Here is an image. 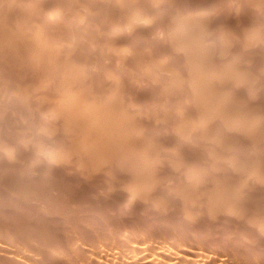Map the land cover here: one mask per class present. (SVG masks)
<instances>
[{"label":"rangeland","instance_id":"1","mask_svg":"<svg viewBox=\"0 0 264 264\" xmlns=\"http://www.w3.org/2000/svg\"><path fill=\"white\" fill-rule=\"evenodd\" d=\"M13 2H11V0H9V2H8V0H0V12H2L1 14H2V16H1V14H0V18H2L1 20H0V24H1V26H0V28H1V32H0V37H2V38H0V39H2L0 42H2V41H6V42H2V43H0V45L2 44V45H6L5 47H7V49L5 48L4 49V46H0V77H3V78H0V80L2 81V82H4L5 83V81H6V83L7 84H9V85H7V84H5V85H3V84H1L2 82L0 81V88L2 89V92H1V89H0V101H1V104L2 103H4V106H3V104L2 105H0L1 107H0V112H2L3 111V113H5L6 114V112H7V114L5 115H3V114H0V118H2V119H0V124L2 123L4 126H2V124H1V126H0V130H2V131H0V133H1V135H0V148H3L2 146L3 145H5L4 146V150L2 149V151H1V149H0V159H2L3 161H5V163L2 161V160H0V161H2V165H0V168H3V169H0L1 171H0V175H2V176H0V186H1V184L3 183V182H5L4 183V185L2 184V186H4L3 188H1L0 187V200H2V201H0V209H2L0 212V216H2L3 218H5V219H3V218H1L0 217V233H2V234H4V235H0V241L2 242H0V248H2V249H0V264H6V263H9V264H44V263H46V264H64V263H68V264H78V262L80 263V264H88V263H90V264H108V263H110L109 261H111V263L110 264H131V262L133 263V264H139V262H140V264H163L162 262H164L165 264H170V263H172V264H175L176 262V264H194V262L197 264V263H199V264H209L210 262V264H213V262H214V264H225V263H228V264H239L240 262H241V264H259L258 262H260V264H264L263 262V260H264V204L262 205V203H264V175H262V173L264 174V139H263V137H264V135L263 134H259V132H261V133H264V125L262 126V124H264V95H263V93L262 92H264V74H263V72H264V47H263V45H264V8L263 9H260L261 8V6H260V4H259V6H260V8H259V10H258V7H255V5L256 4H258L259 2L258 1H256L257 3H255V1H252V2H250L251 0H231V3H230V0H227V3H226V0H224V1H221V0H218V2H214V1H216V0H210V2H209V0H198L199 1V3H196L195 1L196 0H160V1H158L157 0V2H156V0H151L152 2H153V4L155 5V4H158V2L160 3V4H158V5H153V4H151V2L149 3L148 2V0H142L143 2H146V3H143L141 0H129V1H126L125 0V2H124V0H121L122 1V5L121 4H119V0H114V6L116 7V8H120L121 7V9H116L111 3H113V0H109V1H106V0H101L102 2L100 3V0H94V2H96V3H94L93 2V4L91 3V1L90 0H86L87 2H85V0H83V2H85V3H87V4H84L85 6H83L82 7V5L81 4H83L82 2L79 4V3H77L78 1H80V0H41L40 2H39V0H38V2H37V0H21V2L19 1V0H16L17 2L19 1V3H18V5L17 4H15L16 3V1H14V0H12ZM30 1V2H29ZM35 1V2H34ZM44 1V2H43ZM56 1H58V3L56 2ZM104 1V2H103ZM136 1H138V2H136ZM168 1V2H167ZM172 3V4H170V2ZM173 1V2H172ZM174 1L176 2V4L174 3ZM194 1V3H192ZM197 1V2H198ZM200 1H202V2H200ZM240 2V3H238V2ZM263 1V0H262ZM261 1V2H262ZM39 4L40 3V5H38L37 3ZM56 2V3H55ZM64 4H63V3ZM65 2H69L68 4L67 3H65ZM72 2H74V4H75V2H76V4H79V6H81V9H88L87 11H86V9L85 10H78V7H76V4L74 5ZM88 2H90V3H88ZM109 2V3H108ZM117 2H118V4H117ZM131 2V3H130ZM155 2V3H154ZM179 2V3H178ZM185 2V3H184ZM204 2H206V3H204ZM214 2V3H213ZM224 2V3H223ZM233 2H235L234 4H233ZM246 2V3H245ZM6 3V4H5ZM11 3H13L12 5H10ZM21 3L23 4V5H21ZM25 3H27L26 5H25ZM29 3V4H28ZM35 3H36V5H35ZM47 3H48V6H47ZM72 3V4H71ZM104 3V4H103ZM121 3V2H120ZM123 3H124V7H123ZM127 3V4H126ZM130 3V4H129ZM134 3V4H133ZM143 3V4H142ZM161 3H163V4H166V5H163L162 6V4ZM167 3H169V6H167ZM178 3V4H177ZM185 5H184V4ZM186 3H188V4H186ZM214 4V5H212V4ZM216 3V4H215ZM221 3V4H220ZM238 3V4H237ZM241 3H243L242 5H241ZM247 3H248V5H247ZM252 5H251V4ZM4 4V5H3ZM10 6H9V5ZM30 4H31V6H30ZM42 4V5H41ZM52 4V5H51ZM54 4V5H53ZM58 4H60V5H58ZM63 4V5H62ZM90 4V5H89ZM92 4V5H91ZM101 4V5H100ZM106 4H107V7H106ZM111 5V6H113L114 7V9L115 10H113V7L111 8V6H109V8H108V5ZM132 4V5H131ZM136 4V5H135ZM147 4L149 5V4H151L152 6H154V8L152 7V6H147ZM182 5V6H180V5ZM197 4V5H196ZM199 4V5H198ZM201 4V5H200ZM221 6H220V5ZM225 4H227L226 6H229V8L228 7H226L225 6ZM233 4V5H232ZM236 4V5H235ZM252 6H250V5ZM3 5V6H2ZM27 5H28V8L26 9L25 7H27ZM38 5V6H37ZM65 5H67V6H65ZM70 5H72V7L70 6ZM87 5H89V6H87ZM94 5V6H93ZM98 5V6H97ZM121 5V6H120ZM138 5V6H137ZM140 5V6H139ZM174 6V8H175V10H173L174 8H173V6ZM177 5V6H176ZM184 5V6H183ZM195 7H197V8H195ZM206 5H208V7L206 6ZM224 7H223V6ZM234 5H235V7H234ZM238 5L240 6V7H238ZM243 5H244V7H243ZM247 5V6H246ZM17 6H19L20 8H23V9H20L19 7H17ZM23 6V7H22ZM37 6V7H36ZM39 6H41V7H39ZM51 6V7H50ZM56 6V7H55ZM60 6V7H59ZM68 6H70V7H68ZM100 6H102V7H100ZM103 6H104V8H103ZM129 6H131V8L129 7ZM145 6H146V8H145ZM159 6V7H158ZM160 6H161V8H160ZM167 6V7H166ZM172 6V7H171ZM180 6V7H179ZM190 6V7H189ZM193 6V7H192ZM201 8H200V7ZM203 6H204V8H203ZM214 8H213V7ZM220 6V7H219ZM232 6V7H231ZM254 6V7H253ZM256 6H258V5H256ZM3 7V8H2ZM11 7V8H10ZM15 7H16V9H15ZM29 7H31L30 9H29ZM35 7V8H34ZM48 7H49V10H47L48 9ZM53 7V8H52ZM59 7V9H57ZM66 7V8H65ZM98 7V8H97ZM106 7V8H105ZM133 7H135V8H133ZM152 8V10H151V8ZM157 9H156V8ZM178 7V8H177ZM185 7V8H184ZM186 7H189V8H186ZM200 9H199V8ZM205 7H207V9H209V10H207ZM212 7V8H211ZM216 7V8H215ZM238 7V8H237ZM249 7H251V8H249ZM8 8H10V9H8ZM40 8V9H39ZM46 8V9H45ZM61 8H63V9H61ZM72 8H73V10H72ZM75 8H77V9H75ZM92 8V9H91ZM95 8V9H94ZM101 10H100V9ZM125 8V9H124ZM138 8L140 9L141 8V11L143 10V12H147V13H143V12H141V11H139L138 10ZM148 8V9H147ZM159 8V9H158ZM172 8V9H171ZM191 8V10H188V9H190ZM193 8H194V10H193ZM226 9V13L225 12H223V9ZM227 8H228V13H227ZM230 8H234V9H230ZM236 8V9H235ZM240 8V9H239ZM257 8V9H256ZM2 9H4V10H2ZM15 9V10H14ZM18 9H20V11L22 10V12H20ZM29 9V10H28ZM34 9H36V10H34ZM51 9V10H50ZM66 9H68V10H66ZM75 9V10H74ZM79 9H80V7H79ZM97 9H99V10H97ZM108 9V10H107ZM144 9H146V11L144 10ZM153 9H155V10H153ZM169 11H168V10ZM205 9V10H204ZM214 9V10H213ZM217 9V10H216ZM239 9V10H238ZM241 9H243V10H241ZM245 9V10H244ZM254 9V10H253ZM9 12H8V11ZM24 10H26V11H24ZM34 10V11H33ZM37 10H39V11H37ZM41 10V11H40ZM62 10V11H61ZM63 10L65 11V12H63ZM72 10V11H71ZM94 10H97V12L96 11H94ZM105 10V11H104ZM107 10V11H106ZM127 10V11H126ZM132 12H131V11ZM164 10V11H163ZM171 10V11H170ZM179 10V12L177 13V11ZM185 12H184V11ZM200 10V11H199ZM205 12H204V11ZM212 10H213V12H212ZM216 10V11H215ZM233 10H235V12L233 11ZM241 10V11H240ZM253 10V11H252ZM258 10V11H257ZM13 11V12H12ZM16 11V12H15ZM19 11V12H18ZM32 11H33V13H32ZM53 11V12H52ZM80 11H81V13H80ZM84 11H86V12H84ZM89 11H90V13H89ZM98 11L100 12L101 11V13H100V16L98 15L99 13H98ZM113 11H117L116 13L115 12H113ZM121 11V12H120ZM123 11V12H122ZM135 11V12H134ZM149 11V12H148ZM151 11H152V13H151ZM155 11V12H154ZM159 11V12H158ZM168 11V12H167ZM172 11L174 12V13H172ZM186 11L188 12V13H186ZM197 11V12H196ZM209 11L211 14H213V15H208L209 14V12L207 13V12ZM221 11V12H220ZM243 11H244V13H243ZM249 11H250V13H251V15H250V13H249ZM257 11V12H256ZM8 12V14L10 15V16H5V15H7V14H4V13H7ZM18 12V13H17ZM31 12V13H30ZM34 12H36V13H42V17H41V15L38 13V14H36V13H34ZM43 12H45V14L43 13ZM46 12H47V14H46ZM55 12H57V13H55ZM70 12V14H71V16H70V14H68V16H67V13H69ZM73 12H74V14H73ZM86 14H84V13ZM107 12V13H106ZM109 12V13H108ZM134 12V13H133ZM136 12L138 13V14H136ZM156 12H158V13H156ZM164 12H166V13H169V14H166V13H164ZM190 12V13H189ZM216 12H219V13H216ZM231 14H230V13ZM237 12V13H236ZM240 12V13H239ZM258 12H260V13H258ZM51 13H52V15L55 13V15H53L52 16V18H48L49 16L51 17ZM61 13H63L62 15H64L63 17H61L62 15H61ZM65 13V14H64ZM75 13H76V15L77 16H75ZM77 13H79L80 15V18L78 17V14ZM94 15H93V14ZM111 13V14H110ZM123 13V16L121 15ZM124 13H126L125 14V16H124ZM133 13V14H132ZM163 15H162V14ZM176 13V14H175ZM180 13V14H179ZM186 13V14H185ZM198 13H200L199 15H195V14H198ZM203 13V14H202ZM217 14V15H215V14ZM223 15V16H221V14ZM233 13V14H232ZM242 13V14H241ZM255 13V14H254ZM11 14H12V16H11ZM22 14H23V16L24 15H26V16H24V18L22 17ZM33 14V15H32ZM59 14V15H58ZM82 14V15H81ZM87 14H89V15H87ZM107 14H109L107 17L109 18V19H111V21L112 22H110V20L106 17V15ZM120 14V16L119 17H117V15H119ZM129 14H130V16H132V17H130L129 16ZM138 15V16H136V21H134V19H135V16L134 15ZM144 14L146 15V17H141V16H144ZM153 14V15H152ZM157 14V15H156ZM159 14V15H158ZM160 14H161V16H160ZM174 16H173V15ZM182 14V15H181ZM202 14V16H200ZM225 14H227V15H225ZM246 14V15H245ZM257 14H258V16H257ZM30 15H31V17H30ZM37 15V16H36ZM46 16V18H44L45 16ZM48 15V16H47ZM96 15V16H95ZM103 15H104V17H103ZM128 15V16H127ZM150 15V16H149ZM180 15V16H179ZM187 15H191V17L190 16H188L187 18H185V16H187ZM220 15V16H219ZM240 15V16H239ZM243 17H242V16ZM15 16V17H14ZM17 16V17H16ZM27 16H29V19H28V17ZM35 16H36V18H35ZM82 16V17H81ZM87 16H89L91 19V23H89L90 21H89V17H87ZM94 16V17H93ZM97 16H99V20H98V17ZM122 16V17H121ZM152 16V17H151ZM156 16V17H155ZM160 16V17H159ZM170 16H171V18H172V20H171V18H170ZM200 17V19L197 17ZM204 16V17H203ZM213 17L212 19L211 18H209V17ZM230 16H231V18H230ZM239 16V17H238ZM246 16V17H245ZM257 16V17H256ZM262 16V17H261ZM6 17H7V19H6ZM19 17V18H18ZM57 17V18H56ZM65 17V18H64ZM69 17V18H68ZM71 17V18H70ZM74 17V18H73ZM102 17V18H101ZM114 17H115V19H114ZM140 17H141V19H140ZM168 17V18H167ZM193 17H194V19H193ZM208 17V18H207ZM215 17V18H214ZM218 17H219V19H218ZM226 17V18H225ZM235 17V18H234ZM237 17V18H236ZM249 17V18H248ZM261 17V18H260ZM4 18L6 19V22H5V20H4ZM9 18V19H8ZM13 20H12V19ZM17 20H15V19ZM18 18V19H17ZM21 18H22V20H21ZM26 18V19H25ZM31 18H33L34 19V21H33V19H31ZM43 18V19H42ZM47 18H48V20H47ZM60 18V19H59ZM66 18H67V20H66ZM83 18V19H82ZM94 18V19H93ZM123 18L125 19L124 21H122L123 20ZM137 18H139V19H137ZM147 18V19H146ZM155 20V22H154V20ZM156 18V19H155ZM158 18V19H157ZM165 18H167L166 20H167V22H166V20H165ZM177 18H179V19H177ZM186 19L185 21H187V19H189L187 22L188 23H190V21H191V24L192 25H194V26H192L191 24H189V25H191V26H188L189 27V29H187V25H188V23L187 22H185L184 20H181V19ZM196 18V19H195ZM206 18V19H205ZM224 20H223V19ZM240 20H239V19ZM243 18H246L247 19V21H246V19H244L243 20ZM40 19V20H39ZM42 19V20H41ZM57 19V20H56ZM85 19V21H83ZM88 19V20H87ZM96 19V20H95ZM106 19V20H105ZM108 19V20H107ZM120 19V20H119ZM145 19V20H144ZM149 19V20H148ZM150 19H152V20H150ZM192 19V20H191ZM208 19V20H207ZM209 19H211V20H209ZM214 19V20H213ZM260 19H262V20H260ZM27 21V23L25 24V22ZM32 20V21H31ZM51 20H53V22H55L54 20H56V23L57 22H59V23H57V25L55 24V23H53L52 22V24L50 23L51 22ZM61 20V21H60ZM77 20V21H76ZM78 20H79V22H78ZM88 22H87V21ZM92 20H94L93 22H94V24H93V22H92ZM103 22H102V21ZM115 22H114V21ZM118 20L120 21V22H118ZM127 20H128V22H132V24L131 23H127ZM130 20V21H129ZM142 21V23L144 22V21H147V23L146 22H144L143 23V27L141 26L142 25V23L141 24H139L141 21ZM163 22H162V21ZM169 20V21H168ZM198 20V21H197ZM201 20V21H200ZM202 20H204V21H206L207 23L208 22H211V23H209V24H206V22H204V21H202ZM216 20H218L217 22H216ZM222 20V21H221ZM229 20H231V21H229ZM238 22V23H236V21ZM2 21H4V22H2ZM10 21H12L13 22V27H12V22H10ZM39 21V22H38ZM43 21H45V22H43ZM46 21H48V22H46ZM62 21H64V22H62ZM68 21V22H67ZM72 21V22H71ZM73 21H75V23L73 24ZM80 21H82V23L80 22ZM96 21H99L98 23L96 22ZM139 21V22H138ZM148 21H152V22H154V23H151L150 25H149V23L150 22H148ZM172 21H174L175 23H176V21H177V25H179L180 23L182 24V26L180 27V26H177L175 23H171ZM185 23H184V22ZM194 21V22H193ZM195 21H197V23H199V22H201V23H199L197 26H199V28H197V26H196V22ZM234 21V22H233ZM241 21H242V23H241ZM249 21H251V22H249ZM21 22V23H20ZM29 22H34L33 23V25H32V23H30L29 24ZM44 24H43V23ZM86 23V24H84V23ZM96 22V23H95ZM118 22V25L116 24ZM137 23V26H136V23ZM157 22H161V23H159V25H158V23ZM169 22V23H168ZM180 22V23H179ZM213 22H214V24H213ZM222 22V23H221ZM228 22H230V23H228ZM244 22V23H243ZM245 22L247 23V24H245ZM10 23V24H9ZM14 23H18V25H16V24H14ZM24 24L25 26H23V25H20V24ZM78 24V25H75V24ZM81 23V24H80ZM88 23V24H87ZM109 25H112L113 23V25L115 26H108V24ZM112 23V24H111ZM123 23V24H122ZM124 23H126V24H124ZM147 25H146V24ZM206 25H205V24ZM216 23H218V24H216ZM238 24L239 25V27L238 26H236V24ZM258 23V24H257ZM261 23V24H260ZM5 24V27L4 26H2V25H4ZM27 24H29L30 25V27L27 25ZM39 24H40V27L41 28H43V29H41L40 27H39ZM43 24V26H41ZM54 24V26H51V25H53ZM69 24V25H68ZM70 24L72 25V26H70ZM80 24V25H79ZM84 24V26H82ZM89 24H90V26H89ZM97 24H98V26H97ZM105 24V25H104ZM156 24V25H155ZM165 24H166V26H165ZM170 24H172L173 26H175L174 28H176L177 29V31H176V29H174L173 28V26H171ZM212 24H213V26H212ZM228 24V25H227ZM231 24H233V25H231ZM235 24V25H234ZM241 24V25H240ZM248 24H250V25H248ZM254 24H256V25H254ZM10 26V27H8L7 28V26ZM61 25V26H60ZM64 25H66V26H64ZM91 25H92V27H91ZM120 25H121V27H124V28H121L120 27ZM126 25V26H125ZM130 27V30H128L129 29V27ZM146 25V26H145ZM153 25V26H152ZM160 25H161V27H160ZM169 25V26H168ZM184 25V26H183ZM186 25V26H185ZM202 25V26H201ZM225 25V26H224ZM247 25V26H246ZM254 26V27H252V26ZM259 25L260 26H262L261 28L259 27ZM19 26V27H18ZM23 26V27H22ZM28 26V27H27ZM47 26V27H46ZM49 26V27H48ZM57 26H60V27H57ZM69 26V27H68ZM79 26H81V28L79 27ZM89 26V27H88ZM94 26V27H93ZM97 26V27H96ZM131 26H132V28H134L133 30H136V31H132V28H131ZM138 26H141V27H138ZM152 26V27H151ZM155 26H157L156 27V29H155ZM163 26H165V27H163ZM167 26H168V28H167ZM177 26V27H176ZM206 27V29H205V27ZM210 26V27H209ZM216 26V27H215ZM217 26L219 27V29H218V31H217ZM222 28H221V27ZM233 26H236V27H233ZM249 26V27H248ZM258 26V27H257ZM3 27V28H2ZM15 27V28H14ZM35 28V29H33V28ZM44 27H46V29L44 28ZM52 27V28H51ZM63 27L65 28V29H63ZM67 27V28H66ZM73 27V28H72ZM75 27H77L76 28V30H75ZM79 27V28H78ZM82 27H84V29L82 28ZM85 27H88L87 29L85 28ZM108 27V29H106ZM126 27H128V28H126ZM170 27V28H169ZM172 27V28H171ZM184 27V28H183ZM185 27H186V29L188 30V31H186V34H183L184 32H185ZM195 27V28H194ZM203 27V28H202ZM207 27H209L208 29H207ZM224 27V28H223ZM226 27V28H225ZM244 27H246V28H244ZM251 27V28H250ZM255 27H257L256 29H254ZM10 28V29H9ZM12 28V29H11ZM20 28H22V31H21V29ZM26 28H27V30H26ZM29 28V29H28ZM31 28V29H30ZM38 30H37V29ZM39 28L41 29V30H39ZM58 28V29H57ZM59 28H60V30H59ZM90 28H91V30L92 31H90ZM97 28V29H96ZM100 28H101V30H100ZM109 28H110V30H109ZM112 28H114L113 29V31H115V30H117V32L116 33H113V31H111V29ZM118 28H121L122 30H125V31H123L124 32V34H123V32H121L122 30L121 29H119L118 30ZM127 30H126V29ZM137 28H138V30L140 29L141 30V32H140V30L138 31L137 30ZM142 28V29H141ZM144 28V29H143ZM157 28H159V29H157ZM163 28V29H162ZM165 28V29H164ZM167 28V29H166ZM193 28V29H192ZM196 28L198 29V31L199 30H202L203 29V32L202 31H197L196 30ZM235 28V29H234ZM16 29L17 30V32H16V30L14 31V30ZM24 29V30H23ZM52 29H54V30H56L57 32H55L54 30H52ZM67 29V30H66ZM93 29H94V31H93ZM102 29H104V30H102ZM150 31H148V30ZM153 29V30H152ZM161 29V30H160ZM169 29H171V31H169ZM172 29H173V31H172ZM182 29V30H181ZM191 29V30H190ZM205 29V30H204ZM213 29V30H212ZM215 29H216V33H213L212 34V32L214 31L215 32ZM225 30V31H223V34L224 35H226V36H228V37H224L223 36V34H221L222 33V31L221 30ZM228 29V30H227ZM236 29H238L237 31H236ZM240 29V30H239ZM247 30L249 33H250V31H252V33H253V35H254V33H256L255 34V36H253L251 33H250V35H249V33L247 34L246 33V31H243V30ZM249 29H250V31H249ZM258 30L257 32L256 31H253V30ZM261 29H263L262 30V33H261ZM3 30H5L4 32H2ZM12 30V31H11ZM28 30H30L31 32H29ZM35 30V31H34ZM43 30V31H42ZM52 30V31H51ZM65 30V31H64ZM72 30V31H71ZM74 30V31H73ZM77 30H78V32H77ZM83 30V31H82ZM158 30H159V32H158ZM166 30H168V32H170V33H166L165 31ZM184 30V32L183 33H181L182 31ZM193 30V31H192ZM195 30V31H194ZM231 31V33H230V31ZM9 33H8V32ZM19 31V32H18ZM25 31V32H24ZM27 31H28V33L29 34H27ZM35 32L34 34L32 33V32ZM38 31V32H37ZM51 33H50V32ZM61 31V32H60ZM82 31V32H81ZM92 32V33H85V35H84V32ZM110 33V36H109V34L107 33ZM118 31H119V34H118ZM127 31V32H126ZM129 31V32H128ZM131 31H132V33H131ZM143 31V32H142ZM144 31H145V33L146 34H148V35H145V33H144ZM155 31L159 34H157V35H154L153 33H155ZM189 31H192V33L190 32V38L188 37V34H187V32H189ZM198 33H197V32ZM227 31V32H226ZM40 32H41V34H40ZM46 32V33H45ZM53 32H55L56 33V35H54V33ZM65 33V34H63V33ZM68 32H69V34H70V36H69V34H68ZM72 32V33H71ZM80 32V33H79ZM97 32V33H96ZM102 32V33H101ZM125 32H126V34H125ZM133 32H137L136 34L137 35H139V34H141L140 35V38H139V36H136V34L135 33H133ZM140 32V33H139ZM173 32V33H172ZM175 32H177V34L175 33ZM201 32V33H200ZM208 32H210V33H208ZM218 32V33H217ZM228 33V34H225V33ZM232 32H236V33H232ZM239 32V33H238ZM242 32V33H241ZM243 32H245V33H243ZM5 33V34H4ZM12 33H14V34H12ZM16 33L18 34V35H16ZM21 33V34H20ZM25 35H24V34ZM36 33H38V34H36ZM74 33V34H73ZM76 33V34H75ZM93 33H95V34H93ZM98 33L99 34H101V37H100V35H98ZM121 33V34H120ZM129 33V34H128ZM139 33V34H138ZM163 33H165L166 35H164ZM196 33V34H195ZM205 33V34H204ZM206 33H208V34H210V35H208V34H206ZM261 33V34H260ZM2 34V35H1ZM23 34V35H22ZM31 34V35H30ZM34 36H33V35ZM53 36H52V35ZM58 34V35H57ZM61 34V35H60ZM78 34H80V36L78 35ZM81 34H82V37H81ZM92 34V35H91ZM106 34H107V36H109V37H106ZM143 34H144V36H143ZM150 34H153V35H151L152 36V38H151V36H150ZM162 34V35H161ZM172 34V36L174 37H172V36H170ZM192 34V35H191ZM197 37H195L194 35ZM216 34V35H215ZM218 34V35H217ZM240 34H242V36L240 35ZM246 34V35H245ZM7 35V36H6ZM9 35H11V36H9ZM20 35H21V37H20ZM27 35H29L28 37H26ZM60 35V36H59ZM74 35V36H73ZM88 35V36H87ZM94 35H96V36H94ZM102 35L104 36L103 38H102ZM113 35H115V36H113ZM118 35V36H117ZM120 35H123L122 36V38L120 37ZM129 35H130V37H129ZM163 36V37H161V36ZM170 36V37H168V36ZM177 35H179V36H177ZM180 35H181V38H180ZM187 35V36H186ZM198 35V36H197ZM200 35V36H199ZM205 38V42H203V44H202V40H204L203 39V37ZM215 36V39L212 37V36ZM222 35V36H221ZM236 35V37H234ZM245 35V37H243ZM247 35H249V39L248 40H250V41H248V42H246V39L248 38V36ZM50 36V39H48V37ZM52 36V37H51ZM55 36V37H54ZM57 36V37H56ZM64 36H67V38L66 37H64ZM91 36H93V37H91ZM125 36V37H124ZM132 36H133V38H135L134 40H133V38H132ZM142 36H143V38H142ZM146 36V37H145ZM149 36V37H148ZM156 36V37H155ZM167 38H166V37ZM176 36H177V38L179 39H175L176 38ZM187 38H186V37ZM206 36H208V37H206ZM209 36H211V37H209ZM229 36H232V37H230L229 38ZM238 36H240V38L238 37ZM251 36H253L254 38H252ZM4 37H5V39H4ZM12 37V38H11ZM28 39L29 37H32L33 39H31V38H29L28 40L30 41L29 43H26V42H28V40L26 39V38ZM41 37H42V39H41ZM45 37H47V38H45ZM54 37V38H53ZM59 37H61V38H59ZM71 38V39H69V38ZM75 37H76V39H75ZM78 37H79V40H78ZM84 37H85V40H84ZM87 37V38H86ZM88 37H90V38H92L93 40L91 41V39L90 38H88ZM98 37H99V39H98ZM158 37V38H157ZM182 37H183V40H184V37H185V40H184V42L183 41H181L182 40ZM195 37V38H194ZM199 37V38H198ZM219 37H220V39H219ZM222 37H224L225 38V40L228 42L227 43V45H226V42H223V40H224V38H222ZM263 38V40H262V38L261 39H258V38ZM7 38H10V39H7ZM16 38V39H15ZM17 38H19V40H17ZM39 38V39H38ZM76 40V42H75V40ZM82 38V40H80ZM96 40H95V39ZM106 38H109V39H106ZM116 38H118V39H116ZM121 38V39H120ZM126 38V39H125ZM146 38V39H145ZM157 38V39H156ZM165 38L167 39V40H165ZM170 38H173V41H174V43H173V41H172V39H169ZM188 38H189V42H188ZM207 38V39H206ZM227 38V39H226ZM235 38V39H234ZM251 38H252V43H250L251 42ZM4 39V40H3ZM26 39V40H25ZM36 39L38 40V41H36ZM41 39V40H40ZM44 39H46L45 41H44ZM57 39V40H56ZM63 39V40H62ZM68 41H67V40ZM97 39H98V41H97ZM103 39V40H102ZM114 39V40H113ZM116 39V40H115ZM137 39H139L138 40V42H137ZM141 39H142V41L144 40V42H141ZM153 39V40H152ZM159 39V40H158ZM163 39V40H162ZM176 41H175V40ZM187 39V40H186ZM194 40V41H191V40ZM200 39H201V41H200ZM211 39H214L213 41L211 40ZM228 39H231L230 41L228 40ZM255 39V41L257 42L258 40H260L259 42H257L256 44H254V42H253V40ZM8 40V41H7ZM11 40L13 41V43L11 44ZM14 40H17L18 41V44H17V41H14ZM21 40L22 41H24V42H21ZM36 42H35V41ZM43 40V41H42ZM49 40V41H48ZM54 42H52V41ZM55 40V41H54ZM78 40V41H77ZM107 40V42H108V44H107V42H105ZM111 40H113L112 42L113 43H109V42H111ZM126 40H131V41H127L126 42ZM134 41V43H133V41ZM146 40V41H145ZM151 40V43L153 44H151L149 41ZM157 40V42H155ZM168 40H169V42H168ZM199 40V41H198ZM208 40L210 41H212V42H210L211 44H209V42H208ZM224 40V41H225ZM238 40H239V42H238ZM262 40V41H261ZM20 41V42H19ZM31 41H33V42H31ZM43 43H42V42ZM47 41V42H46ZM51 41V42H50ZM59 41L61 42V43H59ZM64 41H66V42H64ZM82 41V42H81ZM102 41V42H101ZM139 41L141 42V44L139 43ZM148 41V42H147ZM164 41H167V43L166 42H164ZM171 41V42H170ZM179 41V42H178ZM207 41V42H206ZM216 41H218L220 44H218ZM8 42V43H7ZM10 42V43H9ZM35 42V43H34ZM42 44H41V43ZM45 42V43H44ZM50 42V43H49ZM69 44H68V43ZM78 44L77 46H76V44ZM81 42V44H79V43ZM86 42V43H85ZM93 44H92V43ZM115 42V43H114ZM124 42H126V43H124ZM129 42V43H128ZM136 42V43H135ZM158 42H160V43H158ZM176 42L177 43H180L181 42V44L179 45V44H176ZM186 42V43H185ZM190 43L191 45L194 43H196V45L197 46H205L204 47V49H203V47H202V50H201V48L200 47H197V46H194V44H193V46H191L190 44H188V43ZM191 42H193V43H191ZM197 42H199L198 44H197ZM201 42V43H200ZM234 42V43H233ZM241 42H242V44H241ZM4 43H7V44H10L9 46L7 45V44H4ZM15 43V44H14ZM20 43V44H19ZM21 43H23V44H21ZM30 43H32V45L30 44ZM47 43V44H46ZM52 43V44H51ZM55 43H56V45H58V44H60V45H58L57 47H56V45H55ZM73 43V44H72ZM83 43V44H82ZM89 43L90 44H92V45H89ZM102 43V44H101ZM119 43V44H118ZM128 43V44H127ZM149 43V44H148ZM167 44V46H169V47H167V46H165L166 44ZM170 43L172 44V46L174 45V48H177L176 49V52H175V50L173 51L172 49H174L171 45H170ZM215 43V44H214ZM218 45H220V46H218ZM222 43H223V45H222ZM248 45V47L245 45ZM262 43H263V45H262ZM17 44V45H16ZM27 44V46H25ZM29 44H30V46H29ZM34 44H36L35 46L37 47V50H38V53L40 54V51L42 52L40 55H43V56H38V53H37V51H35V49H36V47L34 46ZM40 44V45H39ZM48 44H50V45H52L51 47H50V45H48ZM65 45V48L63 47L64 45ZM107 44V45H106ZM110 44H112V45H110ZM121 44V45H120ZM134 45V47L135 46H137V47H132L133 45ZM155 44V45H154ZM187 44V46L188 45H190V47H191V49H192V47H193V50H188L189 48L187 47H185V45ZM202 44V45H201ZM210 48H206V45ZM212 44H214V45H212ZM229 44H233V45H229ZM254 44V45H253ZM14 45V46H13ZM38 45V46H37ZM41 45H47L48 46V48H45V47H47V46H45V47H43V46H41ZM62 45V46H61ZM71 45V46H70ZM94 45V46H93ZM98 45V46H97ZM104 45V48L103 47H101V46H103ZM110 45V46H109ZM114 45V46H113ZM115 45H118V46H116L115 47ZM124 45V46H123ZM152 45V46H151ZM226 47H225V46ZM16 47V46H18V47H16V48H18L19 49V47L21 46L22 47V49L23 48H25L24 49V52H26L25 54H27L25 57H24V52H23V54H22V51H20L21 50V48L19 49V51H18V49H13L12 50V48L13 47ZM23 46H25V47H23ZM29 46V47H28ZM33 46H34V48H33ZM39 46H41L42 47V49L39 47ZM61 48H60V47ZM67 46H68V48H67ZM82 46V47H81ZM85 46V47H84ZM99 46H100V48H99ZM112 46V47H111ZM127 47L126 49H129L128 50V52H127V50H125L123 47ZM128 46H129V48H128ZM132 48H131V47ZM141 46V47H140ZM158 46V47H157ZM163 46H165V48L163 47ZM182 46V47H181ZM184 46V47H183ZM211 46V47H210ZM218 46V47H217ZM221 46H222V50H221ZM227 46H231V47H229V48H227ZM234 46H235V48H234ZM240 46H243V48L242 47H240ZM253 46H254V48H253ZM259 46V47H258ZM3 47V48H2ZM9 47V48H8ZM57 49H56V48ZM59 47V48H58ZM90 48V50H89V48ZM95 49H94V48ZM97 47V48H96ZM105 47H107L108 49H106ZM110 47V48H109ZM121 47V48H120ZM153 48V50H154V52H152L153 50H152V48ZM157 47V48H156ZM225 47V48H224ZM246 47V48H245ZM258 47V48H257ZM27 48V49H26ZM33 48V49H32ZM44 48V49H43ZM55 48V49H54ZM70 48H73V49H70ZM75 48V49H74ZM99 48V49H98ZM112 48V49H111ZM141 48H143V53L141 52ZM146 48V49H145ZM157 50H156V49ZM180 48V49H179ZM194 48H199L200 50H201V54L200 53H198L199 54V56H198V58L200 59H198L196 56L198 55H193V54H196L197 53V51L194 49ZM217 48V49H216ZM228 50H227V49ZM231 48V49H230ZM240 48H242V49H240ZM11 49V50H10ZM40 49V50H39ZM46 49H48V51L46 50ZM56 50V51H54V50ZM60 49V50H59ZM63 49V50H62ZM66 49H68V50H66ZM80 49V50H79ZM87 49V50H86ZM93 49V52L91 51ZM103 49H106V50H103ZM111 50V52L113 51V54L111 53V52H109L110 50ZM114 49V50H113ZM117 49V50H116ZM133 51V53H132V51ZM140 50V52L138 51H136L135 53H134V51L135 50ZM159 49V50H158ZM162 49V50H161ZM167 49V50H166ZM183 49V51L185 52V51H187V52H194L193 54H191L190 55V53L188 54V56H187V54L186 55H184L185 53H187V52H183V51H181ZM209 49V50H208ZM214 49H215V51L218 53V52H220V50L222 51V53L224 52V54H222L223 56H221L220 55V53H218V55L219 56H217V53L214 51ZM219 49V50H218ZM225 49V50H224ZM233 49V50H232ZM237 49V50H236ZM246 49H248V50H246ZM252 51H251V50ZM3 50H8V51H6V52H3ZM15 50H17L18 51V53H16L15 52ZM31 50V51H30ZM33 50V51H32ZM46 50V51H45ZM75 50H77V51H75ZM96 50V51H95ZM100 50V51H99ZM109 50V51H108ZM145 50V51H144ZM170 50V51H169ZM196 52H195V51ZM198 50V49H197ZM205 50H208V51H205ZM224 50V51H223ZM228 51V53H227V51ZM231 50V51H230ZM245 50H246V52H245ZM258 50V51H257ZM262 51V52H260V51ZM52 51V52H51ZM60 51V52H59ZM63 52V55L61 54L62 52ZM72 51H74V52H72ZM81 52V53H79V52ZM87 51H88V53H90V54H88L87 53ZM102 54V56H101V54L99 53V52ZM115 51V52H114ZM124 51H125V53L128 55V58H126L127 56H126V54L124 53ZM149 53H148V52ZM157 51H159V52H157ZM160 51H162V52H160ZM171 51L173 52V54L171 55ZM199 51V50H198ZM202 51H204L203 53H205V54H203L202 53ZM213 51H214V53H213ZM229 51H230V54H229ZM235 51V52H234ZM237 51V52H236ZM239 51V52H238ZM250 51V52H249ZM254 51V52H253ZM10 52V53H9ZM31 52H33L32 54H31ZM50 54H49V53ZM56 52V55H54V54H52V53H55ZM66 52V53H65ZM94 52H98V54L97 53H94ZM106 53V56H104L103 55V53ZM117 52H118V54H117ZM119 52H121V54H123V57H122V55L119 53ZM129 52H130V54H129ZM146 52V53H145ZM166 52H167V55H166ZM174 52H175V54H174ZM178 52H179V54H178ZM181 52H183L184 54H182ZM207 52V53H206ZM209 52V53H208ZM226 52V53H225ZM241 52V53H240ZM11 53L12 54H14V56L13 57H7V54L9 55V56H11ZM37 53V54H36ZM46 53V54H45ZM74 53V54H73ZM78 53V54H77ZM86 53V55H88V56H86V55H84ZM104 53V54H105ZM107 53H108V55H107ZM110 53H111V55H110ZM151 53V54H150ZM161 53H163L162 55H161ZM164 53H165V55H164ZM169 53V54H168ZM177 53V54H176ZM234 53V54H233ZM235 53H237V54H235ZM240 53V54H239ZM243 53H245V55L243 54ZM249 53H251V54H249ZM260 53V54H259ZM18 56H17V55ZM31 54V55H30ZM36 54V55H35ZM52 54V55H51ZM57 54H58V56H57ZM61 54V55H60ZM67 54V55H66ZM71 54V57H73L74 58V60L76 61H74V60H72L73 58H71L69 55ZM116 54V55H115ZM144 54V55H143ZM146 54V55H145ZM149 54V56H147ZM154 54H156L155 56H154ZM159 54H160V56H159ZM210 54V55H209ZM215 54V55H214ZM227 54V55H226ZM233 54V55H232ZM239 54V55H238ZM249 56H248V55ZM256 54H258V56L256 55ZM261 54H262V56H261ZM4 55H5V57H4ZM21 55V56H20ZM35 55V56H34ZM45 55H46V57H45ZM48 55H49V57H48ZM50 55L52 56V59L53 60H55L56 59V63L51 59V57H50ZM55 56V59H54V56ZM97 55H100V57L99 56H97ZM118 55V56H117ZM134 55V56H133ZM137 55H139V56H137ZM152 55V56H151ZM158 55V56H157ZM174 55V56H173ZM178 55V56H177ZM190 55V56H189ZM193 55V57H194V59L193 60H190L191 58H193V57H191ZM202 55V56H201ZM206 55V57H208V58H210V59H203V57ZM207 55H209V56H207ZM214 55V56H213ZM228 55H230V56H228ZM237 55V56H236ZM244 55V56H243ZM251 55V56H250ZM255 55V56H254ZM22 58H20V57ZM77 56V57H76ZM80 56V57H79ZM83 56H85L84 58H83ZM90 56V57H89ZM96 56H97V58H96ZM117 56V57H116ZM136 56V58H138V60L136 59L135 60V58H132V57H135ZM141 56V57H140ZM143 56V57H142ZM147 56V57H146ZM164 58H163V57ZM167 58H166V57ZM171 56V57H170ZM219 57V58H217V57ZM224 56H228V57H224ZM235 56V58H233ZM238 56H240V57H238ZM253 56V57H252ZM17 59H15V58ZM18 57V58H17ZM30 57H37V58H35V59H31ZM39 57V58H38ZM43 57V58H42ZM47 57H48V59H47ZM60 57V58H59ZM67 57V58H66ZM71 59H70V58ZM89 57V58H88ZM110 57H112V58H110ZM120 57V58H119ZM124 57H125V59H124ZM153 57H156V58H153ZM170 57V58H169ZM173 57V58H172ZM180 57H182V58H180ZM187 57V58H186ZM189 57H190V59H189ZM215 57V58H214ZM220 57H222V58H220ZM223 57H224V59L225 58H227L226 60H224L223 59ZM242 57H244L243 59H242ZM249 57H251L250 59H249ZM255 57V58H254ZM257 57V58H256ZM260 57V58H259ZM262 57H263V59H262ZM1 58L3 59V58H6V60L4 61V60H1ZM13 58V59H12ZM24 58H25V60H24ZM61 60H59V59ZM63 58H64V60H63ZM78 58H80V59H78ZM104 58V59H103ZM106 58V59H105ZM114 58V59H113ZM145 58V59H144ZM151 58H153V59H151ZM160 58V59H159ZM166 58V59H165ZM168 58H169V60H168ZM178 58V59H177ZM184 58L186 59V62H185V60H184ZM196 58V59H195ZM232 59V61L230 60V59ZM240 58V59H239ZM246 58H248L249 60H246ZM10 61V60H13V62L12 61H10V62H12L13 64H15V65H13L12 63H10L8 60ZM14 59L17 61H14ZM19 59V60H18ZM26 59H28V60H26ZM29 59H31V61H33V62H31ZM41 59H43L42 61H41ZM46 59V60H45ZM53 61H51V60ZM89 59V60H88ZM99 59V60H98ZM102 59V60H101ZM110 59V60H109ZM113 61H112V60ZM116 59H118L117 61H121V62H123V63H119V62H116ZM120 59V60H119ZM123 61H122V60ZM128 59V60H127ZM151 62V64H150V62L148 61V60ZM156 59H158V60H156ZM161 59H162V61H161ZM164 59V60H163ZM170 59H171V61H172V63L170 64ZM176 60V61H174V60ZM188 59V60H187ZM205 61L206 60V62H204L203 60ZM214 59V60H213ZM254 60V61H251V60ZM259 59V60H258ZM262 59V60H261ZM21 60V61H20ZM46 62H45V61ZM47 60H48V62H47ZM67 60H69L70 62H71V64L69 63V62H67ZM77 60H78V63H82V64H78L77 63ZM106 60V61H105ZM131 60V61H130ZM146 60V62L144 63V61ZM159 60H160V62H159ZM166 60V61H165ZM180 60V61H179ZM197 60V62H195V61ZM199 60V61H198ZM203 62H202V61ZM207 60H209V61H207ZM216 60H218V61H216ZM227 63V61H228V63L226 64L224 61ZM237 60V62H239V63H237V62H233V61H236ZM241 60H242V62H241ZM29 61V62H28ZM40 61L42 62V63H40ZM59 63H58V62ZM64 61H66V62H64ZM81 61V62H80ZM88 61V62H87ZM93 61H95V62H93ZM99 61V62H98ZM136 61H137V63H138V65H137V63H136ZM158 61V62H157ZM174 61V62H173ZM189 61L191 62V64H197L196 66H198V65H200L201 66V64L202 63H207L208 65H209V63H210V65L211 64H213L214 65V67H213V65L212 66H208V67H211L212 69H213V72H212V75H213V73H214V70L215 69H217V70H215V71H218L217 73H218V75H219V73H220V71H221V73H220V75H222V76H220L219 75V77H215L217 74L215 73L213 76L214 77H212L211 75L210 76H205V73H203V72H206L204 69V67H205V65H207V64H205L204 65V67H202L203 66V64H202V66H201V69L203 70H201V71H199L200 69H197L196 68V66H195V68H194V66H192L190 63H189ZM202 63H201V62ZM211 61H212V63H211ZM213 61H214V63H213ZM220 61V62H219ZM262 61H263V63H262ZM6 62V63H5ZM21 62V63H20ZM25 62L27 63V64H25ZM45 62V63H44ZM50 62H52L51 64H50ZM61 62V63H60ZM63 62V63H62ZM75 62V63H74ZM83 62H85V64L83 63ZM90 62V63H89ZM102 62H104V63H108V64H103ZM114 62H115V66H113L114 65ZM128 62V63H127ZM132 64H131V63ZM141 62V63H140ZM161 62H163V63H161ZM167 62V63H166ZM178 62H180V63H178ZM184 62V63H183ZM224 62V63H223ZM229 62H232L233 63V65L234 64H239L240 65V67H241V65H243L242 66V68L243 67H245V69H246V71H248V73H245L246 71H245V69L243 68H240V70L242 71V74L241 73H238L239 74V76H238V74H235V75H237L238 77L237 78H232L233 77V75H234V72H233V66L232 65H230L229 64ZM247 62V63H246ZM261 62V63H260ZM30 63H31V66H30ZM35 63H36V66H35ZM42 64V65H40V64ZM67 63V64H66ZM88 63H89V65H88ZM93 63V64H92ZM95 63V64H94ZM99 63V64H98ZM117 63H119V64H117ZM130 63V64H129ZM143 63V64H142ZM154 63H157V65L155 64V65H153ZM161 63V64H160ZM171 65V66H169V64ZM177 63V64H176ZM190 64L191 65V67L192 68H190L189 69V67H190V65L188 66L187 64ZM200 63V64H199ZM219 63V64H218ZM256 63V64H255ZM25 64V65H24ZM33 64H34V66H35V68L33 67ZM38 64V65H37ZM47 64H50V65H47ZM58 64V65H57ZM61 64V65H60ZM63 64H65L64 65V68H63ZM69 64H70V66H69ZM73 64H76V65H73ZM85 65V67H84V65ZM92 64V65H91ZM117 64V65H116ZM122 64H124V65H122ZM126 64L129 66V67H131V68H129L128 66H126ZM140 64V65H139ZM146 64H148V65H146ZM159 64V65H158ZM179 64V65H178ZM185 64V65H184ZM221 64V65H220ZM222 64H223V66H224V64L226 65L225 67L226 68H224L223 66H222ZM228 64H229V67H228ZM248 64V65H247ZM250 64V65H249ZM258 64V65H257ZM18 65L19 66H21L22 67V65L24 66V67H22V69H21V67H18ZM27 65H29V66H27ZM46 65H47V67H46ZM53 65V66H52ZM55 65H57L56 67H55ZM60 65V66H59ZM68 67H70V68H68ZM81 65H83L82 67H81ZM94 65H95V67H94ZM97 65V66H96ZM122 65V66H121ZM153 65V66H152ZM182 65H183V67H182ZM244 65H246V66H244ZM255 65V66H254ZM257 65V66H256ZM259 65H260V67H259ZM2 66V67H1ZM6 66V67H5ZM16 66V67H15ZM26 66V67H25ZM42 66V67H41ZM46 68H45V67ZM49 66V67H48ZM74 66H76V67H73ZM77 66H80L79 67V69H78V67ZM87 66V67H86ZM91 66V67H90ZM102 66V67H101ZM107 66V67H106ZM112 66V67H111ZM118 66V67H117ZM125 66L127 67V68H125ZM134 66H136V67H134ZM138 66V67H137ZM139 66L140 67H142V68H139ZM146 68H145V67ZM151 66V67H150ZM156 66V67H155ZM178 66V67H177ZM200 66L198 67V68H200ZM249 66L252 68V69H250L249 68ZM254 66V67H253ZM8 67H10L9 69H8ZM18 67V68H17ZM41 67V68H40ZM53 67V68H52ZM67 67V68H66ZM98 67V68H97ZM103 68V67H105V68H103L104 69V71H103V69L101 70V68ZM122 67V68H121ZM133 67V68H132ZM148 67H150V68H148ZM164 67V68H163ZM176 67V68H175ZM182 67V68H181ZM184 67H185V69H184ZM188 67V68H187ZM221 67V68H220ZM13 68V69H12ZM14 68H15V70H14ZM21 70H23L24 68V72H25V70L27 69V71L23 74V71H21ZM31 68V69H30ZM33 68V69H32ZM44 68V69H43ZM58 68H60L59 70L61 71H59L58 70ZM66 69V71L67 72H65V70L63 71V69ZM81 68V69H80ZM87 68H88V72L86 71L87 70ZM95 68V69H94ZM115 68V69H114ZM125 68V69H124ZM137 68H139V69H137ZM148 68V69H147ZM162 68V69H161ZM172 68V70H170ZM194 68V69H193ZM231 68V69H230ZM255 68V69H254ZM257 68V69H256ZM7 69V70H6ZM34 69H35V72H34ZM39 69V70H38ZM41 69H43V70H45V71H42ZM48 69V70H47ZM73 69V70H72ZM84 69V70H83ZM86 69V70H85ZM91 69V70H90ZM94 69V70H93ZM97 69V70H96ZM111 69V70H110ZM124 69V70H123ZM128 69H130V70H128ZM133 69V70H132ZM137 69V70H136ZM141 69H144V70H142V72H140L141 71ZM147 69V70H146ZM150 69V70H149ZM156 69H158V70H160L159 72H158V70L157 71H155ZM165 69V70H164ZM178 69H179V71H178ZM191 69H193L194 71H196V73L194 74V72L192 73V71L193 70H191ZM225 69V70H224ZM262 69V70H261ZM7 72H6V71ZM29 70V71H28ZM40 70H41V72H40ZM51 70V72L52 71H54V72H50V73H47V72H49ZM72 70V71H71ZM98 70H100V71H98ZM112 70H113V72H112ZM115 70H116V72L118 73H116L115 72ZM122 70V71H121ZM126 70L128 71V72H126ZM134 70L136 71V72H134ZM166 71V70H168L169 72H171L172 71V75L170 74V73H167L166 74V72H168V71H166L164 74L162 73V71ZM181 70H182V73H181ZM186 70V71H185ZM191 70V71H190ZM224 70V71H223ZM251 70V71H250ZM9 71H11V73H9ZM14 71V72H13ZM17 71L19 72L18 73V75H19V77L20 78H22V79H19V77L17 76ZM37 71H39V72H37ZM62 71H63V73L65 72V74L67 73L70 77L69 78H66V77H68L67 75H65V74H63L62 73ZM71 71V72H70ZM73 71H74V73H73ZM97 71V72H96ZM133 71V72H132ZM139 72V74H138V72ZM143 71H145V74H144V72ZM151 71H155V73L153 74ZM174 71V72H173ZM228 71V72H227ZM253 71V72H252ZM260 71V72H259ZM263 71V72H262ZM2 72L4 73V75H2ZM16 72V73H15ZM21 72V73H20ZM30 72V73H29ZM31 72H33V73H31ZM56 72H60V73H57L56 74ZM69 72V73H68ZM80 72H81V74H80ZM87 72V73H86ZM90 72V73H89ZM101 72V73H100ZM109 72V73H108ZM114 72H115V74H114ZM122 73V72H124L123 74H125V75H123V74H120V73ZM146 72H148V73H146ZM151 72V73H150ZM200 72L201 73H203V74H201L200 75ZM223 72H225V73H223ZM227 72V73H226ZM243 72H244V75H243ZM253 74V76H252V74ZM257 72V73H256ZM35 73H36V75H35ZM38 73V74H37ZM44 75H43V74ZM77 73L79 74V77H78V75H77ZM84 73V74H83ZM93 73H95V74H93ZM103 73V74H102ZM114 75H113V74ZM128 73H130V75L128 74ZM156 73H159L160 75L161 74H163V75H158V74H156ZM175 75H174V74ZM179 73H181V76H180V74ZM229 73V74H228ZM233 73V75H231ZM259 73V74H258ZM11 74V75H10ZM28 74V75H27ZM45 74H47V75H45ZM50 74V75H49ZM54 76H53V75ZM60 75V74H62V76L60 75V77L59 76H57V75ZM91 76H90V75ZM96 74H98L97 76H95ZM106 74V75H105ZM127 74H128V76H127ZM135 74H136V76H135ZM142 74V75H141ZM146 74L148 75V76H146ZM150 74V75H149ZM151 74H153L154 75V77H152L151 76ZM185 74V75H184ZM188 74V75H187ZM197 74V75H196ZM223 74H224V76L226 77L227 75L230 77V79H229V77H227V81H226V79H225V77L223 76ZM243 75L242 77H240L241 75ZM257 74V75H256ZM263 75V77H260L261 75ZM10 77H9V76ZM15 76V77H13V76ZM20 75H23V77L22 76H20ZM27 75V76H26ZM43 75V76H42ZM48 75H49V77H48ZM75 75H77L75 78H74V76ZM81 75V76H80ZM88 77H87V76ZM100 75V76H99ZM109 75H111V76H114V78L112 77L111 78V76H109ZM118 75H120V77H118ZM122 75H123V77H122ZM134 75V76H133ZM137 75H138V77H137ZM170 77L169 79L173 82V84H174V86H173V84H172V82L168 79V77ZM180 77H179V76ZM182 75H184V76H182ZM190 75V76H189ZM192 75V76H191ZM194 75H196V76H198V78H196V77H193ZM203 75V76H202ZM234 75V76H235ZM246 75V76H245ZM250 75V76H249ZM260 75V76H259ZM7 76V77H6ZM12 76V77H11ZM17 76V77H16ZM39 76H40V78H39ZM44 76H47L46 78H47V82H46V78L44 77ZM51 76V77H50ZM72 76V77H71ZM84 76V77H83ZM139 76H141L140 78H139ZM145 76V77H144ZM150 76V77H149ZM158 76V77H157ZM165 76V77H164ZM175 76H177V77H175ZM188 76H189V78H188ZM255 76V77H254ZM24 77H27L26 78V81H25V79H24ZM29 77H31L30 78V80H29ZM40 79H38V78ZM43 77L45 78L44 80H43ZM55 77V78H54ZM57 77H58V79H57ZM65 79H64V78ZM79 79H78V78ZM82 77V78H81ZM96 77V78H95ZM104 79H103V78ZM106 77H107V79H106ZM109 77V78H108ZM125 77V78H124ZM133 78L134 77V79H129V78ZM146 77H147V79H146ZM152 77V78H151ZM162 77H163V79H162ZM192 79H191V78ZM202 77L203 78V81H202V78L200 79V78ZM204 77H205V79H204ZM207 77H208V81H206V79H207ZM236 77V76H235ZM240 77V78H239ZM6 78H7V80H6ZM8 78H10L9 80H8ZM14 78H16L17 80H15ZM34 78H35V80H34ZM50 78L52 79V82L51 83H49L51 80H50ZM60 78V79H59ZM62 78V79H61ZM72 78V79H71ZM77 78V79H76ZM84 78H86V79H84ZM117 78H119L118 80H117ZM124 78V79H123ZM127 78V79H126ZM137 78V79H136ZM142 78V79H141ZM144 78V79H143ZM152 80H151V79ZM159 78V79H158ZM166 78V79H165ZM210 78V79H209ZM213 78V79H212ZM219 79V80H216V79ZM241 78H243V79H241ZM247 78H249V81H248V79ZM250 78H252V79H250ZM257 78V79H256ZM12 79L13 80H15V81H13L12 82ZM54 79H56L57 81H55ZM64 79V80H63ZM69 79H70V81H69ZM75 79L77 80V81H75ZM83 79V80H82ZM87 79L90 81V83H89V81L87 82ZM94 79V80H93ZM111 79V80H110ZM115 79V80H114ZM141 79V80H140ZM161 79V80H160ZM173 79V80H172ZM177 79V80H176ZM178 79H179V82H178ZM185 79V80H184ZM189 79V80H188ZM196 79V80H195ZM197 79H198V81H197ZM221 79V80H220ZM239 81H237V80ZM254 79H256V81L254 80ZM261 79V81H257V80H260ZM5 80V81H4ZM20 80H22V81H20ZM24 80V81H23ZM28 80V81H27ZM66 80H68L69 82H70V86L69 85H67L69 82L67 81L66 82ZM71 80H72V82L73 83H71ZM82 80V81H81ZM93 80V81H92ZM97 80V81H96ZM102 80V81H101ZM104 80V81H103ZM106 80H107V82L109 81L110 83H108L107 84V82H106ZM112 80H114V82H112ZM123 80V81H122ZM133 80H135V82L133 81ZM149 82H148V81ZM164 80V81H163ZM176 80V81H175ZM180 80H183V81H180ZM192 80V81H191ZM202 81L201 83H203L204 84V87L206 86V84L208 85L206 88H204L203 87V85L199 82V81ZM223 80V81H222ZM231 80V81H230ZM234 80H236V83H235V81ZM244 80V81H243ZM8 81H9V83H8ZM32 81V82H31ZM59 81V83H58V85L56 84L57 82ZM61 81H63V82H61ZM85 81V82H84ZM99 84H97L96 82ZM100 81V82H99ZM119 82V83H117V82ZM123 83H122V82ZM125 81V82H124ZM143 82V83H141V82ZM153 82V83H151V82ZM158 81H160L159 83L161 84V86H160V84H157V82ZM188 81H191V82H189V83H187ZM194 81H195V83H194ZM206 81V82H205ZM220 81V82H219ZM225 81V82H224ZM247 81V82H246ZM251 81V82H250ZM17 82V83H16ZM24 82V83H23ZM26 82V83H25ZM39 82V83H38ZM44 82H46V83H44ZM53 82H55V83H53ZM78 82V83H77ZM84 85V87H86V88H84L83 87V85H81V83ZM95 82V83H94ZM116 82V83H115ZM130 82H132V83H130ZM138 82V83H137ZM156 82V83H155ZM162 82H165V84L164 83H162ZM170 82V83H169ZM176 82V83H175ZM186 82V83H185ZM197 82H199L200 84H201V86L203 87H199L198 86V83ZM210 84H209V83ZM215 82V83H214ZM218 82V83H217ZM224 82V83H223ZM228 82V83H227ZM242 82V83H241ZM245 82V83H244ZM253 82V83H252ZM255 82V83H254ZM257 82H259V83H261V85L260 84H258ZM38 85H37V84ZM41 83H43V85H40ZM61 83H63L62 85H61ZM64 83H65V85H64ZM74 83H77V84H74ZM102 83H104V84H102ZM129 83V84H128ZM134 83V84H133ZM140 83V84H139ZM191 83V84H190ZM192 83H193V85H192ZM211 83H212V88H214V89H212V88H210V86H211ZM231 83V84H230ZM235 83V84H234ZM244 83V84H243ZM247 83V84H246ZM250 83L252 84V85H250ZM11 84V85H10ZM13 84V85H12ZM16 84H17V86H16ZM33 84H35V85H33ZM45 84H48L47 86L45 85ZM53 84V85H52ZM72 84H74V86L72 85ZM85 84H87V85H85ZM96 84V85H95ZM110 84V85H109ZM113 84V85H112ZM119 86H117V85ZM127 84H128V86H127ZM142 84H143V86L145 87H143L142 86ZM148 84H150V85H148ZM170 84H172V85H169ZM176 84H179V85H176ZM183 84H184V86L187 88H183L184 86H183ZM188 85V86H192V87H187L186 85ZM195 84H197V86H194ZM213 84H216L215 86H213ZM217 84H218V86H217ZM221 84V85H220ZM224 84V85H223ZM226 84V85H225ZM233 84H234V86H233ZM238 84V85H237ZM240 84H241V86H240ZM243 84V85H242ZM255 84V85H254ZM263 84V85H262ZM6 85L9 87H6ZM26 85V86H25ZM29 85H31V86H29ZM34 87H33V86ZM45 85V86H44ZM54 85H56V86H58V87H55ZM67 85V86H66ZM72 85V86H71ZM76 85V86H75ZM92 85V86H91ZM94 85V86H93ZM103 85H105L106 86V88H105V86H103ZM107 85H109L110 87H107ZM125 85V86H124ZM133 85H135V87L133 86ZM177 86V88H175L176 86ZM227 85H229V86H227ZM246 87H245V86ZM247 85H249V86H247ZM260 85V86H259ZM14 88H13V87ZM24 86V87H23ZM32 87V88H30V90L28 89V93H26V97L25 96H23L24 94H25V91L27 92V87ZM36 86H39V90H37L38 89V87H36ZM41 86V87H40ZM54 86V87H53ZM78 86V87H77ZM113 86V87H112ZM133 86V87H132ZM139 86V87H138ZM142 86V87H141ZM150 86H152L153 87V89H152V87H150ZM165 86V87H164ZM181 86V87H180ZM219 86H221V87H219ZM222 86H223V88H222ZM229 87L228 89H227V87ZM231 86V87H230ZM239 86H240V88H239ZM243 86H244V88H243ZM252 86V87H251ZM255 86V87H254ZM6 87V88H5ZM28 87V88H29ZM52 87H53V89H52ZM60 87L62 88V89H60ZM69 87V88H68ZM75 87V88H74ZM99 87H100V89H99ZM116 87V88H115ZM118 87V88H117ZM130 87H131V89H130ZM137 87V88H136ZM163 89L162 91H161V88ZM167 87V88H166ZM170 87H171V90H170ZM194 87V88H193ZM199 88V89H196V88ZM209 87V88H208ZM224 87H226V88H224ZM233 87H236L235 89L233 88ZM8 88V89H7ZM16 88V89H15ZM25 88V89H24ZM42 88H43V91H42ZM46 88L48 89L47 90V92H46ZM56 88L58 89V91L56 90ZM64 88V89H63ZM66 88V89H65ZM72 88V89H71ZM77 88H79V89H77ZM90 88V89H89ZM96 88V89H95ZM120 88V89H119ZM165 88V89H164ZM174 88V89H173ZM179 88V89H178ZM208 88V89H207ZM218 88H220V90L218 89ZM238 88V89H237ZM243 88V89H242ZM247 88V89H246ZM249 88H251L250 89V91L252 92H250L249 91ZM255 88V89H254ZM5 89V90H4ZM12 89H14V91L12 90ZM19 89V90H18ZM41 89V90H40ZM51 89V90H50ZM74 89H75V93H78V94H84L85 95V101H82L83 99L81 98V99H72L71 97H68V93L69 92H72V91H74ZM85 89V90H84ZM99 90V91H95V90ZM118 91H116V90ZM125 90V92L127 91L128 93H130V94H128L127 92L124 94V90ZM128 89H130V90H128ZM135 89V90H134ZM150 89H152V90H150ZM154 89H155V91H154ZM169 89V91H167ZM182 89V90H181ZM184 89V90H183ZM206 89L207 90H209V91H206ZM213 91H212V90ZM221 89H222V91H221ZM227 89V90H226ZM233 90V95H232V90ZM242 89V90H241ZM8 90H11V91H9V93L11 94H8ZM21 90V91H20ZM24 92H23V91ZM32 90H33V93H32ZM50 90V91H49ZM54 90V91H53ZM60 90H62V92L60 91ZM68 90H70V91H68ZM81 90H83V91H81ZM88 90H90V92L88 91ZM109 90H110V92H109ZM115 90V91H114ZM121 90H122V92H121ZM140 90V91H139ZM142 90V91H141ZM144 90V91H143ZM147 90V91H146ZM150 90V91H149ZM164 90H166V92L164 91ZM174 90V91H173ZM175 90L177 91V92H175ZM180 90V91H179ZM185 90H188V91H185ZM190 90H192V91H190ZM194 90H197V91H194ZM200 90V91H199ZM205 90V93H207V96H211V94H212V98H209V97H207V96H205L206 98L205 99H207V101L208 102H206V100L204 101V100H202V98H203V95H206L204 92H201V91H204ZM216 90V91H215ZM226 90V91H225ZM237 90H238V92H237ZM247 90V91H246ZM255 90H257L256 92L253 91ZM259 90V91H258ZM262 90V91H261ZM17 91V92H16ZM36 91V92H35ZM55 91L57 92V94L55 93ZM64 91V92H63ZM68 91V92H67ZM78 91V92H77ZM81 91V92H80ZM85 91V92H84ZM112 91H114V92H112ZM135 93H134V92ZM138 91V92H137ZM160 93H159V92ZM213 92L214 93V91H215V93L216 94H213V93H211V92ZM219 91V92H218ZM221 91V92H220ZM5 92V93H4ZM7 92V93H6ZM14 92V93H13ZM21 92V99H22V104H21V102H19V101H21V99L19 100V98H20V93ZM38 92V93H37ZM44 92V93H43ZM65 92H66V94H65ZM93 92H95V94L93 93ZM102 92H103V95H102ZM106 92V93H105ZM132 92V93H131ZM144 92H148L147 94L145 93L144 94ZM152 92V93H151ZM165 93V94H163V93ZM170 94H169V93ZM172 92V93H171ZM180 92V93H179ZM190 92H193V93H190ZM195 92V93H194ZM198 92H201L203 95H201V93L199 94ZM210 93V95H208L209 93ZM217 92H218V94H217ZM223 92V93H222ZM228 92H229V94H230V92H231V96L228 94ZM240 92V93H239ZM260 92V93H259ZM3 93V94H2ZM16 93V94H15ZM30 93H32V94H30ZM35 93V94H34ZM42 95H41V94ZM47 93V94H46ZM53 93H54V95H53ZM59 93H63L64 94V96H63V94L61 95V94H59ZM98 93V94H97ZM113 93V94H112ZM123 93V94H122ZM166 93H167V95H166ZM173 93H174V96H173ZM200 96H198L197 94ZM236 93V94H235ZM243 93V94H242ZM257 93V94H256ZM10 95V97L8 98V97H6V95ZM13 94V95H12ZM45 94H46V96H45ZM49 94V95H48ZM93 96H92V95ZM100 94V95H99ZM107 94H109V95H106ZM111 94V95H110ZM115 94V95H114ZM137 94V95H136ZM149 94V95H148ZM159 94V95H158ZM164 95V97H163V95ZM169 94V95H168ZM172 94V97L170 96ZM177 94H179V95H177ZM187 94H188V96H187ZM190 94H192L191 96H190ZM196 94V95H195ZM221 94V95H220ZM228 94V95H227ZM237 94H238V97H237ZM240 94V95H239ZM242 94V95H241ZM245 94H247V95H245ZM249 94H252V95H254V94H256V95H254V96H252V95H249ZM28 95H31V98H27V96ZM32 95H33V97H32ZM37 95V96H36ZM41 95V96H40ZM59 95V96H58ZM67 95V96H66ZM102 95V96H101ZM125 96V97H121V96ZM146 95L148 96V97H146ZM151 95H153V96H151ZM156 97H155V96ZM175 95H177V96H175ZM214 95V96H213ZM217 95V96H216ZM261 95V96H260ZM3 96H5L4 98H3ZM13 96H15V97H13ZM39 96V97H38ZM43 96V97H42ZM48 96V97H47ZM66 96V97H65ZM70 96V95H69ZM91 98H90V97ZM98 96H100V97H98ZM112 96V97H111ZM113 96H115V97H113ZM117 96H119V97H117ZM133 96H135V97H133ZM140 96V97H139ZM169 96V97H168ZM181 96H183V97H181ZM190 96V97H189ZM216 96V97H215ZM220 96H223V97H220ZM226 96V97H225ZM235 96V97H234ZM263 96V97H262ZM11 97H13V98H15V99H13V98H11ZM29 97V96H28ZM42 97V98H41ZM53 97V98H52ZM58 99H57V98ZM61 97V98H60ZM86 97H88V98H86ZM95 97V98H94ZM130 97V98H129ZM144 97V98H143ZM166 98V101H165V99H163V98ZM186 97V98H185ZM197 98V100L195 101V104H194V100ZM198 97H199V99L201 100V101H199V99H198ZM215 97V98H214ZM217 97H219V98H217ZM230 97V98H229ZM237 97V98H236ZM241 97H243V98H241ZM259 97V98H258ZM16 98H18L17 99V101L18 102H16L15 103V101H16ZM54 98L56 99V100H54ZM62 98H67V100L69 99V101H67L66 99H62ZM71 98V99H70ZM90 98V99H89ZM94 98V99H93ZM108 98V99H107ZM111 100H110V99ZM114 98V99H113ZM116 98V99H115ZM120 98H123L124 100H122V99H120ZM148 98V99H147ZM151 98H152V100H151ZM154 98H155V100H154ZM217 98V99H216ZM222 98V99H221ZM232 98V99H231ZM233 98H235V101L233 100ZM253 98V99H252ZM255 98V99H254ZM257 98V99H256ZM1 99H3V100H1ZM10 99V100H9ZM12 99V100H11ZM25 99H27V100H25ZM44 99H45V103H44ZM53 99V100H52ZM60 99V100H59ZM89 99V100H88ZM95 99H96V101H95ZM101 99V100H100ZM120 101H119V100ZM126 99V100H125ZM130 99L132 100V99H134V101H130ZM145 99V100H144ZM157 99V100H156ZM167 99H168V101H167ZM170 99H173L172 101L170 100ZM182 99H184V100H182ZM193 101H192V100ZM209 99V100H208ZM212 99V100H211ZM225 99V100H224ZM230 100V102H229V100ZM239 99V100H238ZM62 100V102H60ZM65 100V101H64ZM72 100H74L73 102H71ZM75 100H77V101H75ZM80 102H79V101ZM100 100V101H99ZM114 102H113V101ZM121 100H122V102H121ZM129 100V101H128ZM138 100V101H137ZM144 100V101H143ZM187 100H188V102L189 103H187ZM215 100V101H214ZM216 100L218 101V102H216ZM219 100H221L222 102H220ZM243 100V101H242ZM253 100V101H252ZM254 100H256V101H254ZM259 100V101H258ZM8 101H10V102H8ZM24 101H25V103H24ZM28 101V102H27ZM48 101V102H47ZM52 101V102H51ZM55 101H57V103L54 105V102ZM58 101H59V103H60V107L61 106H63V108L61 107H58V106H56V105H58L59 103H58ZM91 101H92V103H91ZM93 101H95V102H93ZM111 101V102H110ZM142 101V102H141ZM150 103H149V102ZM166 103V105H165V103ZM176 103H174V102ZM202 101H204V102H206L204 105L201 103L200 104V102H202ZM210 101H214L213 102V104L210 102ZM224 101V102H223ZM238 101V102H237ZM242 101V102H241ZM247 101V102H246ZM250 103H249V102ZM260 101H261V103H260ZM13 104H12V103ZM38 102V104H36ZM39 102H40V106H38L39 105ZM44 103V105H43V103ZM64 102V103H63ZM79 104H78V103ZM81 102L83 103V104H81ZM86 102V103H85ZM91 104H90V103ZM129 102V103H128ZM140 102V103H139ZM154 102V103H153ZM159 103V106H158V103ZM170 102V104L168 105L167 103H169ZM192 104H191V103ZM199 102V103H198ZM203 102V103H204ZM210 102V103H209ZM233 102H235V104H234V106H233ZM255 102V103H254ZM10 103H11V105H10ZM20 103V104H19ZM26 103H27V105H26ZM75 103H76V105L78 106H76L75 105ZM88 103V104H87ZM106 103V104H105ZM114 104V105H111V104ZM120 103H122V104H120ZM125 103H127V104H125ZM133 105L134 103H137V104H134L133 106V108L131 107V104ZM153 105H152V104ZM160 103H161V105H160ZM163 103V104H162ZM177 103H178V105H177ZM186 105V107H184L185 105ZM188 105H190V106H188ZM198 103V104H197ZM208 103V104H207ZM221 103V104H220ZM226 103V104H225ZM239 103H243L242 105H240ZM257 103H259L258 105H257ZM8 104V105H7ZM16 104V105H15ZM33 104H34V106H36V107H34L33 106ZM48 104V105H47ZM50 104V105H49ZM66 104V105H65ZM68 104V105H67ZM73 104V105H72ZM87 104V105H86ZM90 104V105H89ZM104 106H103V105ZM107 104H108V106H107ZM119 104V105H118ZM147 105V107H148V109H150V110H152V108H155L154 110V113H151V111L150 110H148L147 109V107L145 108V106ZM155 104V105H154ZM172 104V105H171ZM181 104V105H180ZM183 104V105H182ZM209 104H212V105H209ZM217 104H219V105H221V107L222 108H220V110L221 109H223V110H221V112H222V114L225 112V114H223L222 116H221V112L219 111V108L218 107H220V106H217ZM250 104V105H249ZM254 106H253V105ZM256 104V105H255ZM263 104V105H262ZM19 105V106H18ZM23 105H24V107H23ZM52 105H54V107L52 106ZM76 107H75V106ZM80 105V106H79ZM86 105V106H85ZM96 105V106H95ZM100 105H102V107L100 106ZM116 105V106H115ZM124 105V106H123ZM126 105H129V106H126ZM135 105L137 106V107H135ZM141 105V106H140ZM173 105H177L176 106V108H175V106H173ZM192 105H193V107H192ZM201 105H203V106H201ZM207 107H206V106ZM214 105H215V107H214ZM231 105H232V107H234L233 109H232V107H231ZM236 105V106H235ZM237 105H239V106H237ZM12 106V107H11ZM33 109V108H36V109H33L34 111L35 110H37L38 112H39V116H40V111L42 112L43 110V112L41 113V118L38 116V112H36L35 114H34V111L33 112H31L32 111V109L30 108V107ZM46 106V107H45ZM64 106H65V108L66 109H64ZM66 106H69V108L68 107H66ZM72 106H74L72 109H74L73 111H71L72 109L70 108V107H72ZM84 106V107H83ZM87 106H90V109L89 108H87ZM111 106L113 107V109L111 108ZM120 106H121V108H120ZM153 106H155V107H153ZM164 106H166L165 108H162L161 109V107H164ZM169 106V107H168ZM179 106V107H178ZM180 106L183 108H180ZM199 107V108H197V107ZM205 106V107H204ZM211 106H213L215 109H218L217 111L212 107L211 108ZM227 106V107H226ZM240 106L242 107V108H240ZM244 106H247V109H246V107H244ZM249 106L251 107V108H249ZM262 106V107H261ZM7 107V108H6ZM37 107H39V108H37ZM40 107H41V109H40ZM50 107V108H49ZM80 107H81V109H83V110H80ZM106 107H107V109H106ZM116 107V108H115ZM144 107V108H143ZM151 107V108H150ZM168 107V108H167ZM170 107H171V109H170ZM196 107V108H195ZM203 107V108H202ZM225 107V108H224ZM232 110V113L235 111V110H239L238 112L236 111V114L237 113H239V112H241V113H239V115H241L240 117H243V119H245V117L247 118L249 115L248 114H252V113H254V114H252V116H253V118H252V116L250 117V119L251 120H249V117L247 118L248 119V121L249 122H251V121H253V119L255 120L254 122L255 123H252L251 122V124H254V127L256 128H254L253 127V125L251 126V124L249 123V126H251V129H253V130H251L250 129V127L248 126V121H247V123H245V120H244V122H242L241 123V121L239 122V123H236L237 121L235 120L234 122L236 123H234L232 120H231V115H233L232 113H229V111H228V113L229 114H231V115H229L230 117V119L228 118V116L226 117V111L229 109V108ZM47 108V109H46ZM52 108V109H51ZM57 108H58V110H57ZM70 109L69 111H68V109ZM76 108V109H75ZM77 108L80 110H78L77 111ZM102 108V109H101ZM105 108V109H104ZM119 108H120V110H119ZM123 108V109H122ZM132 108V109H131ZM135 108L137 109V110H135ZM178 108V109H177ZM191 108H193V109H191ZM200 108L204 111V112H202L201 113V110H200ZM208 108V109H207ZM227 108V109H226ZM236 108V109H235ZM252 108H253V110H252ZM257 108V109H256ZM15 109H17V111L15 110ZM18 109H19V112H18ZM27 109H28V111H27ZM31 109V110H30ZM46 109V110H45ZM51 109V110H50ZM53 109H55V110H53ZM61 109H63L64 110V113L66 114L65 116H64V113L62 112L63 110H61ZM84 109H85V111H84ZM92 109V110H91ZM94 109H99V110H94ZM117 109V110H116ZM127 109V110H126ZM130 111H129V110ZM139 109H141V111L139 110ZM144 111H143V110ZM146 109V110H145ZM159 109V111H157ZM166 109V111H164ZM181 110V112H180V110ZM205 109H207L208 111H205ZM209 109H212V110H209ZM243 109H244V111H243ZM250 109V110H249ZM260 109V110H259ZM2 110V111H1ZM12 110H14L13 112H14V114H12L11 113V111ZM20 110L22 111V112H20ZM24 110V111H23ZM40 110V111H39ZM47 110H49V111H47ZM61 110V114L63 113V116H61V114L59 113V111ZM86 110H88V111H86ZM105 110V111H104ZM111 110V111H110ZM112 110H113V112H112ZM121 110H122V112H121ZM132 110H135V111H133V114H132ZM161 110V111H160ZM167 110H168V112H167ZM171 110V111H170ZM184 110H185V113H184ZM194 110V111H193ZM196 110H197V112H196ZM215 110V111H214ZM224 110H226V111H224ZM242 110V111H241ZM255 110V111H254ZM4 111H6V112H4ZM16 111V112H15ZM27 111V112H26ZM68 111V112H67ZM74 111L76 112L77 111V114L75 115V113H74ZM90 111V112H89ZM100 111H103L104 113H106L107 112V114H104L103 112H100ZM115 111V112H114ZM120 111V112H119ZM129 112V113H126V115H125V113L124 112ZM147 111V112H146ZM149 111V112H148ZM158 112L160 115H158V113H155V112ZM174 111L175 112H177V113H174ZM219 111V112H218ZM246 111L248 112V114L246 113ZM258 111H259V113H258ZM26 113V114H24V113ZM49 114H48V113ZM51 112H54V114H56V116L53 114V113H51ZM58 112V113H57ZM71 112V113H70ZM82 112V113H81ZM87 112H88V114H87ZM95 112H97L96 114H94ZM100 112V115L98 114ZM112 112V113H114L113 115H112V117L110 116L111 114L110 113ZM119 114V115H121L122 114V116L121 117H119V115L117 116V113ZM165 113L164 115H162L163 113ZM170 112V113H169ZM190 112H192V113H190ZM194 112V113H193ZM207 112H209V113H207ZM213 112V115L212 114H210V113H212ZM214 112H216L217 113V117H216V115H215V113ZM243 112V113H242ZM261 112V113H260ZM68 113L69 114H71V116H68ZM74 113V115H72ZM78 113H80V114H82V115H80V114H78ZM84 113H86V114H84ZM90 113V114H89ZM108 113H109V115H108ZM121 113V114H120ZM134 113H136V114H138V116L137 115H135V117H132V116H134ZM147 113V114H146ZM181 114V115H179V114ZM195 113H197L196 114V117H198V118H196V117H193V116H195ZM200 113L202 114V115H200ZM203 113H205V114H203ZM219 113H220V115H219ZM227 113V114H228ZM244 113H246V114H244ZM256 113V114H255ZM259 114V116H261V117H259L258 116V114ZM10 114V115H9ZM12 114V115H11ZM28 114V115H27ZM31 115V118H33V119H31L29 116ZM33 114V115H32ZM130 114H132V115H130ZM141 114H143V115H141ZM156 114V115H155ZM171 114V115H170ZM174 114V115H173ZM175 114L177 115V117L175 116ZM206 114H208V115H206ZM234 114H235V112H234ZM13 115H15V116H17V117H15V116H13ZM21 117H20V116ZM23 115H24V117H23ZM26 115V116H25ZM35 115V116H34ZM36 115H37V117H36ZM45 117H44V116ZM47 115V116H46ZM55 117H54V116ZM84 115H86L87 117H85ZM98 115V118H100L101 120H99L98 119V121H97V116ZM105 115V116H104ZM123 115H125V117L123 116ZM145 115V116H144ZM167 115V117H165ZM186 115V116H185ZM204 115H205V117H207L208 116V119H207V122H206V119H204L205 120V122L207 123V124H205V122H203L202 120H203V118L202 117H204ZM209 115H211V116H209ZM245 117H244V116ZM248 115V116H247ZM259 117V118H262V120L261 119H259L257 116ZM263 115V116H262ZM5 116V117H4ZM49 116V117H48ZM60 116V117H59ZM67 116V117H66ZM79 116V117H78ZM80 116H82L81 118H80ZM89 116V117H88ZM91 116H94L93 118H92V120H91ZM101 116H103V119H102V117ZM108 116H110V117H108ZM114 116V117H113ZM131 116V117H130ZM144 116V117H143ZM147 116H149V117H147ZM154 116H156L155 118H154ZM159 116V117H158ZM164 116V117H163ZM175 116V117H174ZM189 116V117H188ZM202 116V117H201ZM223 116L224 117H226V118H224V120H223ZM12 117V118H11ZM20 117V118H19ZM23 117V118H22ZM26 117V118H25ZM48 117V118H47ZM70 117V118H69ZM72 117V118H71ZM78 117V118H77ZM96 117V118H95ZM106 117H108L107 119H106ZM119 117V118H118ZM142 117V118H141ZM159 118V120H158V118ZM182 117H184L183 119L181 118V120H180V118ZM187 117V118H186ZM191 117V118H190ZM195 119L196 118V120H194L193 121V118ZM210 117V118H209ZM212 117H216L217 119H218V117H219V119L217 120L216 118H214V121L217 123V125H216V123L214 122V121H212V124H210L211 123V118ZM233 117V116H232ZM6 120H5V119ZM14 118H15V120H14ZM17 118L19 119V120H17ZM28 118H30V120H28ZM36 118V119H35ZM46 118H47V120H46ZM58 118V119H57ZM60 118V119H59ZM63 118V119H62ZM73 118H74V121H72L73 120ZM82 118H84V119H86L87 118V121H89V123L87 122H85L84 121V119L82 120ZM121 118H123V119H121ZM125 118H127L126 120H124ZM132 118H134L133 120H132V122H134V123H132L131 121H129L130 119H132ZM140 118V119H139ZM144 118V119H143ZM148 118V120H146ZM150 118V119H149ZM152 118V119H151ZM153 118H154V120H153ZM157 118V119H156ZM164 118V119H163ZM173 118H174V120H173ZM179 118V119H178ZM201 118H202V120H201ZM220 118H222V119H220ZM228 118V119H227ZM256 118V119H255ZM5 120V123H4V120ZM8 119H9V121L11 122V121H13L12 123L14 124H12V123H10L9 121H8ZM21 119H23V120H21ZM25 119H27V120H25ZM39 119H40V121H39ZM44 119V122L42 121ZM53 119H55V120H53ZM56 119L57 120H59V121H56ZM62 119V120H61ZM68 121H67V120ZM73 122H70V120ZM78 119V120H77ZM96 119V120H95ZM116 119V120H115ZM122 121H121V120ZM168 119V120H167ZM177 119V120H176ZM188 119L190 120V121H188ZM200 119L201 121H198V120ZM216 119V120H215ZM227 119V121H225ZM2 120V121H1ZM17 120V121H16ZM24 120L27 122H24ZM34 120V123L32 122ZM51 120V121H50ZM66 120V121H65ZM79 121V123H81V124H79L77 121ZM103 120H104V122L106 123V125H105V123L103 122ZM125 121V123H124V121ZM128 120V121H127ZM139 120H142L141 122L139 121ZM165 120H166V122H165ZM170 120H172V121H174L173 122V124H172V121H170ZM210 120V121H209ZM213 120V119H212ZM228 120H230V121H228ZM257 120H258V123H257ZM260 120V121H259ZM39 121V122H38ZM54 121V122H53ZM65 121V122H64ZM103 122V123H101V122ZM113 121V122H112ZM121 121V122H120ZM147 121V122H146ZM152 121V122H151ZM155 121H160V122H155ZM180 121H183V122H180ZM186 121H188V122H186ZM192 121L196 124H194V123H192ZM196 121V122H195ZM220 121H221V123H220ZM232 121V122H231ZM262 121V122H261ZM15 122H17V123H15ZM19 122H23V123H25L24 125H22V126H20L21 125V123H19ZM31 122V123H30ZM48 122V123H47ZM52 123V127L51 126H49L51 123ZM60 122V123H59ZM69 122V123H68ZM93 122H96L95 124L93 123ZM97 122L100 124V126H99V124H98V128H97ZM116 122V123H115ZM130 122V123H129ZM143 122H145V123H143ZM155 122V123H154ZM162 122H165V123H163V124H161ZM201 122L203 123V124H201ZM224 122L226 123V122H228V123H232V125L230 126V125H228L227 123V125L226 124H224ZM261 122V124H259ZM22 123V124H23ZM29 123V124H28ZM39 123H41V125L39 124ZM44 123H45V125H44ZM56 123V124H55ZM66 124V126H65V124ZM70 123H72L73 125H75V126H71L72 124H70ZM77 123V124H76ZM85 123H86V125H85ZM109 123V124H108ZM119 123H121L122 124V127H123V125H125L126 124V126L125 127H120V129H119V126H121V124H119ZM124 123V124H123ZM128 123L130 124V125H128ZM137 123V124H136ZM150 123H152L151 124V128L149 127V125H150ZM178 123H180V124H178ZM182 123H184L185 125L183 126V124ZM214 123V124H213ZM220 123V124H219ZM222 123H223V126H222ZM9 124V125H8ZM31 124V125H30ZM48 124V125H47ZM58 124V125H57ZM60 124H62V128H61V125ZM69 126H68V125ZM83 124H84V126H83ZM89 124H90V126H91V131H92V129H93V132H89V134H88V132L87 131H89L90 130V126H89ZM93 124V125H92ZM154 124V125H153ZM155 124H157V125H155ZM158 124L160 125V126H158ZM186 124L187 125H189V127L188 126H186ZM192 124V125H191ZM198 124H200L199 126H198ZM206 126H205V125ZM208 124L210 125V126H208ZM239 124V125H238ZM247 124V125H246ZM260 125L259 127L257 126V125ZM6 125H7V127H6ZM11 125V126H10ZM16 125V126H15ZM27 125V126H26ZM28 125H29V127H28ZM36 126V125H39L38 127H39V129H38V127H37V129L34 127V126ZM76 125H77V127H76ZM80 125V126H79ZM103 125V126H102ZM108 125V126H107ZM110 125V126H109ZM133 125H136V126H138V127H134ZM139 125L141 126V127H139ZM147 125V126H146ZM176 125V126H175ZM178 125H180L181 127H179ZM211 125H213V127H211ZM226 125V126H225ZM234 125H238L239 126V129H238V126L236 127V126H234ZM242 125V126H241ZM244 125H246L245 127H243ZM24 126V127H23ZM34 127L33 129L34 130H32V127ZM64 126V127H63ZM81 127V131H79V127ZM93 126H95V127H93ZM102 126V127H101ZM113 126V127H112ZM142 126H143V129H145V130H143V129H141L142 128ZM153 126V127H152ZM156 126V127H155ZM162 126V127H161ZM164 126V127H163ZM193 126V127H192ZM200 126H202V127H200ZM208 126V127H207ZM216 128H215V127ZM221 126V127H220ZM15 127H17V128H15ZM20 127V128H19ZM42 127V128H41ZM47 127L49 128V129H47ZM57 127V128H56ZM60 129H59V128ZM82 127H84V128H82ZM105 127V130L103 129ZM108 127V129H106ZM111 127V128H110ZM117 127V128H116ZM126 127H127V130H126ZM133 127V128H132ZM148 127V128H147ZM174 127H176V128H174ZM187 129V131H193L194 129V133L192 132L191 134L188 132L187 133V131H186V133H184L185 132V128ZM223 127H227L225 130H224V128ZM231 127V128H230ZM236 129H235V128ZM258 127V128H257ZM8 128H10V129H8ZM13 128H15V129H13ZM27 128H30V129H27ZM53 128H54V130L56 131V132H54V130H53ZM64 128H65V130L66 131H68V132H66L65 130H64ZM68 128H71V130H72V132H74V133H72L71 132V130H69ZM76 128H77V131H76ZM88 129L89 128V130H86V129ZM102 128V129H101ZM116 128V129H115ZM125 128V129H124ZM137 128H140V129H137ZM150 128V129H149ZM155 128H156V131H153V130H155ZM163 130V131H166V132H163L161 129ZM170 128V129H169ZM181 130H184V131H181ZM184 128V129H183ZM204 128H206L205 130H202V129H204ZM208 128V129H207ZM214 128V130H211V129H213ZM219 128V129H218ZM223 128V129H222ZM242 128V129H241ZM248 129L247 131L246 130H244V129ZM262 130V131H259L260 129ZM19 129H21V130H23V131H21V130H19ZM27 129V130H26ZM48 130V131H45V134L47 135H45L44 134V130ZM60 131V133H59V131ZM68 129V130H67ZM86 130V132H85V130ZM114 129V130H113ZM121 129H124V132L121 130ZM129 129V130H128ZM131 129H134L133 131L131 130ZM157 129L159 130V131H157ZM172 129H174V132H173V130ZM191 129V130H190ZM198 129V130H197ZM230 129V130H229ZM233 129V130H232ZM235 129V130H234ZM239 131H238V130ZM243 131H241V130ZM251 131H250V130ZM15 130V131H14ZM19 130V131H18ZM35 130H37V131H39V134H38V132L36 133V134H34V131ZM41 130H43V131H41ZM52 130V131H51ZM62 130V131H61ZM95 130H96V132H97V134L95 133V134H93L94 132H95ZM100 130V132L102 133H100V132H98V131ZM112 131V132H109V131ZM117 130V131H116ZM119 130V131H118ZM126 130V131H125ZM131 130V131H130ZM136 130H137V132H138V130H139V133H140V136L138 135L139 133H136ZM175 130H177V133L179 132V131H181V132H179L178 134H179V136H177L178 134L176 133V131ZM208 130H210V131H208ZM219 130H220V132H219ZM4 131V132H3ZM8 131L10 132V133H12L13 134V138H12V134H9L8 133ZM26 131H27V133H26ZM31 131V132H30ZM50 131L51 132H53V133H50ZM83 131V132H82ZM103 131V132H102ZM115 131V132H114ZM127 131H130V135H128L127 133H129V132H127ZM142 131V132H141ZM149 131L152 133H149ZM153 131V132H152ZM170 131L172 132L171 134H172V136H171V134H170ZM196 131H197V133H196ZM202 131H205V133L204 132H202ZM206 131L207 132H211V133H213V135H214V137H208V136H206ZM214 131V132H213ZM216 131V132H215ZM224 131H226L227 132V134L224 132ZM228 131H230V132H228ZM234 133H233V132ZM2 132H3V134H2ZM13 132H15V133H13ZM23 132V133H22ZM36 132V131H35ZM69 132H71V133H69ZM80 132V133H79ZM117 132V134H115ZM120 132V133H119ZM121 132H123V135H121L122 133ZM135 132V134H133ZM145 132H147L148 134H149V136L151 137H149L148 136V134L147 133H145ZM162 132L164 133V135L162 134ZM183 132V133H182ZM201 132H202V134H201ZM219 132V133H218ZM246 134H245V133ZM250 132H252V133H250ZM259 134L258 136H257V133ZM6 133V134H5ZM17 133H21L20 134V136L17 134ZM26 133V134H25ZM33 133V134H32ZM40 133H42V134H40ZM76 133V134H75ZM81 133H83V135H79V134H81ZM88 135H86V134ZM93 135H92V134ZM98 133H100V134H98ZM105 133H107L108 134V136H107V134H105ZM131 133L133 134V135H131ZM165 133H167V134H165ZM180 133H181V135H180ZM225 133V134H224ZM229 133H230V135H229ZM234 134L233 136H232V134ZM241 133V134H240ZM243 133V134H242ZM15 134V135H14ZM30 136H32V137H30ZM44 134V135H43ZM54 134V135H53ZM78 134V135H77ZM85 134V135H84ZM104 134V135H103ZM113 135V134H115L114 136H112L113 137V139H112V137L111 136H109V135ZM118 134H119V138H123V139H125V140H123V139H119L118 138ZM126 134L128 135V137H129V139H127V137H126ZM147 134V135H146ZM155 134V135H154ZM158 134V135H157ZM176 134V135H175ZM183 134H186V135H190L189 137H190V139H191V141H190V139H189V137H185ZM203 134H204V136L205 137H203ZM208 134V133H207ZM239 134L241 135L240 137H239ZM252 136H250V135ZM25 135H27V138L28 137H30V138H26V136ZM36 135V136H35ZM39 135V136H38ZM42 135H43V137H42ZM51 135H52V137H51ZM56 135V136H55ZM73 137H72V136ZM95 135V136H94ZM100 135V137H98ZM117 135V136H116ZM134 135H136L135 137H134ZM162 137H161V136ZM183 135V136H182ZM195 135H196V137H195ZM199 135V136H198ZM218 135H219V137H218ZM246 135V136H245ZM248 135V136H247ZM254 135V136H253ZM261 135V138L259 137ZM9 136V137H8ZM10 136H11V138L15 141H13L11 138H10ZM21 137L20 139H19V137ZM41 136V137H40ZM44 136H46V137H44ZM48 136H50V137H48ZM62 136H67L66 138H64V137H62ZM86 136H87V138H86ZM91 136V137H90ZM103 136V137H102ZM123 136V137H122ZM157 136V137H156ZM160 136V137H159ZM222 136H224V137H222ZM232 136V137H231ZM244 136V137H243ZM255 136H257V139H259V140H257V141H255L256 140V137ZM2 137H4V138H2ZM6 137V138H5ZM24 137V138H23ZM39 137V138H38ZM59 137V138H58ZM62 137V138H61ZM79 137V138H78ZM95 137V138H94ZM96 137H98V139H96ZM104 137L105 138H107L108 137V139L106 140V139H104ZM114 137H116V139L114 138ZM133 137V138H132ZM136 137H140V139H138V138H136ZM143 137V138H142ZM145 137V138H144ZM164 137V138H163ZM174 137V138H173ZM177 137V138H176ZM181 137V138H180ZM208 137V138H207ZM221 137H222V139H221ZM228 137V138H227ZM230 137V138H229ZM233 137H235V138H233ZM238 137V138H237ZM243 137V138H242ZM245 137H248V138H245ZM251 137V138H250ZM259 137V138H258ZM8 138V139H7ZM26 138V139H25ZM38 138V139H37ZM45 138H47V139H45ZM57 138V140H55ZM70 138V139H69ZM77 138V139H76ZM82 138H84V142H83V140H81ZM88 138H89V140H88ZM90 138L95 142H91L92 140H90ZM99 138H100V140L102 139V141H99ZM134 138H136L135 140H134ZM158 138V139H157ZM160 138H163L162 140L160 139ZM184 138H186V139H184ZM209 138H211L210 139V141H209ZM225 138V139H224ZM232 138H233V140H232ZM254 138H255V140H254ZM3 139H5L4 141L5 142H10V143H12V144H7V143H5L4 141H2ZM24 139L26 140V141H24ZM49 139H51V140H49ZM60 139V140H59ZM74 139V140H73ZM78 140V141H76V140ZM86 139V140H85ZM110 139H112V140H110ZM119 140V141H116V140ZM132 139V140H131ZM142 139V140H141ZM151 139V140H150ZM156 139V140H155ZM160 139V140H159ZM169 139V140H168ZM178 141H177V140ZM180 139H183V140H180ZM195 139V140H194ZM206 141H205V140ZM215 139H218V140H215ZM234 139H238L237 140V143H236V140H234ZM253 141H252V140ZM28 140V141H27ZM37 142H36V141ZM39 140V141H38ZM42 140H43V142H42ZM63 140V141H62ZM67 140V141H66ZM81 140V141H80ZM109 140V141H108ZM117 142L118 143V145H116V144H114L115 142ZM123 140V141H122ZM129 141V143L127 142V141ZM147 142H146V141ZM155 140V145H156V143H157V145H159V146H155L154 144H152L153 143V141ZM166 142H165V141ZM185 140H187L188 141V144H187V141H185ZM203 140V141H202ZM221 140L222 141H224V140H227V141H224L223 142V144L222 145H224L226 148H224V146L222 147V145H221ZM246 140V141H245ZM248 140V141H247ZM261 140H263V142L261 141ZM14 142V144H13V142ZM18 141H19V143H18ZM32 141H34L33 142V144H32ZM46 141V142H45ZM55 141V142H54ZM62 141V142H61ZM65 141V142H64ZM71 141V142H70ZM80 141V142H79ZM90 143V145H89V143ZM98 141L100 142V143H102V145L100 144V143H98ZM106 141H108V142H106ZM121 141V142H120ZM126 143H125V142ZM136 141V142H135ZM141 143H140V142ZM143 141V142H142ZM145 141V142H144ZM150 143H149V142ZM160 141V142H159ZM171 142V143H169V142ZM191 143H190V142ZM193 141V142H192ZM194 141H195V143H194ZM213 141V142H212ZM215 141V142H214ZM230 141V142H229ZM233 141V142H232ZM243 141V142H242ZM259 141V142H258ZM25 142H26V145H25ZM31 142V143H30ZM40 144H39V143ZM45 142V143H44ZM55 144H54V143ZM58 142V143H57ZM61 142V143H60ZM64 142V143H63ZM83 144H82V143ZM86 142H87V145H85L86 144ZM97 142V143H96ZM112 142V144H110ZM131 142V143H130ZM132 142H133V144H134V142H135V144L133 145L132 144ZM139 144H138V143ZM159 142V143H158ZM162 142V143H161ZM174 142V143H173ZM176 142L178 143V144H176ZM196 142H197V144H196ZM206 142V143H205ZM208 142V143H207ZM210 142V143H209ZM219 142H221L220 143V145H218L217 143ZM235 142V143H234ZM249 142V143H248ZM258 142V143H257ZM262 142V143H261ZM20 144L21 143V145H19L18 146V144ZM30 143V144H29ZM51 143V144H50ZM59 143H60V145H59ZM63 143V144H62ZM73 143V144H72ZM77 143V144H76ZM108 143H109V145H108ZM121 143V144H120ZM145 143V144H144ZM149 143V144H148ZM174 145H173V144ZM185 143L187 144V145H185ZM199 143V144H198ZM204 144V146H203V144ZM217 144V146H216V144ZM238 143H240V148L241 149H239L238 148V150H237V147H239V146H237L238 145ZM246 143V144H245ZM248 143V144H247ZM7 144V145H6ZM25 146H24V145ZM30 146H29V145ZM36 144H37V146L39 147H37L36 146ZM42 144V145H41ZM46 144V146L44 147L43 145H45ZM49 146H48V145ZM53 144V145H52ZM64 144L66 145V146H64ZM68 144H69V147H68ZM91 144H93V146H94V148H93V146L91 145ZM96 144H100V145H97L98 147H96L95 145ZM105 144H106V146H105ZM113 144H114V146H117V147H115V148H117V149H115L114 148V146H113ZM121 146H120V145ZM124 144V146H122ZM129 144V145H128ZM130 144H131V146L133 145V147L135 146V148H134V150H133V147H131L130 146ZM148 144V145H147ZM163 144H164V146H163ZM166 144H168V145H166ZM212 144V145H211ZM214 144V145H213ZM226 144V145H225ZM229 144H231V145H229ZM234 144V145H233ZM237 144V145H236ZM244 144V145H243ZM252 144V145H251ZM256 146H255V145ZM260 144V145H259ZM261 144H263V145H261ZM9 145V146H8ZM12 145H13V148H12ZM33 145V146H32ZM42 146V149H40L41 148V146ZM58 145H59V148H61V149H59L58 148ZM76 145H82V146H80V148H79V146H76ZM85 145V146H84ZM104 145V146H103ZM125 145H127L126 147H125ZM151 145V147H147V146H150ZM154 145V146H153ZM161 145V146H160ZM171 145V146H170ZM173 145V146H172ZM180 145V146H179ZM188 145H190V146H188ZM208 145V146H207ZM244 147H243V146ZM247 145H251V147L250 146H247ZM18 147V148H16V147ZM21 146H24V147H21ZM32 146V147H31ZM94 149V151L92 150V148ZM111 146V147H110ZM118 146H119V149H118ZM128 146H130V147H128ZM141 146V147H140ZM175 146H176V148H175ZM182 146V147H181ZM185 148H184V147ZM197 146H200V147H197ZM211 146V147H210ZM213 146V147H212ZM219 146V147H218ZM232 146V148L231 149H229L230 147ZM234 146V147H233ZM237 146V147H236ZM258 146V147H257ZM7 147H9V148H7ZM35 147V148H34ZM50 147V148H49ZM52 147V148H51ZM71 147V148H70ZM78 147V148H77ZM81 147H83V148H81ZM85 147H86V149H85ZM106 147V148H105ZM125 147V149H123ZM143 147H145V148H143ZM147 147V148H146ZM155 147V149L153 150V148ZM160 147V148H159ZM162 147V148H161ZM166 147V148H165ZM169 147V148H168ZM174 147V148H173ZM188 147V148H187ZM209 147V149H208V152H205V151H207V148ZM221 147H222V150H221ZM229 147V148H228ZM248 149H247V148ZM256 149H255V148ZM12 148V149H11ZM21 148V149H20ZM24 148V149H23ZM43 148H44V150H43ZM64 148V149H63ZM73 148V150H71ZM95 148H97L96 150H97V152H96V150H95ZM100 148V149H99ZM109 148V149H108ZM112 150H111V149ZM128 148V149H127ZM136 148H139V149H136ZM143 148V149H142ZM190 148V149H189ZM191 148H193V149H191ZM202 148V149H201ZM205 148V149H204ZM211 148V149H210ZM215 148V149H214ZM219 148V149H218ZM244 148V149H243ZM16 149V150H15ZM18 149V150H17ZM19 149L22 151V149H23V151H22V153H21V151H19ZM29 149V150H28ZM31 149V150H30ZM35 149H36V154H35ZM46 149V150H45ZM48 149V150H47ZM51 149H52V151H51ZM56 149H59L58 151L56 150ZM80 150V152H79V150ZM88 149H90V150H88ZM101 150V153L99 152V150ZM102 149L104 150V151H102ZM127 149V150H126ZM132 149V150H131ZM142 149V150H141ZM145 149H146V151H151V152H153V153H149V152H146L145 151ZM169 149V150H168ZM185 149V150H184ZM195 149V150H194ZM218 149V150H217ZM228 149H229V152H228ZM236 149V150H235ZM252 149L255 151H252ZM263 149V150H262ZM6 150V151H5ZM7 150H8V152H7ZM15 150V151H14ZM25 150H27V151H25ZM38 150H43V153H42V151H40V152H38ZM64 151V153L62 154L61 152H63ZM68 150V151H67ZM71 150V151H70ZM75 150H76V152H75ZM82 150H84V151H82ZM87 150V151H86ZM108 150V151H107ZM122 150H125L124 152L122 151ZM132 151V152H135L134 153V156H133V153H132V155H131V153L130 152H127V151ZM137 150V151H136ZM144 150V151H143ZM192 150H194V151H192ZM199 150H201V151H199ZM203 150V151H202ZM210 150V151H209ZM219 151L220 153H222L224 150H226V151H224V154L222 153V154H220L219 152H217V151ZM261 150V151H260ZM29 151H30V153H32V154H29ZM46 151V152H45ZM57 153H56V152ZM89 151V152H88ZM106 151H107V154H105L106 153ZM111 151H114V152H111ZM118 151V152H117ZM119 151H120V153H121V151H122V155H120V153H119ZM139 151V152H138ZM157 151H159V152H157ZM161 151V152H160ZM166 151V152H165ZM169 151H171V152H169ZM184 151H186V153H184ZM187 151H188V153H187ZM215 151H216V153H215ZM231 151V152H230ZM233 151V152H232ZM248 151V152H247ZM252 153H250V152ZM13 152H15V153H13ZM16 152H18V153H16ZM20 152V153H19ZM59 152V153H58ZM67 152V153H66ZM74 152V153H73ZM85 152V153H84ZM93 152L95 153L96 152V154H93ZM99 152V153H98ZM106 155H104L103 153ZM111 152V153H110ZM127 152V153H126ZM137 152V153H136ZM143 152H146V153H143ZM155 152V153H154ZM200 152H202V153H200ZM211 152V153H210ZM6 154V156H8V157H6L5 156V154ZM10 153V154H9ZM13 153V154H12ZM25 153V154H24ZM51 155H50V154ZM65 153L66 154H70L71 153V155H65ZM75 153H77V154H75ZM82 153V154H81ZM87 153H89L90 155H91V157H90V155L89 154H87ZM113 153H114V155H113ZM115 153H116V155H115ZM118 153V154H117ZM123 153L124 154H126V155H124V156H126V157H124L123 156ZM128 153H129V155L130 156H133V157H128L129 155H128ZM140 153H142L143 155H141ZM150 154V155H148V154ZM160 153V155H158V157L157 158H155L156 156H157V154H159ZM162 153V154H161ZM168 153V154H167ZM176 153V154H175ZM197 154V156H196V154ZM200 153V154H199ZM206 153H210V154H206ZM218 153V154H217ZM228 153V154H227ZM233 153L235 154V155H233ZM237 153H239V154H237ZM247 153V154H246ZM258 153H259V155H258ZM20 155V157H19V155ZM29 154V155H28ZM34 154V155H33ZM38 154V155H37ZM41 154V155H40ZM45 154V155H44ZM54 154H56L55 155V157H53V155ZM75 155V156H73V155ZM98 154V155H97ZM103 154V155H102ZM111 155V156H109V155ZM139 154H140V156H139ZM147 154L148 156H146V157H144L145 155ZM153 154H155V155H153ZM167 154V155H166ZM179 154V155H178ZM184 154V156H182ZM188 154V155H187ZM211 154L213 155V156H211ZM228 156H227V155ZM257 156H256V155ZM13 155V156H12ZM23 155H24V157H23ZM35 155H36V157H37V159H38V157H39V155H40V157H39V162H38V160L36 159V157H35ZM57 155H60V156H57ZM80 155V156H79ZM84 155H85V159H86V161H85V159H84ZM88 155V156H87ZM97 155V156H96ZM101 155V156H100ZM108 155V156H107ZM128 155V156H127ZM138 155V156H137ZM176 155H177V157H176ZM181 155V156H180ZM187 155V156H186ZM190 155V156H189ZM219 155V156H218ZM226 155V156H225ZM232 155V156H231ZM247 155H249V156H247ZM3 156V157H2ZM10 156H11V158H10ZM30 156V157H29ZM33 158H32V157ZM83 156V157H82ZM102 156H104V157H106V158H104L103 157V159H102ZM112 156H114V157H112ZM119 156V158H117ZM120 156H122V157H120ZM136 156V157H135ZM162 156V157H161ZM217 156V157H216ZM225 156V157H224ZM240 158H239V157ZM254 156V157H253ZM263 156V157H262ZM15 157L18 159H16L15 160ZM19 157V158H18ZM52 159H51V158ZM57 157H60L59 159L57 158ZM63 157V158H62ZM65 157H67V159L69 160H66V159H64ZM72 157H74V159H72ZM81 157V158H80ZM88 157H89V159H88ZM93 157H94V159H93ZM97 157V158H96ZM111 157V158H110ZM124 157V158H123ZM140 159H138V158ZM142 157V158H141ZM146 158V160H147V162H145L146 160H144V158ZM154 157V158H153ZM162 158V159H160V158ZM165 157V158H164ZM167 157V158H166ZM172 157H173V159L175 160H173L172 159ZM179 157V158H178ZM184 159H182V158ZM193 157V158H192ZM200 159H199V158ZM202 157V158H201ZM214 157V158H213ZM220 159H219V158ZM226 158L227 160H225V159H223V158ZM227 157H229L230 159H231V157H234V158H232L231 159V161H230V159L229 158H227ZM238 157V158H237ZM244 157V158H243ZM250 157V158H249ZM262 157V158H261ZM57 160H56V159ZM78 160H77V159ZM80 158V159H79ZM91 158V159H90ZM99 158V159H98ZM110 158V159H109ZM121 158V159H120ZM132 158H134V159H132ZM136 158H137V160H136ZM149 158V159H148ZM153 158V159H152ZM159 158V159H158ZM168 158H170V159H172V160H170V159H168ZM178 160H177V159ZM210 158V159H209ZM216 158H218V162H216ZM248 158V159H247ZM261 158V159H260ZM7 159H9V160H7ZM15 161H14V160ZM20 159H22V160H20ZM32 159V160H31ZM33 159L35 160L34 161V164H33ZM44 159V160H43ZM50 159V160H49ZM76 159V160H75ZM83 159V160H82ZM93 159V160H92ZM96 159H97V161H96ZM116 159V160H115ZM120 159V160H119ZM128 159V160H130L129 162H128V160L126 161V160ZM131 159H132V161H131ZM151 159H152V162H151ZM155 159H157V161L155 160ZM167 159V160H166ZM181 159V160H180ZM195 159H196V161H195ZM206 159V160H205ZM236 160V161H234V160ZM251 161H250V160ZM263 159V160H262ZM25 160V161H24ZM31 160V161H30ZM42 160V161H41ZM45 160H48V161H45ZM51 160H54L53 162L51 161ZM59 160H62L61 162L59 161ZM65 160V162L66 163H68V165L64 162L63 163V161ZM72 162H71V161ZM80 160H81V162H80ZM89 160V161H88ZM102 160H104L105 162V166L101 163L102 162ZM107 160H108V162H110L109 164H108V162H107ZM115 160V163L113 162ZM126 161V163H125V161ZM134 160V161H133ZM141 160H142V162H141ZM150 160V161H149ZM154 160L157 162H154ZM158 160H159V162H158ZM160 160H162V163H161V161ZM188 160V162H186ZM199 160V161H198ZM201 160L203 161V162H201ZM214 160H215V162H214ZM221 160H224V161H226V162H223V161H221ZM233 160V161H232ZM259 160V161H258ZM260 160H261V162H260ZM14 163H13V162ZM20 161V162H19ZM56 161H57V163H56ZM75 161V162H74ZM85 161V162H84ZM95 161V162H94ZM101 161V162H100ZM139 162V164L140 165H138V162ZM144 161V162H143ZM165 161V162H164ZM169 161H170V163H169ZM173 161V162H172ZM185 161V162H184ZM207 161H209V162H207ZM230 161V162H229ZM241 163H240V162ZM242 161H243V163H242ZM256 161V162H255ZM260 163V165H259V163ZM21 162H23V163H21ZM30 162H32V163H30ZM39 164H38V163ZM45 162V163H44ZM49 164H48V163ZM79 162V163H78ZM92 164H91V163ZM96 162H98V163H96ZM118 162H120V163H118ZM124 162V164H122V163ZM133 162V163H132ZM136 162V163H135ZM166 162H168V163H166ZM178 162V163H177ZM182 162V163H181ZM198 164H197V163ZM199 162H200V165H199ZM235 164H234V163ZM263 162V163H262ZM4 163V164H3ZM7 163V164H6ZM18 163V164H17ZM21 165H20V164ZM24 163H26V165L24 164ZM30 163V164H29ZM37 163V164H36ZM47 163V164H46ZM51 163H56L55 164V166H53L54 164H51ZM76 163V164H75ZM91 164V166H90V164ZM98 164V166L97 165H95V164ZM116 163H118V164H116ZM135 163V164H134ZM143 163L145 164V165H143ZM151 163V164H150ZM155 163V164H154ZM179 163H181V165L179 164ZM183 163H187V165L189 164L190 166H192L191 168H190V172H188V168H189V165L187 166V165H183ZM202 163H204V164H202ZM213 163L214 164H217V165H213ZM225 163H227V164H225ZM229 163H230V165H231V167L229 166ZM238 163H239V165H238ZM246 163V166L244 165ZM249 163H253L254 165H256V166H260V167H255L254 165H252V164H249ZM1 164V163H0ZM26 166V168L24 167V165ZM44 164H45V166H44ZM63 164H64V167H63ZM79 164V165H78ZM81 164H82V166H81ZM84 164V165H83ZM101 164V165H100ZM115 164V165H114ZM126 164V165H125ZM128 164H130V165H128ZM147 164V165H146ZM160 164V165H159ZM169 164V165H168ZM179 164V165H178ZM195 164V165H194ZM197 164V165H196ZM236 165V167H234V165ZM249 165V167H248V165ZM9 165V166H8ZM30 167V168H28V166ZM30 165H33V166H30ZM35 165V166H34ZM58 165V166H57ZM61 165V166H60ZM66 165V166H65ZM75 165V166H74ZM85 165H86V167H85ZM108 165V166H107ZM129 166V168L127 167H125V166ZM132 165V166H131ZM133 165L137 168V170H136V168L135 167H133ZM148 165H150V167L152 166V168H150L151 169V171H150V169L148 168ZM157 165V166H156ZM167 165V166H166ZM175 165H178V166H175ZM211 165V166H210ZM212 165H213V167H216V168H213L212 167ZM221 167H220V166ZM224 167H226V166H228L227 167V169L226 168H223V166ZM244 165V166H243ZM2 166V167H1ZM9 167V168H7V167ZM11 166H13L14 168H12ZM19 166H20V168H19ZM22 166L24 167V168H22ZM48 166H51V167H49L48 168ZM60 166V167H59ZM94 166V167H93ZM97 166V167H96ZM140 166H142V169H141V167ZM147 168H146V167ZM165 166V167H164ZM174 167V169H175V171L176 172H174V170H173V167ZM195 166V167H194ZM204 166V167H203ZM212 167V168H209V167ZM218 166V167H217ZM240 166V167H239ZM251 166V167H250ZM254 166V167H253ZM41 167V168H40ZM45 167V168H44ZM62 167V168H61ZM67 167V168H66ZM70 167V168H69ZM78 167H81V169L79 170L78 169ZM83 167L84 168H86L85 170L83 169ZM90 167H92L91 169H90ZM101 167V168H100ZM110 167V168H109ZM117 167V168H116ZM121 167V168H120ZM124 167V169H122ZM133 167V169L136 171H134L133 169V172H135L134 174H136L135 176H134V174H133V172H132V177H131V175L129 174V173H131V168ZM143 167H145V168H143ZM159 167V168H158ZM168 167V168H167ZM183 167V168H182ZM194 167V168H193ZM199 167H200V170H199ZM230 167V168H229ZM6 168V169H5ZM11 168V169H10ZM17 168V169H16ZM22 168V169H21ZM39 170H38V169ZM46 168H47V170H46ZM53 168H54V170H53ZM55 168H57V169H55ZM76 168V169H75ZM89 168V169H88ZM93 168H94V170H93ZM103 168V169H102ZM106 168V169H105ZM163 168V169H162ZM185 168V169H184ZM195 168H197V169H195ZM209 168V169H208ZM242 168V169H241ZM247 168L249 169V171L247 170ZM253 168H255V169H259L258 171L257 170H255L254 169V171H253V174H252V170H253ZM9 169V170H8ZM18 170V171H16V170ZM65 170V171H62V170ZM68 169V170H67ZM71 171H70V170ZM88 169V170H87ZM95 169H99V170H95ZM106 171H105V170ZM108 169V170H107ZM112 169V170H111ZM115 171H114V170ZM117 169H119V172L121 173V175H120V173L119 172H117L118 170ZM122 169V170H121ZM130 169V170H129ZM139 169H141V171L139 170ZM143 169L145 170V171H143ZM166 169V170H165ZM171 171H170V170ZM182 169V170H181ZM186 170L187 172H184V170ZM191 169H194V171H192ZM202 169V170H201ZM220 169V170H219ZM224 169H226V170H224ZM231 169V170H230ZM234 169H236V170H234ZM245 169V170H244ZM251 169V170H250ZM260 169H262V170H260ZM3 170V171H2ZM11 170V171H10ZM23 171V173H22V171ZM27 170V171H26ZM32 172H31V171ZM41 170H42V172L44 173H40L41 172ZM49 170V171H48ZM53 170V171H52ZM74 170V171H73ZM91 170V171H90ZM103 170V171H102ZM127 170V171H126ZM163 170L165 171V172H163ZM168 170H169V172H168ZM197 171V173H196V171ZM205 172H208L209 174H210V171H212L211 172V174L209 175L208 173H205ZM210 170V171H209ZM215 170V171H214ZM238 170H239V172H238ZM240 170H242V171H240ZM246 170H247V172H246ZM7 171V172H6ZM12 171H14V172H16V174L14 173V172H12ZM35 171H37L36 173H35ZM61 171V172H60ZM68 171V172H67ZM78 171V172H77ZM81 171V173H79ZM84 171V173H82ZM102 171V172H101ZM108 171V172H107ZM124 171V172H123ZM126 171V172H125ZM129 171V172H128ZM138 171V172H137ZM139 171H140V174L141 175H139ZM143 171V172H142ZM146 171L149 173V174H146ZM157 171V173H155V172ZM166 171H167V173L169 174H167L166 173ZM181 171V172H180ZM184 173H183V172ZM202 171V172H201ZM217 171V172H216ZM225 174V176H224V174L222 173V172ZM227 171V172H226ZM230 171V172H229ZM231 171H233V172H231ZM255 171H257L258 173H259V171H261L260 173H261V175L260 174H258L257 175V172H255ZM9 172V173H8ZM21 172V173H20ZM25 172V173H24ZM52 172V173H51ZM57 172V173H56ZM59 172L61 173V174H59ZM62 172H63V174H62ZM67 172V173H66ZM72 172V173H71ZM75 172V173H74ZM78 173V177H77V173ZM89 172H91V173H89ZM98 172V173H97ZM103 172H105V173H103ZM117 172V173H116ZM123 172V173H122ZM145 172V174L147 175V176H144V173ZM172 172V173H171ZM201 172V173H200ZM204 172V173H203ZM214 172H216V173H214ZM221 172V173H220ZM244 172L246 173V174H244ZM255 172V173H254ZM8 173V174H7ZM11 173V174H10ZM12 173H14V174H12ZM19 173V174H18ZM29 173H32V174H29ZM33 173H34V175H33ZM49 173V174H48ZM87 173V174H86ZM113 173V174H112ZM163 173V174H162ZM166 173V174H165ZM182 173V174H181ZM186 173L187 174H189L188 176L186 175ZM193 173V174H192ZM196 175H195V174ZM199 173L201 174L200 175V177H199ZM240 175H242V176H240ZM241 173H243V174H241ZM249 173H251V174H249ZM5 174H7V175H5ZM10 174V175H9ZM21 174H23V176L21 175ZM28 175V177H27V175ZM51 174V175H50ZM58 174H59V176H58ZM71 174V175H70ZM81 174V175H80ZM86 174V175H85ZM90 176H89V175ZM91 174H93V177H92V175ZM100 174V175H99ZM112 174V175H111ZM114 174H118V175H114ZM124 174V175H123ZM127 174V175H126ZM156 174V176H154ZM174 174V175H173ZM179 174V175H178ZM180 174H181V176H180ZM204 174H205V176H204ZM213 174H216V175H213ZM228 174V175H227ZM230 174V175H229ZM236 174V175H235ZM250 176V178H249V176ZM256 174V176H255V179L257 180V181H255L254 180V175ZM3 175L6 177H3ZM18 175V176H17ZM30 175V176H29ZM37 177H36V176ZM43 175V176H42ZM48 177H47V176ZM55 175H56V177H55ZM61 175V176H60ZM64 175V176H63ZM74 175V176H73ZM98 175V176H97ZM102 175V176H101ZM106 175V176H105ZM139 177H138V176ZM150 175V176H149ZM158 175V176H157ZM167 175V176H166ZM185 177H184V176ZM192 175H193V177H192ZM207 175V176H206ZM208 175H209V178H207L208 177ZM217 175H218V177H217ZM220 175V176H219ZM233 177H232V176ZM240 176V177H237V176ZM10 176H11V178H10ZM13 176V177H12ZM16 176V177H15ZM34 176V177H33ZM39 176H40V178H39ZM42 176V177H41ZM52 176V177H51ZM65 176H66V178H65ZM81 176V177H80ZM110 176V177H109ZM117 176V177H116ZM119 176H120V178H119ZM122 176V177H121ZM130 176V177H129ZM136 177V178H134V177ZM161 176V177H160ZM178 176H179V178H178ZM190 176V177H189ZM198 177V178H195V177ZM231 176V177H230ZM237 177L236 179H235V177ZM246 176V177H245ZM248 176V177H247ZM261 177V176H263V177H261V178H258V177ZM51 177V178H50ZM54 177V178H53ZM70 177V178H69ZM72 177V178H71ZM90 177V178H89ZM92 177V178H91ZM104 177H106L107 179H105ZM112 177H115L114 179L112 178ZM129 177V178H128ZM140 177H142V179H140ZM157 177H160V178H157ZM167 177H169L168 179H167ZM171 177V178H170ZM175 179H174V178ZM183 177V178H182ZM187 177V178H186ZM189 177V178H188ZM214 177H216L217 179H215ZM220 177V178H219ZM227 177V178H226ZM228 177H230V178H228ZM2 178H3V181H2ZM6 179V181H5V179ZM14 178V179H13ZM28 179V181H27V179ZM34 178H37V179H34ZM43 178V179H42ZM44 178H46L45 179V181H44V183L42 184L41 182H43V180H44ZM52 179L51 181L52 182H50V179ZM75 178V179H74ZM83 178H85L84 180H83ZM86 178H88V179H86ZM97 178V179H96ZM102 178V179H101ZM144 178H146V180H144ZM149 178V179H148ZM156 178H157V180H159V181H161L160 183H159V181H157L156 180ZM163 178V179H162ZM186 180H188L189 179V181H186ZM202 178H204V179H202ZM207 178V179H206ZM216 180V182H215V180ZM224 178V179H223ZM232 178H234V179H232ZM244 178V179H243ZM248 178V179H247ZM252 178V179H251ZM16 179V180H15ZM17 179H19V180H17ZM42 179V180H41ZM49 179V180H48ZM54 179V180H53ZM61 179V180H60ZM70 179V180H69ZM77 179V180H76ZM125 179V180H124ZM129 179H131V180H129ZM133 179H135L134 181H133ZM139 179V180H138ZM152 179V180H151ZM172 179H174L173 180V182H171V180ZM180 179H181V181H180ZM201 179V180H200ZM214 181H213V180ZM221 179L223 180V182H224V180H226L224 183L223 182H221ZM230 179V180H229ZM243 181H241V180ZM249 179H251V180H249ZM261 181L262 179V182H260L259 180ZM16 181L15 183H14V181ZM34 180V181H33ZM36 180V181H35ZM41 181L40 183H39V181ZM58 180V181H57ZM70 182H69V181ZM73 180V181H72ZM89 180V181H88ZM97 180V181H96ZM107 180H109L108 182H107ZM117 180V181H116ZM155 180V181H154ZM170 180V181H169ZM190 180H191V182H190ZM196 180V182H194ZM200 180V181H199ZM203 180V181H202ZM210 180V183L209 184H207L208 183V181ZM212 180V181H211ZM233 180H234V182H233ZM245 180H246V183H244L245 182ZM248 180V181H247ZM254 180V181H253ZM25 181V182H24ZM33 181V182H32ZM60 181V182H59ZM86 181V182H85ZM93 181V182H92ZM116 181V182H115ZM119 181V182H118ZM127 181H129V182H127ZM141 181H142V183H141ZM147 181H149L148 183H147ZM152 181H154V182H152ZM157 181V182H156ZM163 181V182H162ZM174 181H176V183H174ZM178 181H180V182H178ZM197 181H198V183H197ZM207 181V182H206ZM218 181V182H217ZM220 181V182H219ZM238 181H239V183H238ZM250 181V182H249ZM2 182V183H1ZM7 182V183H6ZM8 182H10V184L8 183ZM19 182V183H18ZM21 182H22V184H21ZM35 182V183H34ZM48 182H49V184H48ZM64 182V183H63ZM65 182H67V183H65ZM72 182V183H71ZM88 182V183H87ZM90 182H91V185H90ZM97 182H98V184L99 185H96L97 184ZM101 182H102V184H103V182H105L103 185L101 184ZM125 182V183H124ZM134 182H136V184L134 183ZM138 182H140V185H142V186H140L139 185V188L142 190H137V189H139L138 188ZM171 182V183H170ZM185 182H187V184L185 183ZM202 182V184H200ZM205 182H206V185H205ZM227 182H229V183H227ZM237 182V186L236 187H234V188H230V187H233V186H235V183ZM241 182V183H240ZM252 182V183H251ZM256 182H258V183H256ZM13 183V184H12ZM24 183V184H23ZM28 183V184H27ZM61 183V184H60ZM69 183V184H68ZM93 183V184H92ZM109 185H108V184ZM112 183H113V185H112ZM127 183V184H126ZM130 183V185L132 184V186L134 187V186H136V187H134L136 190H137V192L136 191H134L133 192V190H135L132 186H128V184ZM165 183H170V184H165ZM178 183V184H177ZM185 183V184H184ZM191 183V184H190ZM195 183V184H194ZM211 183H214V184H211ZM215 183L217 184V185H219V187H218V189H216L217 187L216 186H214L215 185ZM226 184L225 186H223V185H221V184ZM243 183L245 184L244 186H242L243 185ZM250 183V184H249ZM261 183H263V185H261ZM32 184V185H31ZM36 184V185H35ZM45 184H46V186H45ZM51 184V185H50ZM57 184V185H56ZM68 185V187H67V185ZM78 184V185H77ZM82 184H85V185H82ZM116 184V185H115ZM120 184V188L117 186V185H119ZM134 184V185H133ZM143 184H145V185H147V186H149V187H144V185ZM151 186H150V185ZM158 184V185H157ZM173 184H175V185H173ZM190 184V185H189ZM197 184V185H196ZM211 184V185H210ZM227 184H228V186H227ZM231 186H230V185ZM256 184H257V187H256ZM7 187H6V186ZM8 185L9 186H11V188H9L8 187ZM14 185V186H13ZM26 185V186H25ZM32 186V188H30V186ZM37 185H39V186H37ZM41 185V186H40ZM43 185V186H42ZM55 185V186H54ZM65 185V186H64ZM73 187H72V186ZM102 185V186H101ZM122 185V186H121ZM125 185V186H124ZM152 185H155V186H152ZM178 185V186H177ZM182 185V186H181ZM186 185V186H185ZM187 185L189 186V187H187ZM204 185V186H203ZM241 185V186H240ZM251 185H252V187H251ZM15 186H16V188H15ZM19 186H21V187H19ZM23 186H25L24 187V189H23ZM35 186V187H34ZM38 188H37V187ZM59 186V188H57ZM62 186V187H61ZM71 186V187H70ZM75 186V187H74ZM85 186V187H84ZM91 186V187H90ZM110 186V187H109ZM124 186V187H123ZM127 186V187H126ZM170 186H171V188H170ZM180 186H181V188H180ZM186 188H185V187ZM190 186H192L191 188H190ZM195 186H197V188L195 187ZM208 186V187H207ZM212 186H213V188H212ZM249 186V187H248ZM67 187V188H66ZM79 187H80V190L81 191H79ZM91 188L92 190H91V192H90V189L89 188ZM114 187V188H113ZM127 188V190L129 191H126V188ZM130 187H132V191L130 190ZM145 188V190H146V192H143V191H145L144 190V188ZM155 188V190H153L154 188ZM162 187H164V188H162ZM166 187H167V189L169 188V190L170 191H172V192H170L169 190H167L166 189ZM178 187V188H177ZM182 187H183V189H182ZM193 187H195V188H193ZM204 187H205V189H204ZM221 187V188H220ZM224 187H226V195H224L225 194V190H223V189H225ZM242 187L243 188V190H242V188L240 189V188ZM247 187V188H246ZM261 187H263V188H261ZM26 188H27V192H26ZM33 188H35V189H33ZM41 188V189H40ZM44 188H45V190H44ZM58 190H57V189ZM62 188V189H61ZM69 188V189H68ZM77 188V189H76ZM85 188H86V190L87 191H85ZM101 188V189H100ZM104 188V189H103ZM109 188V189H108ZM150 189L149 191H151V192H148L147 191V189ZM190 190H189V189ZM206 188H207V190H206ZM211 188V189H210ZM217 190H215V189ZM239 188V189H238ZM245 188V189H244ZM254 190H253V189ZM258 188H260V189H258ZM10 189V190H9ZM14 189V190H13ZM16 189H17V191H16ZM37 189V190H36ZM39 189V190H38ZM43 189V190H42ZM68 189V190H67ZM72 189V190H71ZM74 189V190H73ZM108 189V190H107ZM119 189V190H118ZM122 189V190H121ZM158 189V190H157ZM164 189V190H163ZM173 189V190H172ZM185 189H188L186 192L184 191ZM192 189V190H191ZM212 189H214V190H212ZM220 189V190H219ZM236 189L238 190L237 192H236ZM248 189H250V190H248ZM20 190H21V192H20ZM40 190H41V193H40ZM63 191V193L64 194H60V192H62ZM77 190V191H76ZM88 190H89V192H88ZM93 190H94V192H93ZM97 190H98V192H97ZM103 190V191H102ZM107 190V191H106ZM110 190V191H109ZM124 190V191H123ZM162 190V191H161ZM180 190V191H179ZM183 190V192H185V194L187 193V194H189L188 195V197H187V195L185 196V194L183 193V192H181ZM195 190V191H194ZM223 190V192H224V194H223V192L221 193L220 191H222ZM232 190V192L234 193V197H233V193H230V194H232V197L231 196H228V194H229V191H231ZM234 190V191H233ZM242 190V191H241ZM248 190V191H247ZM253 190V191H252ZM258 190V191H260L259 193H258V191L256 192V191ZM13 191V193L11 194V192ZM17 193H16V192ZM25 191V192H24ZM29 191V192H28ZM36 191H38V193L36 192ZM43 191V192H42ZM48 191V192H47ZM54 191V192H53ZM56 191H59L58 193L56 192ZM67 191H68V193H67ZM70 191H71V193H70ZM101 191H102V193H103V195H102V193H101ZM116 191H117V193H116ZM130 191H131V193H130ZM190 191V192H189ZM197 191H198V193H200V194H198L197 193ZM206 191V192H205ZM208 191V192H207ZM218 191L221 193V196H220V194L218 193ZM2 192V193H1ZM5 192V193H4ZM9 192H10V194H9ZM24 192V193H23ZM30 192H33V193H30ZM45 192V193H44ZM51 192V193H50ZM77 192V193H76ZM113 192H114V194H113ZM119 192V193H118ZM125 192V193H124ZM128 192V193H127ZM135 192L138 194L139 193V196H138V198H140V199H138L139 201H141L140 202V205L139 206H137V207H131V206H129L128 204L127 205H124V203H123V199H124V197H128L129 195H131V194H135ZM140 192H141V194H140ZM155 192H156V194H155ZM176 192V193H175ZM178 192V193H177ZM181 192V193H180ZM241 192V193H240ZM247 194V196H246V198L247 199H245V195L243 194ZM250 192V193H249ZM252 192V193H251ZM21 193H23L22 195H25V197L26 198H23L24 196H22L21 195ZM48 193V195H46ZM71 195H70V194ZM73 193V194H72ZM84 193H86V194H84ZM90 193V194H89ZM93 193V194H92ZM96 193V195H94ZM142 193H144L143 195H142ZM149 193V194H148ZM151 193H153V194H151ZM164 194L163 196H162V194ZM171 193V194H170ZM180 193V194H179ZM197 193V194H196ZM204 193H207V194H205L204 195ZM210 193V194H209ZM212 193V194H211ZM214 193V194H213ZM215 193L217 194V197H215L216 195H215ZM239 193L241 194V195H239ZM260 193H261V195H260ZM7 194H9V195H7ZM19 194V195H18ZM27 194V195H26ZM38 194V195H37ZM44 194V195H43ZM56 196H55V195ZM76 194V195H75ZM78 194V195H77ZM79 194H81V195H79ZM89 194V195H88ZM93 196H92V195ZM112 194V195H111ZM122 194H125V196H122ZM136 194V195H137ZM146 194V195H145ZM175 194V195H174ZM184 196H183V195ZM196 194V197L194 196V195ZM209 194V195H208ZM229 194V195H230ZM243 194V195H242ZM256 194V195H255ZM257 194H258V197H256L257 196ZM15 195H17V197L15 196ZM28 195H29V197L30 198H28ZM32 195V196H31ZM43 195V196H42ZM46 195V196H45ZM53 195V196H52ZM66 195H68V196H70V197H68V196H66ZM86 195V196H85ZM111 195V196H110ZM118 195V196H117ZM140 195H142V196H146V198H144V200L142 199L143 197L142 196H140ZM152 195H154V196H152ZM156 195V196H155ZM158 195H159V197H158ZM169 195V196H168ZM200 195H202V196H207L208 195V199L206 198V197H200ZM211 195V196H210ZM213 195V196H212ZM239 195V196H238ZM253 195V196H252ZM11 196V197H10ZM38 196H40V198L38 197ZM60 196V197H59ZM62 196V197H61ZM63 196H66L65 198L63 197ZM76 198H75V197ZM91 196V197H90ZM105 196V197H104ZM108 196V197H107ZM115 196V197H114ZM149 196V197H148ZM153 198H152V197ZM176 196V197H175ZM193 196V197H192ZM198 196H199V198H198ZM209 196H210V198H209ZM244 196V197H243ZM260 196V197H259ZM37 197H38V199H37ZM44 197V198H43ZM49 197V198H48ZM87 197V198H86ZM109 197H110V199H109ZM121 197V198H120ZM157 197V198H156ZM185 197H186V199H185ZM215 198V199H213V201H215L216 202V198H217V202L216 203H214L213 201H211L212 199L211 198ZM219 197H221L220 199H222V200H219ZM223 197V198H222ZM230 198V199H232L231 201L228 199V198ZM241 198V199H239V198ZM9 198H10V201H8L9 200ZM23 198V201L21 200V199ZM47 198V199H46ZM57 200H56V199ZM69 200H68V199ZM71 198V199H70ZM81 198H82V201H81ZM84 198H85V200H84ZM90 198H92V199H90ZM98 200H97V199ZM104 198H106V199H104ZM116 198H117V200H116ZM149 198V199H148ZM162 198V199H161ZM164 198V199H163ZM171 198H172V200H171ZM184 200H186V201H184ZM192 198H193V200H194V198H195V201H194V203H197L196 205L193 203V201H192ZM207 200H206V199ZM234 198V199H233ZM6 199H8V200H6ZM13 199V200H12ZM20 199V200H19ZM28 199V200H27ZM41 199H42V201H41ZM43 199H45L44 200V202H43ZM55 199V200H54ZM66 199V200H65ZM73 199V200H72ZM78 199H80L79 200V202H78ZM87 199H88V201H87ZM103 199V200H102ZM114 199V200H113ZM145 199H147L146 200V202H145ZM199 199V200H198ZM202 199V200H201ZM210 199V200H209ZM227 201H229V202H227V203H225L226 202V200ZM239 199V200H238ZM254 199H256V201H254ZM262 200V202L260 201V200ZM4 200H6V201H4ZM27 200V201H26ZM48 200V201H47ZM59 200V201H58ZM61 200V201H60ZM63 200V201H62ZM76 200V203L74 202ZM90 200H91V202H90ZM103 202H101V201ZM106 200V201H105ZM148 200H149V204H148ZM154 200H155V202H154ZM157 200V201H156ZM165 200H167V201H165ZM171 200V201H170ZM181 200L182 201H184L183 203L181 202ZM196 200H197V202H196ZM223 200H225L224 201V203H223ZM240 200H242V202H240ZM244 200H245V203H243L244 202ZM246 200H248V201H246ZM59 202V204H58V202ZM73 201V202H72ZM111 201V202H110ZM151 201H153V203L151 202ZM161 201V204L160 203H158V202H160ZM178 201V202H177ZM188 201V202H187ZM190 201H192V202H190ZM201 201V202H200ZM203 201L205 202V203H203ZM208 201H209V203H208ZM211 201V202H210ZM219 201V202H218ZM220 201H222L221 202V204H222V206H220ZM234 201V202H233ZM251 201V202H250ZM257 201H259V203L257 202ZM12 202V203H11ZM19 202V203H18ZM23 204H22V203ZM35 202V203H34ZM49 204H48V203ZM51 202V203H50ZM67 202V203H66ZM73 203V205L71 204V203ZM83 202H84V204H83ZM88 202V203H87ZM94 202V203H93ZM98 202V203H97ZM109 202V203H108ZM116 202V203H115ZM143 202H145V203H143ZM151 202V203H150ZM169 203V204H167L166 205V203ZM171 202V203H170ZM175 202V204H173ZM185 202H186V204H185ZM213 202V203H212ZM232 202V203H231ZM237 202H239V203H237ZM260 202H261V204H260ZM26 203V205H25V207H24V204ZM30 203V204H29ZM43 203V204H42ZM45 203V204H44ZM62 203V204H61ZM69 203V204H68ZM79 203V204H78ZM90 203V204H89ZM106 203H107V205H106ZM114 203V204H113ZM157 205H156V204ZM162 203L165 205H162ZM182 203V204H181ZM189 203H191V204H189ZM198 203H199V205H198ZM208 203V204H207ZM219 203V204H218ZM228 203L230 204V208L232 209V211H231V209L229 208V206H228ZM234 203V204H233ZM236 203H237V205H236ZM257 203V204H256ZM18 206V207H20V208H18L16 205ZM28 204V205H27ZM35 205V207H33L34 205ZM37 204V205H36ZM41 204V205H40ZM51 204V205H50ZM54 204V205H53ZM56 204V205H55ZM77 206H76V205ZM86 204V205H85ZM89 204V205H88ZM92 204V205H91ZM96 206H95V205ZM99 204H100V206H99ZM113 206H112V205ZM141 204H143V205H141ZM153 204L155 205V206H153ZM158 204H160V205H158ZM171 204H173V205H171ZM240 204V205H239ZM242 204V205H241ZM243 204H245V205H243ZM15 205V206H14ZM40 205V206H39ZM44 205V206H43ZM58 205V208L56 207ZM59 205H60V207H59ZM62 205H64V206H62ZM66 205V206H65ZM68 205H69V207H68ZM88 205V206H87ZM94 205V206H93ZM103 205V206H102ZM106 205V206H105ZM117 205V206H116ZM121 205H122V207H121ZM124 205V206H123ZM183 205H186V206H183ZM194 205V207H192ZM211 205V206H210ZM219 206V207H221L220 208V212H219V214H218V212H216V211H218L219 210V208L216 206ZM225 205H227V206H225ZM253 205L255 206V208L253 207ZM258 205V206H257ZM11 206V207H10ZM26 206H28V207H26ZM37 206V207H36ZM51 208H50V207ZM54 206V207H53ZM73 206V207H72ZM83 206V207H82ZM97 206H99V208H100V210H98L99 208L97 207ZM105 206V207H104ZM111 206L114 208V210H113V208H111ZM120 206V207H119ZM136 206V205H135ZM145 206V207H144ZM149 206V207H148ZM151 206V207H150ZM160 206V207H159ZM182 206V207H181ZM198 207V209H197V207ZM201 206V207H200ZM207 206V207H206ZM208 206H210L211 207V209H210V207H208ZM233 206L235 207L234 209L235 210H233ZM238 206V207H237ZM246 206H248L247 208H248V211H247V209H246ZM252 206V207H251ZM259 206H263V207H259ZM16 209H15V208ZM33 207V208H32ZM63 207V208H62ZM76 207V208H75ZM78 207L80 208V209H78ZM87 207V208H86ZM116 207V208H115ZM129 207V208H128ZM130 207H131V209H130ZM146 207H147V209L149 210V211H147V209H146ZM155 207V208H154ZM178 207V208H177ZM185 207V208H184ZM193 209H192V208ZM199 207H200V209H199ZM203 207V208H202ZM207 208V210L205 209V208ZM213 207V208H212ZM222 207L224 208L223 209V211H227V210H230V211H227V214H226V212H223L222 213V211H221V209H222ZM239 207H241V208H239ZM242 207H245V208H242ZM251 207V208H250ZM3 208H5V209H3ZM9 208H10V210H9ZM14 208V209H13ZM24 208V209H23ZM28 208V209H27ZM36 208V209H35ZM40 208V209H39ZM42 208H43V210H42ZM59 208H60V211H59ZM68 208V209H67ZM95 208H97V209H95ZM101 208H104V209H101ZM106 208V209H105ZM120 208H121V210H120ZM126 208V209H125ZM137 208H138V210L140 211V210H142L141 212H139L138 210H137ZM141 208V209H140ZM156 208H158V209H156ZM172 208V209H171ZM175 208V209H174ZM180 208V209H179ZM185 209L184 211H183V209ZM191 208V209H190ZM215 208V209H214ZM226 208V209H225ZM228 208V209H227ZM236 208H237V210H236ZM8 209V210H7ZM11 209H13V210H11ZM19 211H18V210ZM39 209V210H38ZM58 209V210H57ZM66 209V210H65ZM75 209H77V210H75ZM123 209V210H122ZM125 209V210H124ZM152 209V210H151ZM167 209V210H166ZM168 209L170 210V211H168ZM177 209H178V211H177ZM188 209L190 210V211H188ZM198 211H197V210ZM202 209V210H201ZM218 209V210H217ZM239 209V210H238ZM241 209V210H240ZM242 209H244V211H242ZM3 210H4V213H3ZM15 210H17V212H18V214H17V212L15 211ZM25 210V211H24ZM31 210H35L34 212L33 211H31ZM41 210V211H40ZM48 210H49V212H48ZM71 210H73V211H71ZM84 210V211H83ZM87 210H88V212H87ZM108 210V211H107ZM111 210V211H110ZM116 210V211H115ZM119 210V211H118ZM136 210V211H135ZM158 210V211H157ZM160 210H161V212H160ZM164 210V211H163ZM173 210V211H172ZM181 210V211H180ZM192 210V211H191ZM201 210V211H200ZM209 210H212V211H209ZM213 210H214V212H213ZM216 210V211H215ZM250 210V211H249ZM11 211H13V212H11ZM23 211V212H22ZM26 211H27V213L28 212H30V213H26ZM39 211H40V213H39ZM53 211V212H52ZM63 213H62V212ZM66 211H68V212H66ZM76 211V213H74ZM79 211V212H78ZM82 211V212H81ZM91 211H93V213L91 212ZM101 211V212H100ZM121 211V212H120ZM127 211V212H126ZM151 211H152V213H151ZM166 211V212H165ZM188 211V212H187ZM195 211V212H194ZM235 211V212H234ZM237 211H238V213H237ZM241 211V212H240ZM259 211V212H258ZM8 212V213H7ZM22 214H20V213ZM25 212V214H23ZM32 212V213H31ZM59 212V213H58ZM63 214V217H62V214ZM78 212V213H77ZM91 212V213H90ZM99 212V213H98ZM134 212V213H133ZM135 212H138V213H140V214H138V213H136L135 214ZM144 212H145V215H143L144 214ZM172 212V213H171ZM179 212V213H178ZM183 212H185V214L183 213ZM186 212H187V214H186ZM200 212V213H199ZM204 212V213H203ZM210 212V213H209ZM211 212H213L214 214H215V216H213V213H212V215H211ZM217 214H216V213ZM234 212V213H233ZM251 212V213H250ZM256 212V213H255ZM262 212V213H261ZM34 213V214H33ZM37 213V214H36ZM43 213V214H42ZM57 213L58 214H60V218H59V215H57ZM65 213V214H64ZM68 213V214H67ZM70 213V214H69ZM81 213H83V214H81ZM95 213V214H94ZM122 213V214H121ZM130 213H133V214H131V216H133V217H130ZM150 213V214H149ZM153 213H154V215H153ZM156 213H158L157 215L158 216H156ZM174 213H175V215H174ZM177 213V214H176ZM183 213V214H182ZM196 213V214H195ZM199 213V214H198ZM207 213H208V215H207ZM231 215H230V214ZM237 213V214H236ZM243 215H241V214ZM255 214V216H252V215H250V214ZM7 216V217H5V215ZM14 214H16V215H14ZM30 214V215H29ZM31 214H32V216H31ZM49 215V217H48V215ZM55 214V215H54ZM73 214V215H72ZM93 216H92V215ZM119 214V215H118ZM124 214V215H123ZM159 214H160V216H159ZM162 214V215H161ZM172 214V215H171ZM180 214H181V216H180ZM192 214V215H191ZM195 214V215H194ZM240 214V215H239ZM19 215V216H18ZM25 215V216H24ZM29 215V216H28ZM35 215V216H34ZM41 215V216H40ZM54 215V218L57 216V218H53L52 216ZM65 215H66V218H65ZM70 215V216H69ZM77 215V216H76ZM90 215V216H89ZM94 215H95V217H94ZM98 215V216H97ZM107 215V216H106ZM109 215V216H108ZM154 217H153V216ZM164 215V216H163ZM170 217H169V216ZM191 215V216H190ZM194 215V216H193ZM200 215V216H199ZM217 215V216H216ZM228 215V216H227ZM259 215V216H258ZM13 218H12V217ZM33 216H34V218H33ZM46 216H47V218H46ZM50 216L53 218H50ZM73 216V217H72ZM84 216V217H83ZM86 216H88V217H86ZM106 216V217H105ZM118 216V217H117ZM120 216V217H119ZM129 216V217H128ZM135 216H136V218H135ZM143 216V217H142ZM153 217V218H151V217ZM183 216V217H182ZM213 218H212V217ZM220 216H221V218H220ZM224 216V217H223ZM227 216V217H226ZM230 216V217H229ZM232 216H234V218H232ZM240 216V218H238ZM245 216V217H244ZM263 217V220H261L259 217ZM15 217H16V219L17 220H15ZM27 217V218H26ZM64 219H62V218ZM90 217H92V218H90ZM97 217V218H96ZM106 219H104V218ZM145 217H147V219L145 218ZM169 217V218H168ZM172 217V218H171ZM179 217H181V218H179ZM190 217V218H189ZM250 217V218H249ZM254 218V219H252V218ZM259 219H258V218ZM261 217V218H262ZM9 218H11V219H9ZM26 218V219H25ZM38 218H39V220H38ZM69 220H71V221H69ZM76 218V219H75ZM87 218H88V221H86L87 220ZM117 218H119V219H117ZM132 220H131V219ZM143 218V219H142ZM156 218V219H155ZM168 218V219H167ZM174 218V219H173ZM178 218V219H177ZM208 218L209 219H211V221L210 220H208ZM220 218V219H219ZM222 218H224V219H222ZM236 218V219H235ZM2 219H3V223L5 222V224H3L2 223ZM14 219V220H13ZM27 221H25V220ZM29 219V220H28ZM33 219V220H32ZM47 219V220H46ZM49 219H50V221H49ZM57 219V220H56ZM74 219V220H73ZM90 219V220H89ZM100 219V220H99ZM108 219V220H107ZM145 219V220H144ZM148 219L150 220L149 222H148ZM172 219V220H171ZM181 219V220H180ZM216 219V220H215ZM230 221H229V220ZM239 219V220H238ZM242 219H244L243 221H242ZM247 221H246V220ZM250 219V220H249ZM8 220H10V222L8 223ZM12 220V221H11ZM19 220V222L20 221H22L21 223H19V222H17ZM38 220V221H37ZM56 220V221H55ZM83 222H82V221ZM92 220H95V222L94 221H92ZM113 220H114V223H113ZM117 220V221H116ZM123 220H125V221H123ZM153 220V221H152ZM158 220H160V221H158ZM162 220V221H161ZM198 220V221H197ZM222 220V221H221ZM224 220H225V222H224ZM227 220V221H226ZM236 220V221H235ZM251 220H255V224L258 222V224H256V225H253L254 223H253V221H251ZM256 220H257V222H256ZM57 221H59V222H57ZM77 221V222H76ZM80 221V222H79ZM86 221V222H85ZM98 221V222H97ZM102 221V222H101ZM105 221V222H104ZM109 221V222H108ZM116 221V222H115ZM120 221V222H119ZM133 221V222H132ZM170 221H171V223H170ZM180 221V222H179ZM216 221V222H215ZM232 221H233V223H232ZM248 221H250V222H248ZM262 223H261V222ZM24 222V224H22ZM29 222V223H28ZM31 222V223H30ZM37 222H39V224L37 223ZM43 222V223H42ZM69 222H70V224H69ZM75 222V223H74ZM89 222V223H88ZM107 222V223H106ZM125 222V223H124ZM127 222V223H126ZM151 222V223H150ZM154 222H155V225H154ZM164 222V223H163ZM167 222H168V224H167ZM175 222V223H174ZM182 222H184V223H182ZM209 222V223H208ZM216 224H215V223ZM220 222V223H219ZM222 222V223H221ZM230 222V223H229ZM235 222V223H234ZM237 222H239V223H237ZM246 222H247V224H246ZM17 223V224H16ZM61 223H63V224H61ZM78 223H80V224H78ZM111 223V224H110ZM120 223V224H119ZM123 223V224H122ZM129 223V224H128ZM130 223H133V224H130ZM143 223V224H142ZM160 223V224H159ZM181 223V224H180ZM207 223H208V225H207ZM249 223H251L250 225H249ZM261 223V224H260ZM8 224V225H7ZM14 224V225H13ZM27 224H29V225H27ZM39 226H38V225ZM46 224V225H45ZM73 224V225H72ZM92 224V225H91ZM95 224L97 225V226H95ZM110 224V225H109ZM139 224V225H138ZM152 226H151V225ZM176 224V225H175ZM178 224V225H177ZM190 224V225H189ZM221 225V228H220V225ZM230 224V227H228V225ZM232 224V225H231ZM241 224V225H240ZM259 224L261 225V226H259ZM262 224H263V226H262ZM6 225V226H5ZM11 225V226H10ZM19 225H21V226H19ZM25 225V226H24ZM32 225V228L30 227L29 228V226H31ZM42 225V226H41ZM65 225V226H64ZM71 225V226H70ZM85 225V226H84ZM88 227H87V226ZM91 225V226H90ZM108 225V226H107ZM115 225V226H114ZM119 226V228H118V226ZM138 225V226H137ZM144 225V226H143ZM147 227H146V226ZM149 225V226H148ZM154 225V226H153ZM156 225H158V226H156ZM161 225V226H160ZM163 225V226H162ZM171 225V226H170ZM175 225V226H174ZM192 225V227L190 228V226ZM198 225V226H197ZM213 225V226H212ZM252 225H253V227H252ZM5 226V227H4ZM17 226V227H16ZM23 226H24V228L25 229H23ZM27 226V227H26ZM48 226V227H47ZM70 226V227H69ZM101 226V227H100ZM104 226V227H103ZM112 226V227H111ZM129 226H131L130 228H129ZM135 226H136V228H135ZM140 226V227H139ZM198 227V228H196V227ZM216 226H218V227H216ZM237 226V227H236ZM242 226H244V227H242ZM247 226H249V228L246 227ZM259 226V227H258ZM7 227V228H6ZM14 228V229H12L11 231H10V229H8V228ZM18 227H20V230L18 231L17 230V228ZM21 227H22V229H21ZM67 229H66V228ZM84 227H85V229H84ZM87 227V228H86ZM91 227H93V228H91ZM99 227V228H98ZM104 229H103V228ZM106 227V228H105ZM118 229H117V228ZM139 229H138V228ZM157 227V228H156ZM164 227H165V229H164ZM171 227V228H170ZM185 228V229H182V228ZM188 227V228H187ZM233 229H232V228ZM252 227V228H251ZM28 230H32L31 232L30 231H28ZM46 228H48V231L46 230ZM68 228H70V229H68ZM71 228H74L73 230L71 229ZM76 228H78V229H76ZM129 228V229H128ZM141 228V229H140ZM143 228V229H142ZM154 228V229H153ZM160 228V229H159ZM167 228V229H166ZM173 228V229H172ZM215 228H217V229H215ZM241 230H239V229ZM241 228H243V229H241ZM256 228H257V230L259 231V233H260V231H261V233L260 234H258V231L256 230ZM262 228V229H261ZM4 231H2V230ZM7 229H8V231H7ZM16 229V230H15ZM35 229V230H34ZM75 229H76V231H75ZM80 229H81V231H80ZM87 229V230H86ZM92 229V230H91ZM100 229V230H99ZM103 229V230H102ZM113 229H115V230H113ZM123 229H125L124 231H123ZM126 229H127V231H126ZM132 231H131V230ZM138 229V230H137ZM162 229V230H161ZM168 229H172L171 231L170 230H168ZM178 229H179V231H178ZM180 229H181V231H180ZM193 231H192V230ZM220 229H224V231H222V230H220ZM228 229H229V231H228ZM231 229V230H230ZM249 229H251V230H256V231H251V230H249ZM261 229V230H260ZM27 230V231H26ZM43 230V231H42ZM46 230V231H45ZM64 230V232H62ZM97 230V231H96ZM107 230V231H106ZM109 230V231H108ZM117 230V231H116ZM122 230V232H120ZM140 230V231H139ZM153 230V231H152ZM155 230V231H154ZM156 230H158V231H156ZM165 232H164V231ZM174 230H176V232L174 231ZM184 230V231H183ZM199 230H200V234L201 235H198L199 234ZM209 230V231H208ZM217 230H219V232L217 231ZM233 230H235V233L234 232H232ZM239 230V231H238ZM17 231V232H16ZM21 231H22V233H21ZM24 231V232H23ZM38 231V232H37ZM59 231V232H58ZM60 231H61V233H60ZM72 231V232H71ZM77 231H79V233H83V234H79ZM103 231V232H102ZM115 231V232H114ZM130 231V232H129ZM145 231V232H144ZM146 231H148V233L146 232ZM168 231H170V233L168 232ZM172 231H174L175 233H173ZM236 231H238V232H236ZM244 231V232H243ZM250 231V232H249ZM5 232H6V234H5ZM23 235H21L20 233ZM35 234H34V233ZM42 232V233H41ZM69 232H70V234H69ZM92 234H91V233ZM100 232V233H99ZM110 233V236H108L109 235V233ZM157 233V235H156V233ZM160 232V233H159ZM164 234H163V233ZM167 232V234L165 235V233ZM190 232V234L189 235H187L188 233ZM210 232H213V233H210ZM222 232H224V233H222ZM225 232H226V234H225ZM241 232V233H240ZM247 232H249V233H247ZM252 232H254L255 233V235H254V233H252ZM9 233H11V234H9ZM68 233V234H67ZM73 233V235H71ZM76 233V234H75ZM99 233V234H98ZM105 233V234H104ZM108 233V234H107ZM118 233H121V234H118ZM142 235H141V234ZM144 233H146L149 237H147V235H145ZM173 233V234H172ZM231 233V234H230ZM234 233V234H233ZM239 233V234H238ZM263 233V234H262ZM18 236H17V235ZM38 234V235H37ZM39 234H41V236L39 235ZM44 234V235H43ZM54 234V235H53ZM67 234V235H66ZM87 234V235H86ZM88 234H89V236H88ZM94 234H95V237H94ZM103 234V235H102ZM125 234V235H124ZM127 234V235H126ZM133 234V235H132ZM140 234L142 237H140L139 238V236L138 235ZM174 234H176V235H174ZM192 234V235H191ZM194 234H195V236H194ZM206 236H205V235ZM217 234H219V235H217ZM234 236H233V235ZM247 234V235H246ZM260 236V237H263V239L261 238V240H260V237L258 238V236ZM20 235V236H19ZM28 235V236H27ZM46 235V236H45ZM65 235H66V237H65ZM75 235V236H74ZM81 235V236H80ZM112 235H114V237L112 236ZM119 235V236H118ZM144 235V236H143ZM161 235V236H160ZM162 235H164V236H162ZM171 235V236H170ZM209 235V236H208ZM213 235V236H212ZM224 235V236H223ZM225 235L227 236V237H225ZM238 235H240V236H238ZM241 235H242V237H241ZM2 236V237H1ZM4 236V237H3ZM13 236V237H12ZM34 236H36V237H34ZM45 236V237H44ZM57 236V237H56ZM72 236V237H71ZM76 236H77V238H76ZM105 236H107V237H105ZM125 236V237H124ZM133 236V237H132ZM137 236V237H136ZM154 236V237H153ZM156 236V237H155ZM160 236V237H159ZM166 236H168V237H166ZM178 236V237H177ZM181 236V237H180ZM201 236H203V238L201 237ZM210 236H212L211 238H210ZM218 236H219V238H218ZM223 236V237H222ZM229 236V237H228ZM237 236V237H236ZM245 236V242H244V237ZM249 236H251V237H249ZM255 236V237H254ZM9 237V238H8ZM16 237V238H15ZM30 238V241L29 242H27L28 240H29V238ZM53 237V238H52ZM62 237L63 238H65L64 240L62 239ZM67 237H68V239H67ZM80 237V238H79ZM99 237V238H98ZM113 237V238H112ZM121 237H124V238H122V244L125 246V248H123L124 246L123 245H121L120 244V239H121ZM147 237V238H146ZM164 237V238H163ZM184 237V238H183ZM186 237V238H185ZM189 237V238H188ZM194 237V238H193ZM199 237H200V239H199ZM211 239H209V238ZM215 237V238H214ZM221 237H222V239H221ZM231 237V238H230ZM237 239L238 238V240H236L235 238ZM239 237L241 238V241L239 240ZM1 238H3V239H1ZM11 238V239H10ZM22 238V239H21ZM24 238V239H23ZM26 238H27V240H26ZM32 238V239H31ZM35 238V239H34ZM49 240H48V239ZM59 238V239H58ZM72 238V240H70ZM109 238V239H108ZM111 238L113 239V241L111 240ZM120 238V239H119ZM136 238V239H135ZM150 238V239H149ZM152 238V239H151ZM156 238V239H155ZM159 238H160V240L161 241H159ZM164 239V241H163V239ZM170 238V239H169ZM177 238V239H176ZM228 238V239H227ZM233 238V239H232ZM256 238V239H255ZM258 238V239H257ZM7 239V240H6ZM14 239V240H13ZM17 239V240H16ZM43 239V240H42ZM46 239V240H45ZM74 239H75V241H77L76 243H75V241H74ZM105 239V240H104ZM115 239V240H114ZM119 239V240H118ZM124 239L126 240V239H128V241H124ZM134 239H135V241L137 242H135L134 241ZM148 239V240H147ZM153 239H155V240H153ZM226 239H227V241H226ZM252 239V240H251ZM10 240V241H9ZM13 240V241H12ZM19 240V241H18ZM42 240V241H41ZM53 240H55V242L53 241ZM57 240V241H56ZM62 240V241H61ZM102 240V241H101ZM103 240H104V242H103ZM107 240H111V241H107ZM132 240V241H131ZM140 240V241H139ZM145 240H146V242H145ZM153 240V241H152ZM158 240V241H157ZM177 240V242H175ZM213 240H215V241H213ZM225 240V243L223 242ZM230 240V241H229ZM235 240H236V242H235ZM253 240H254V242H253ZM263 240V241H262ZM5 241V242H4ZM9 241V242H8ZM26 241V242H25ZM36 241V242H35ZM53 241V242H52ZM68 241V242H67ZM106 241H107V243H106ZM118 241V242H117ZM142 241V242H141ZM157 241V242H156ZM205 241H207V242H205ZM219 241V242H218ZM233 241V242H232ZM246 241L250 244V245H248V243H246ZM252 243H251V242ZM255 241H256V243H255ZM258 241V242H257ZM9 244H7V243ZM12 242V243H11ZM21 242H22V244H21ZM49 242V243H48ZM59 242H63L62 244L61 243H59ZM70 242V243H69ZM128 242V243H127ZM133 242H134V244H133ZM149 242V243H148ZM210 242V243H209ZM227 242H229V243H227ZM232 242V243H231ZM240 242V243H239ZM261 242H263V243H261ZM4 243H6V244H4ZM14 243V244H13ZM19 243V244H18ZM31 243V245H29ZM33 243H35L34 245L36 246H33ZM38 243V244H37ZM57 243H58V245H57ZM69 243V244H68ZM71 243H72V245L74 246V244H75V246L73 247V246H71ZM106 243V244H105ZM109 243V244H108ZM118 243H119V245H120V247L118 246ZM132 243V244H131ZM141 243V244H140ZM152 243H153V245H152ZM158 243V244H157ZM212 243V244H211ZM234 243V244H233ZM244 243V244H243ZM24 244H25V248H24ZM42 244V245H41ZM43 244H45V245H43ZM60 244V245H59ZM65 244H67V245H65ZM78 244H79V249H78ZM112 244H113V246H112ZM114 244L116 245V246H114ZM135 244H137V245H135ZM156 244V245H155ZM173 244V245H172ZM211 244V245H210ZM216 244V245H215ZM219 244H221V245H219ZM222 244H223V246H222ZM230 244V245H229ZM240 244L242 245V246H240ZM247 244V245H246ZM253 244V245H252ZM255 244H258V245H255ZM15 245H17V246H15ZM47 245V246H46ZM53 245V246H52ZM55 245V246H54ZM57 245V246H56ZM81 245V246H80ZM104 245H106V247L104 246ZM130 245V246H129ZM218 245V246H217ZM231 245H233V246H231ZM237 245V246H236ZM22 247V250H21V247ZM28 246H29V248H28ZM30 246H32V247H30ZM38 246H40L41 248L39 249V247ZM60 246V247H59ZM65 246H66V248H67V246H68V248L66 249L65 248ZM71 246V247H70ZM107 246H108V248H107ZM111 248H110V247ZM152 246H154V250H152V248H150L151 250H149V247H152ZM158 248H157V247ZM163 246V247H162ZM226 248H225V247ZM228 246H230V248L228 247ZM235 246H236V248H235ZM240 246V247H239ZM247 246V247H246ZM249 246V247H248ZM253 247V248H251V247ZM257 246V247H256ZM258 246H259V249H258ZM261 246V247H260ZM18 247H20V248H18ZM47 247V248H46ZM50 247V248H49ZM54 247H56L55 249H51V248H54ZM64 249H63V248ZM69 247L72 249H69ZM176 247V248H175ZM194 247V248H193ZM209 247V248H208ZM224 247V249H222ZM248 249H246V248ZM256 247V249H254ZM263 247V248H262ZM36 248H38V249H36ZM43 248V249H42ZM58 248V249H57ZM110 248V249H109ZM118 248V249H117ZM121 250H120V249ZM123 248V249H122ZM128 248V249H127ZM141 248V249H140ZM182 248V249H181ZM202 248H204V249H206V250H208V251H204V249H202ZM228 248V249H227ZM232 248V249H231ZM250 248H251V251H250ZM28 249V250H27ZM47 249H51L50 251H48ZM61 249V250H60ZM81 249V250H80ZM126 249V250H125ZM132 251H131V250ZM135 249V250H134ZM138 249V250H137ZM143 249V250H142ZM149 250V252H147L148 250ZM162 249V250H161ZM168 250V252H167V250ZM172 249V250H171ZM178 249V250H177ZM187 249H190L191 251H189V250H187ZM210 249V250H209ZM230 249V253H228L229 250ZM244 249L246 250V251H244ZM11 252H10V251ZM37 250H39V251H37ZM54 250H55V252H54ZM57 250V251H56ZM65 250H67V251H65ZM75 250H77V251H75ZM123 250V252H121ZM125 250V251H124ZM144 250H145V252H144ZM165 250V251H164ZM177 250V251H176ZM181 250V251H180ZM187 251V254H186V251ZM197 252H196V251ZM201 250V251H200ZM234 250V251H233ZM253 250H255L254 252H253ZM260 252H259V251ZM263 250V251H262ZM38 253H37V252ZM47 251V252H46ZM59 251L61 252V253H59ZM73 251H75L76 252V254H75V252L73 253ZM81 251H84L85 253H80ZM117 251V252H116ZM128 251V252H127ZM151 251V252H150ZM153 251V252H152ZM195 251V252H194ZM198 251H200V252H198ZM203 251V252H202ZM239 251H241L242 253H240ZM257 251V252H256ZM9 252V253H8ZM66 252V253H65ZM70 252V254H68ZM93 254H91V253ZM121 252V253H120ZM125 252V253H124ZM140 252V253H139ZM144 252V253H143ZM155 252V253H154ZM160 252V253H159ZM188 252H193V253H188ZM205 252V253H204ZM207 252V253H206ZM212 252H214V253H212ZM226 252H227V254H226ZM232 252V253H231ZM245 252H246V254H245ZM248 252V253H247ZM249 252H251V253H249ZM259 252V253H258ZM263 252V259H261L259 256H262L261 255V253ZM7 253V254H6ZM13 253V254H12ZM54 253V254H53ZM57 253V254H56ZM65 255V256H63V254ZM123 253V254H122ZM135 253V254H134ZM149 253V254H148ZM158 253V254H157ZM176 253V254H175ZM179 253V254H178ZM194 253H196V255H194ZM220 253V254H219ZM240 255H239V254ZM255 253V255L253 256L252 254H254ZM259 254V255H257V254ZM6 254V255H5ZM46 254V255H45ZM51 254V255H50ZM59 254V255H58ZM61 254V255H60ZM68 254V255H67ZM72 254V255H71ZM75 256H74V255ZM83 254V255H82ZM85 254V255H84ZM88 254V255H87ZM91 254V255H90ZM98 254V255H97ZM104 254V255H103ZM127 254V255H126ZM133 254V255H132ZM150 254H153V255H150ZM155 254H156V256H155ZM162 254H164V255H161ZM170 254V255H169ZM200 254V255H199ZM205 254V255H204ZM236 254V255H235ZM24 255V256H23ZM57 255V256H56ZM90 255V256H89ZM108 255V256H107ZM119 255H122V256H119ZM123 255L125 256V257H123ZM129 255V256H128ZM131 255V256H130ZM140 255H141V257H140ZM148 255V256H147ZM160 255V256H159ZM175 255H177V256H175ZM180 255V256H179ZM185 257H184V256ZM208 255V256H207ZM227 255H229V256H227ZM234 255V256H233ZM47 256H50V257H47ZM71 256V257H70ZM85 256H86V259H85ZM98 256V257H97ZM104 258H103V257ZM138 256V257H137ZM144 256H146V257H144ZM166 256V258H164ZM184 258H183V257ZM194 256H196L195 257V259L197 258L198 260L199 259H201V260H193L194 259ZM204 258H202V257ZM206 256H207V258H206ZM216 256V257H215ZM222 256V257H221ZM241 256V257H240ZM242 256H244L246 259H244V257L242 258ZM249 256V257H248ZM253 256V257H252ZM257 256V257H256ZM27 257V258H26ZM48 259H47V258ZM73 257V259H71ZM82 257H84V258H82ZM88 257V258H87ZM95 257V258H94ZM102 257V258H101ZM121 257V258H120ZM128 257V258H127ZM144 257V258H143ZM151 257H153V258H151ZM157 257V258H156ZM187 257V258H186ZM191 257V258H190ZM211 257H212V259H211ZM215 257V258H214ZM218 257H220V258H218ZM234 257V258H233ZM256 257V258H255ZM11 258V259H10ZM29 258V259H28ZM76 258V259H75ZM79 258H82V259H79ZM93 258V259H92ZM136 258H137V260H136ZM141 258V259H140ZM146 258V260L144 261V259ZM150 258V259H149ZM160 260H159V259ZM168 258V259H167ZM174 260H173V259ZM181 258V259H180ZM193 258V259H192ZM224 258V259H223ZM240 258V259H239ZM242 258V259H241ZM251 258V259H250ZM255 258V259H254ZM8 259H10V260H8ZM31 259H33V261L31 260ZM41 259V260H40ZM53 259V260H52ZM54 259H56V260H54ZM59 259H60V261H59ZM66 261H65V260ZM78 259V260H77ZM95 259V260H94ZM96 259H97V261H96ZM121 259V260H120ZM124 259V260H123ZM127 259V260H126ZM135 259V260H134ZM148 259V260H147ZM152 259V260H151ZM158 260V262H157V260ZM165 259V260H164ZM183 259V260H182ZM186 259V260H185ZM193 260V262H191V261H189V260ZM203 259V260H202ZM214 259V260H213ZM216 259V260H215ZM228 259V260H227ZM234 259V260H233ZM4 260V261H3ZM21 262H20V261ZM39 260H40V262H39ZM53 262H52V261ZM89 260H91V261H89ZM101 260V261H100ZM103 260V261H102ZM123 260V261H122ZM172 260V261H171ZM184 261V262H182V261ZM218 260V261H217ZM223 260V261H222ZM232 260V261H231ZM249 260H251V261H249ZM260 260V261H259ZM15 261V262H14ZM50 261V262H49ZM70 261V262H69ZM72 261H74V262H72ZM77 261V262H76ZM93 261V262H92ZM105 261V262H104ZM115 261V262H114ZM127 261V262H126ZM135 261H137V262H135ZM147 261V262H146ZM170 263H169V262ZM181 261V262H180ZM186 261H188V262H186ZM198 261V262H197ZM203 261V262H202ZM204 261L206 262V263H204ZM235 261V262H234ZM244 261V262H243ZM246 261V262H245ZM248 261H249V263H248ZM257 261V262H256ZM4 262V263H3ZM6 262V263H5ZM12 262V263H11ZM42 262V263H41ZM60 262V263H59ZM113 262V263H112ZM151 262V263H150ZM155 262V263H154ZM161 262V263H160ZM175 262V263H174ZM229 262H231V263H229ZM234 262V263H233Z\"/></svg>","mask_w":264,"mask_h":264},{"label":"bare ground","instance_id":"2","mask_svg":"<svg viewBox=\"0 0 264 264\" xmlns=\"http://www.w3.org/2000/svg\"><path fill=\"white\" fill-rule=\"evenodd\" d=\"M14 1H16V0H14ZM19 1L21 2V0H19ZM19 1H18V2L16 1L15 4L18 5ZM25 1H26V0H25ZM40 1H41V0H39V2H40ZM68 1H69V0H68ZM70 1H71V0H70ZM87 1H88V0H87ZM87 1L85 0V2H87ZM90 1H91V3L93 4L94 0H90ZM106 1H109V0H106ZM110 1H111V0H110ZM126 1H129V0H126ZM134 1H135V0H134ZM141 1H142V0H141ZM149 1L151 2V4H153V2H152L151 0H148V2H149ZM158 1H160V0H158ZM161 1H162V0H161ZM161 1H160V2H161ZM178 1H179V0H178ZM185 1H186V0H185ZM197 1H198V0H196L195 2H196V3H199V1H198V2H197ZM221 1H224V0H221ZM238 1H239V0H238ZM238 1H237V2H238ZM241 1H242V0H241ZM245 1H246V0H245ZM252 1H255V3H257L256 1H258V0H251L250 2H252ZM259 1H260V2H259ZM259 1H258L259 3L256 4V5H258V6L255 5V7H258V10H259L260 6H261L260 9H263V8H264V0H263V1H262V0H259ZM261 1H262V2H261ZM8 2H9V0H8ZM11 2H13V1L11 0ZM29 2H30V1H29ZM34 2H35V1H34ZM37 2H38V0H37ZM37 2H36V3H37ZM43 2H44V1H43ZM56 2L58 3V1H56ZM56 2H55V3H56ZM81 2L83 3V4H81L82 7L85 6L84 4H87V3L83 2V0H80V1H78L77 3L80 4ZM96 2H97V1H96ZM96 2H94V3H96ZM101 2H102V1L100 0V3H101ZM103 2H104V1H103ZM120 2H121V3H120ZM124 2H125V0H124ZM136 2H138V1H136ZM142 2H143V1H142ZM150 2H149V3H150ZM156 2H157V0H156ZM162 2H163V1H162ZM167 2H168V1H167ZM169 2H170V1H169ZM172 2H173V1H172ZM186 2H187V1H186ZM200 2H202V1H200ZM209 2H210V0H209ZM214 2H218V0H216V1H214ZM214 2H213V3H214ZM0 3H1V2H0ZM36 3H35V5H36ZM40 3H41V2H40ZM40 3H39V4L37 3V4L40 5ZM62 3H63V2H62ZM65 3H67V2H65ZM68 3H69V2H68ZM68 3H67V4H68ZM72 3L74 4V2H72ZM72 3H71V4H72ZM88 3H90V2H88ZM108 3H109V2H108ZM130 3H131V2H130ZM130 3H129V4H130ZM143 3H146V2H143ZM143 3H142V4H143ZM154 3H155V2H154ZM163 3H164V2H163ZM163 3H161L162 6H163V5H166V4H163ZM174 3L176 4L175 1H174ZM178 3H179V2H178ZM178 3H177V4H178ZM184 3H185V2H184ZM184 3H183V4H184ZM192 3H194V1H193ZM204 3H206V2H204ZM223 3H224V2H223ZM226 3H227V0H226ZM230 3H231V0H230ZM234 3H235V2H233V4H234ZM238 3H240V2H238ZM238 3H237V4H238ZM245 3H246V2H245ZM5 4H6V3H5ZM12 4H13V3H11L10 5H12ZM26 4H27V3H25V5H26ZM28 4H29V3H28ZM63 4H64V3H63ZM63 4H62V5H63ZM75 4H76V2H75ZM75 4H74V5H75ZM79 4H76V7H78ZM92 4H91V5H92ZM103 4H104V3H103ZM111 4L114 6V4H115V3H114V0H113V3H111ZM117 4H118V2H117ZM119 4L122 5V1H121V0H119ZM126 4H127V3H126ZM133 4H134V3H133ZM151 4H149V5L147 4V6H152ZM158 4H160V3L158 2ZM158 4H155V5H158ZM170 4H172V3L170 2ZM186 4H188V3H186ZM211 4H212V3H211ZM215 4H216V3H215ZM220 4H221V3H220ZM220 4H219V5H220ZM227 4H228V3H227ZM227 4H225V6H226ZM233 4H232V5H233ZM242 4H243V3H241V5H242ZM250 4H251V3H250ZM250 4H249V5H250ZM252 4H253V3H252ZM252 4H251V5H252ZM259 4H260V6H259ZM3 5H4V4H3ZM3 5H2V6H3ZM8 5H9V4H8ZM10 5H9V6H10ZM21 5H23V4L21 3ZM38 5H37V6H38ZM41 5H42V4H41ZM51 5H52V4H51ZM53 5H54V4H53ZM58 5H60V4H58ZM89 5H90V4H89ZM89 5H87V6H89ZM100 5H101V4H100ZM121 5H120V6H121ZM131 5H132V4H131ZM135 5H136V4H135ZM153 5H154V4H153ZM155 5H154V6H155ZM179 5H180V4H179ZM184 5H185V4H184ZM184 5H183V6H184ZM196 5H197V4H196ZM198 5H199V4H198ZM200 5H201V4H200ZM212 5H214V4H212ZM235 5H236V4H235ZM235 5H234V7H235ZM247 5H248V3H247ZM247 5H246V6H247ZM251 5H250V6H251ZM12 6H13V5H12ZM30 6H31V4H30ZM37 6H36V7H37ZM47 6H48V3H47ZM60 6H61V5H60ZM60 6H59V7H60ZM65 6H67V5H65ZM70 6L72 7V5H70ZM70 6H68V7H70ZM93 6H94V5H93ZM97 6H98V5H97ZM109 6H111V5L109 4V5H108V8H109ZM113 6H111V8H112ZM115 6H116V5H115ZM115 6H114V7H115ZM137 6H138V5H137ZM139 6H140V5H139ZM154 6H152V7L154 8ZM167 6H169V3H167ZM167 6H166V7H167ZM172 6H173V5H172ZM172 6H171V7H172ZM176 6H177V5H176ZM180 6H182V5H180ZM180 6H179V7H180ZM193 6H194V5H193ZM193 6H192V7H193ZM206 6L208 7V5H206ZM214 6H215V5H214ZM220 6H221V5H220ZM220 6H219V7H220ZM222 6H223V5H222ZM229 6H230V5H229ZM229 6H226V7L229 8ZM17 7H19V6H17ZM22 7H23V6H22ZM39 7H41V6H39ZM50 7H51V6H50ZM55 7H56V6H55ZM59 7H58L57 9H59ZM79 7H80V9H79ZM79 7H78V10H85V9H86V8H85V9H84V8L81 9V6H79ZM100 7H102V6H100ZM106 7H107V4H106ZM106 7H105V8H106ZM114 7H113V10H115ZM123 7H124V3H123ZM129 7L131 8V6H129ZM158 7H159V6H158ZM189 7H190V6H189ZM189 7H186V8H189ZM194 7H195V6H194ZM199 7H200V6H199ZM199 7H198V8H199ZM207 7H205V8L207 9ZM212 7H213V6H212ZM212 7H211V8H212ZM223 7H224V6H223ZM231 7H232V6H231ZM238 7H240V6L238 5ZM238 7H237V8H238ZM243 7H244V5H243ZM251 7H252V6H251ZM251 7H249V8H251ZM253 7H254V6H253ZM262 7H263V8H262ZM0 8H1V7H0ZM2 8H3V7H2ZM10 8H11V7H10ZM10 8H8V9H10ZM19 8H20V7H19ZM25 8L27 9V8H28V5H27V7H25ZM30 8H31V7H29V9H30ZM34 8H35V7H34ZM52 8H53V7H52ZM65 8H66V7H65ZM97 8H98V7H97ZM103 8H104V6H103ZM115 8H116V7H115ZM133 8H135V7H133ZM145 8H146V6H145ZM150 8H151V7H150ZM155 8H156V7H155ZM160 8H161V6H160ZM173 8H174V6H173ZM177 8H178V7H177ZM184 8H185V7H184ZM195 8H197V7H195ZM200 8H201V7H200ZM200 8H199V9H200ZM203 8H204V6H203ZM213 8H214V7H213ZM215 8H216V7H215ZM228 8H227V13H228ZM15 9H16V7H15ZM15 9H14V10H15ZM20 9H23V8H20ZM20 9H18V10L20 11ZM29 9H28V10H29ZM39 9H40V8H39ZM45 9H46V8H45ZM61 9H63V8H61ZM75 9H77V8H75ZM75 9H74V10H75ZM91 9H92V8H91ZM94 9H95V8H94ZM99 9H100V8H99ZM99 9H97V10H99ZM101 9H102V8H101ZM101 9H100V10H101ZM116 9H121V7H120V8H116ZM124 9H125V8H124ZM147 9H148V8H147ZM156 9H157V8H156ZM158 9H159V8H158ZM171 9H172V8H171ZM230 9L232 10V9H234V8H230ZM235 9H236V8H235ZM239 9H240V8H239ZM239 9H238V10H239ZM256 9H257V8H256ZM2 10H4V9H2ZM34 10H36V9H34ZM34 10H33V11H34ZM47 10H49V7H48ZM50 10H51V9H50ZM66 10H68V9H66ZM66 10H65V11H66ZM72 10H73V8H72ZM72 10H71V11H72ZM87 10H88V9H86V11H87ZM97 10H94V11L97 12ZM107 10H108V9H107ZM107 10H106V11H107ZM138 10L141 11V8H140V9L138 8ZM144 10L146 11V9H144ZM151 10H152V8H151ZM153 10H155V9H153ZM167 10H168V9H167ZM173 10H175V8H174ZM176 10H177V9H176ZM176 10H175V11H176ZM188 10H191V8L188 9ZM193 10H194V8H193ZM204 10H205V9H204ZM204 10H203V11H204ZM207 10H209V9H207ZM213 10H214V9H213ZM213 10H212V12H213ZM216 10H217V9H216ZM216 10H215V11H216ZM224 10L226 11L225 8L223 9V12H225ZM241 10H243V9H241ZM241 10H240V11H241ZM244 10H245V9H244ZM253 10H254V9H253ZM253 10H252V11H253ZM258 10H257V11H258ZM0 11H1V10H0ZM4 11H5V10H4ZM7 11H8V10H7ZM19 11H18V12H19ZM24 11H26V10H24ZM33 11H32V13H33ZM37 11H39V10H37ZM40 11H41V10H40ZM61 11H62V10H61ZM65 11L63 10V12H65ZM86 11H84V12H86ZM104 11H105V10H104ZM126 11H127V10H126ZM130 11H131V10H130ZM163 11H164V10H163ZM168 11H169V10H168ZM168 11H167V12H168ZM170 11H171V10H170ZM183 11H184V10H183ZM191 11H192V10H191ZM199 11H200V10H199ZM209 11H210V10H209ZM209 11H208V12H209ZM233 11L235 12V10H233ZM257 11H256V12H257ZM8 12H9V11H8ZM8 12H7V13H4V14H7V15H5V16H10V15L8 14ZM12 12H13V11H12ZM15 12H16V11H15ZM18 12H17V13H18ZM20 12H22V10H21ZM52 12H53V11H52ZM84 12H83V13H84ZM113 12L116 13L117 11H113ZM120 12H121V11H120ZM122 12H123V11H122ZM131 12H132V11H131ZM134 12H135V11H134ZM134 12H133V13H134ZM141 12H143V10H142ZM148 12H149V11H148ZM154 12H155V11H154ZM158 12H159V11H158ZM158 12H156V13H158ZM178 12H179V10L177 11V13H178ZM184 12H185V11H184ZM196 12H197V11H196ZM204 12H205V11H204ZM206 12H207V11H206ZM208 12H207V13H208ZM220 12H221V11H220ZM1 13H2V12H0V14H1ZM22 13H23V12H22ZM30 13H31V12H30ZM34 13H36V12H34ZM38 13H39V12H38ZM38 13H36V14H38ZM43 13L45 14V12H43ZM55 13H57V12H55ZM55 13H54L53 15H55ZM80 13H81V11H80ZM86 13H87V12H86ZM89 13H90V11H89ZM98 13H99L98 15L100 16L101 11H100V12L98 11ZM106 13H107V12H106ZM108 13H109V12H108ZM133 13H132V14H133ZM143 13H147V12H143ZM151 13H152V11H151ZM164 13H166V12H164ZM169 13H170V12H169ZM169 13H166V14H169ZM172 13H174V12L172 11ZM186 13H188V12L186 11ZM186 13H185V14H186ZM189 13H190V12H189ZM216 13H219V12H216ZM225 13H226V12H225ZM229 13H230V12H229ZM236 13H237V12H236ZM239 13H240V12H239ZM243 13H244V11H243ZM249 13H250V11H249ZM258 13H260V12H258ZM263 13H264V12H263ZM39 14H40V13H39ZM46 14H47V12H46ZM62 14H63V13H61V15H62ZM64 14H65V13H64ZM68 14H70V12L67 13V16H68ZM71 14H72V13H71ZM71 14H70V16H71ZM73 14H74V12H73ZM77 14H78V17L80 18V16H79L80 14H79V13H77ZM84 14H85V13H84ZM92 14H93V13H92ZM110 14H111V13H110ZM125 14H126V13H124V16H125ZM136 14H138V13L136 12ZM136 14L134 15V16H135L134 21H136V16H138V15H136ZM161 14H162V13H161ZM161 14H160V16H161ZM175 14H176V13H175ZM175 14H174V15H175ZM179 14H180V13H179ZM199 14H200V13L195 14V15H199ZM202 14H203V13H202ZM202 14H201L200 16H202ZM210 14H211V13L209 12L208 15H210ZM214 14H215V13H214ZM220 14H221V13H220ZM222 14H223V13H222ZM222 14H221V16H223ZM230 14H231V13H230ZM232 14H233V13H232ZM241 14H242V13H241ZM254 14H255V13H254ZM32 15H33V14H32ZM40 15H41V17H42V13H41ZM53 15H52V13H51V17L49 16L48 18H52ZM58 15H59V14H58ZM81 15H82V14H81ZM85 15H86V14H85ZM87 15H89V14H87ZM93 15H94V14H93ZM108 15H109V14H107L106 17H107ZM121 15L123 16V13H122ZM152 15H153V14H152ZM156 15H157V14H156ZM158 15H159V14H158ZM162 15H163V14H162ZM172 15H173V14H172ZM174 15H173V16H174ZM181 15H182V14H181ZM211 15H213V14H211ZM215 15H217V14H215ZM225 15H227V14H225ZM245 15H246V14H245ZM250 15H251V13H250ZM1 16H2V14H1ZM11 16H12V14H11ZM24 16H26V15H24ZM24 16H23V14H22V17H23V18H24ZM36 16H37V15H36ZM36 16H35V18H36ZM44 16H45V15H44ZM47 16H48V15H47ZM63 16H64V15H62L61 17H63ZM75 16H77L76 13H75ZM89 16H90V15H89ZM89 16H87V17H89ZM95 16H96V15H95ZM99 16H97V17H98V20H99ZM119 16H120V14L117 15V17H119ZM122 16H121V17H122ZM127 16H128V15H127ZM129 16H130V14H129ZM149 16H150V15H149ZM160 16H159V17H160ZM179 16H180V15H179ZM188 16L191 17V15H187V16H185V18H187ZM217 16H218V15H217ZM219 16H220V15H219ZM239 16H240V15H239ZM239 16H238V17H239ZM241 16H242V15H241ZM257 16H258V14H257ZM257 16H256V17H257ZM2 17H3V16H2ZM14 17H15V16H14ZM16 17H17V16H16ZM27 17H28V19H29V16H27ZM30 17H31V15H30ZM81 17H82V16H81ZM93 17H94V16H93ZM103 17H104V15H103ZM130 17H132V16H130ZM141 17H142V18H143V17H146V15L144 14V16H141ZM141 17H140V19H141ZM151 17H152V16H151ZM155 17H156V16H155ZM161 17H162V16H161ZM195 17H196V16H195ZM197 17H198V16H197ZM197 17H196V18H197ZM203 17H204V16H203ZM208 17H209V16H208ZM208 17H207V18H208ZM242 17H243V16H242ZM245 17H246V16H245ZM261 17H262V16H261ZM261 17H260V18H261ZM18 18H19V17H18ZM18 18H17V19H18ZM44 18H46V16H45ZM48 18H47V20H48ZM56 18H57V17H56ZM64 18H65V17H64ZM68 18H69V17H68ZM70 18H71V17H70ZM73 18H74V17H73ZM101 18H102V17H101ZM107 18H108V17H107ZM167 18H168V17H167ZM167 18H165V20H166ZM170 18H171V16H170ZM188 18H189V17H188ZM196 18H195V19H196ZM198 18L200 19V17H198ZM209 18L212 19L213 17H209ZM214 18H215V17H214ZM225 18H226V17H225ZM225 18H224V19H225ZM230 18H231V16H230ZM234 18H235V17H234ZM236 18H237V17H236ZM248 18H249V17H248ZM1 19H2V18H0V20H1ZM6 19H7V17H6ZM6 19L4 18L5 22H6ZM8 19H9V18H8ZM11 19H12V18H11ZM14 19H15V18H14ZM25 19H26V18H25ZM31 19H33V18H31ZM42 19H43V18H42ZM42 19H41V20H42ZM59 19H60V18H59ZM80 19H81V18H80ZM82 19H83V18H82ZM90 19H91V18L89 17V21H90L89 23H91V20H90ZM93 19H94V18H93ZM108 19H109V18H108ZM108 19H107V20H108ZM114 19H115V17H114ZM137 19H139V18H137ZM146 19H147V18H146ZM152 19H153V18H152ZM152 19H150V20H152ZM155 19H156V18H155ZM157 19H158V18H157ZM177 19H179V18H177ZM180 19H181V18H180ZM193 19H194V17H193ZM205 19H206V18H205ZM211 19H209V20H211ZM218 19H219V17H218ZM222 19H223V18H222ZM224 19H223V20H224ZM231 19H232V18H231ZM238 19H239V18H238ZM244 19H246V18H243V20H244ZM12 20H13V19H12ZM15 20H16V19H15ZM21 20H22V18H21ZM29 20H30V19H29ZM39 20H40V19H39ZM56 20H57V19H56ZM56 20H54L55 22H53V20H51L50 23L52 24V22H53V23H55V24L57 25V23H59V22L56 23ZM66 20H67V18H66ZM87 20H88V19H87ZM87 20H86V21H87ZM95 20H96V19H95ZM105 20H106V19H105ZM109 20H110V22H112L111 19H109ZM119 20H120V19H119ZM119 20H118V22H120ZM124 20H125V19L123 18L122 21H124ZM144 20H145V19H144ZM148 20H149V19H148ZM153 20H154V19H153ZM153 20H152V21H153ZM171 20H172V18H171ZM181 20H184V21H185L186 19H181ZM188 20H189V19H187V21H188ZM191 20H192V19H191ZM207 20H208V19H207ZM213 20H214V19H213ZM225 20H226V19H225ZM239 20H240V19H239ZM260 20H262V19H260ZM263 20H264V19H263ZM16 21H17V20H16ZM23 21H24V20H23ZM31 21H32V20H31ZM33 21H34V19H33ZM60 21H61V20H60ZM76 21H77V20H76ZM83 21H85V19H84ZM93 21H94V20H92V22H93ZM99 21H100V20H99ZM99 21H96V22L98 23ZM101 21H102V20H101ZM103 21H104V20H103ZM103 21H102V22H103ZM113 21H114V20H113ZM129 21H130V20H129ZM140 21H141V20H140ZM152 21H151V22L148 21V22H150L149 25H150L151 23H154V22H155V20H154V22H152ZM161 21H162V20H161ZM163 21H164V20H163ZM163 21H162V22H163ZM168 21H169V20H168ZM184 21H183V22H184ZM187 21H185V22H187ZM197 21H198V20H197ZM197 21H195V22L197 23ZM200 21H201V20H200ZM202 21H204V20H202ZM217 21H218V20H216V22H217ZM221 21H222V20H221ZM226 21H227V20H226ZM229 21H231V20H229ZM235 21H236V20H235ZM246 21H247V19H246ZM2 22H4V21H2ZM10 22H12V21H10ZM24 22H25V21H24ZM38 22H39V21H38ZM43 22H45V21H43ZM43 22H42V23H43ZM46 22H48V21H46ZM62 22H64V21H62ZM67 22H68V21H67ZM71 22H72V21H71ZM78 22H79V20H78ZM80 22L82 23V21H80ZM87 22H88V21H87ZM96 22H95V23H96ZM104 22H105V21H104ZM114 22H115V21H114ZM118 22L116 23L117 25H118ZM132 22H133V21H132ZM132 22H131V21L128 22V20H127V23H131V24H132ZM138 22H139V21H138ZM144 22L147 23V21H144ZM144 22H143V23H144ZM166 22H167V20H166ZM170 22H171V21H170ZM172 22L175 23L174 21H172ZM172 22H171V23H172ZM185 22H184V23H185ZM193 22H194V21H193ZM204 22H206V21H204ZM231 22H232V21H231ZM233 22H234V21H233ZM238 22H239V21H238ZM238 22L236 21V23H238ZM249 22H251V21H249ZM20 23H21V22H20ZM20 23H19V24H20ZM26 23H27V21L25 22V24H26ZM30 23H32V22H29V24H30ZM33 23H34V22H33ZM33 23H32V25H33ZM74 23H75V21H73V24H74ZM81 23H80V24H81ZM83 23H84V22H83ZM105 23H106V22H105ZM135 23H136V22H135ZM141 23H142V21H141L139 24H141ZM143 23H142V25H141L142 27H143ZM146 23H145V24H146ZM155 23H156V22H155ZM157 23H158V25H159V23H161V22H157ZM168 23H169V22H168ZM176 23H177V21H176ZM176 23H175V24H176ZM179 23H180V22H179ZM187 23H188V22H187ZM199 23H201V22H199ZM199 23H197L196 26H197ZM209 23H211V22H208V23L206 22V24H209ZM221 23H222V22H221ZM228 23H230V22H228ZM236 23H235V24H236ZM239 23H240V22H239ZM241 23H242V21H241ZM243 23H244V22H243ZM247 23H248V22H247ZM247 23L245 22V24H247ZM1 24H2V23H1ZM1 24H0V26H1ZM9 24H10V23H9ZM14 24L18 25V23H14ZM29 24H27V25L30 27ZM43 24H44V23H43ZM43 24H42L41 26H43ZM59 24H60V23H59ZM80 24H79V25H80ZM84 24H86V23H84ZM84 24H83L82 26H84ZM87 24H88V23H87ZM93 24H94V22H93ZM98 24H99V23H98ZM98 24H97V26H98ZM107 24H108V23H107ZM111 24H112V23H111ZM113 24H114V23H113ZM113 24H112V25H109V24H108V26H112V27H113V26H114ZM122 24H123V23H122ZM124 24H126V23H124ZM189 24H191V21H190V23H188V25H187V29H189L188 26H191V25H192V24H191V25H189ZM204 24H205V23H204ZM206 24H205V25H206ZM213 24H214V22H213ZM213 24H212V26H213ZM216 24H218V23H216ZM235 24H234V25H235ZM257 24H258V23H257ZM260 24H261V23H260ZM20 25L25 26L24 24H20ZM68 25H69V24H68ZM75 25H78V24L76 23ZM104 25H105V24H104ZM132 25H133V24H132ZM146 25H147V24H146ZM146 25H145V26H146ZM155 25H156V24H155ZM170 25L173 26L172 24H170ZM176 25H177V24H176ZM180 25L182 26L181 23H180L179 25H177V26H180ZM194 25H195V24H194ZM194 25H192V26H194ZM218 25H219V24H218ZM227 25H228V24H227ZM231 25H233V24H231ZM240 25H241V24H240ZM248 25H250V24H248ZM254 25H256V24H254ZM2 26L5 27V24L2 25ZM6 26H7V25H6ZM23 26H22V27H23ZM28 26H27V27H28ZM51 26H54V24L51 25ZM60 26H61V25H60ZM60 26H57V27H60ZM64 26H66V25H64ZM70 26H72V25L70 24ZM89 26H90V24H89ZM89 26H88V27H89ZM97 26H96V27H97ZM125 26H126V25H125ZM127 26H128V25H127ZM136 26H137V23H136ZM141 26H138V27H141ZM152 26H153V25H152ZM152 26H151V27H152ZM165 26H166V24H165ZM165 26H163V27H165ZM168 26H169V25H168ZM168 26H167V28H168ZM177 26H176V27H177ZM181 26H180V27H181ZM183 26H184V25H183ZM185 26H186V25H185ZM201 26H202V25H201ZM224 26H225V25H224ZM236 26L239 27L238 24H236ZM236 26H233V27H236ZM246 26H247V25H246ZM251 26H252V25H251ZM8 27H10V26H7V28H8ZM12 27H13V22H12ZM18 27H19V26H18ZM39 27H40V24H39ZM46 27H47V26H46ZM46 27H44V28L46 29ZM48 27H49V26H48ZM54 27H55V26H54ZM68 27H69V26H68ZM79 27L81 28V26H79ZM79 27H78V28H79ZM88 27H85V28L87 29ZM91 27H92V25H91ZM93 27H94V26H93ZM114 27H115V26H114ZM120 27H121V25H120ZM128 27H129V26H128ZM128 27H126V28H128ZM156 27H157V26H155V29H156ZM160 27H161V25H160ZM174 27H175V26H173V28H174ZM204 27H205V26H204ZM209 27H210V26H209ZM209 27H207V29H208ZM213 27H214V26H213ZM215 27H216V26H215ZM220 27H221V26H220ZM248 27H249V26H248ZM252 27H254V26H252ZM257 27H258V26H257ZM257 27H255L254 29H256ZM259 27L261 28L262 26L259 25ZM263 27H264V26H263ZM263 27H262V28H263ZM2 28H3V27H2ZM14 28H15V27H14ZM32 28H33V27H32ZM40 28H41V27H40ZM40 28H39V30L43 29V28H41V29H40ZM51 28H52V27H51ZM60 28H61V27H60ZM60 28H59V30H60ZM66 28H67V27H66ZM72 28H73V27H72ZM76 28H77V27H75V30H76ZM82 28L84 29V27H82ZM121 28H124V27H121ZM121 28H118V30L121 29ZM126 28H125V29H126ZM131 28H132V26H131ZM167 28H166V29H167ZM169 28H170V27H169ZM171 28H172V27H171ZM183 28H184V27H183ZM194 28H195V27H194ZM197 28H199V26H197ZM197 28H196V30L198 31ZM202 28H203V27H202ZM221 28H222V27H221ZM223 28H224V27H223ZM225 28H226V27H225ZM244 28H246V27H244ZM250 28H251V27H250ZM9 29H10V28H9ZM11 29H12V28H11ZM20 29H21V31H22V28H20ZM28 29H29V28H28ZM30 29H31V28H30ZM33 29H35V28H33ZM36 29H37V28H36ZM57 29H58V28H57ZM61 29H62V28H61ZM63 29H65V28L63 27ZM88 29H89V28H88ZM96 29H97V28H96ZM106 29H108V27H107ZM113 29H114V28H112L111 31H113ZM133 29H134V28H132V31H136V30H133ZM141 29H142V28H141ZM143 29H144V28H143ZM157 29H159V28H157ZM162 29H163V28H162ZM164 29H165V28H164ZM174 29H176V28H174ZM185 29H186V27H185ZM187 29L185 30V32H184V30H183L181 33L184 32L183 34H186V31H188ZM192 29H193V28H192ZM199 29H200V28H199ZM205 29H206V27H205ZM205 29H204V30H205ZM216 29H217V31H218L219 27L217 26ZM216 29H215V32H214V31L212 32V34H213V33H216ZM234 29H235V28H234ZM257 29H258V28H257ZM13 30H14V29H13ZM15 30H16V29H15ZM15 30H14V31H15ZM23 30H24V29H23ZM26 30H27V28H26ZM37 30H38V29H37ZM43 30H44V29H43ZM43 30H42V31H43ZM52 30H54V29H52ZM52 30H51V31H52ZM66 30H67V29H66ZM100 30H101V28H100ZM102 30H104V29H102ZM109 30H110V28H109ZM121 30H122V29H121ZM126 30H127V29H126ZM128 30H130V27H129ZM137 30H138V28H137ZM139 30H140V29H139ZM139 30H138V31H139ZM147 30H148V29H147ZM149 30H150V29H149ZM149 30H148V31H149ZM152 30H153V29H152ZM160 30H161V29H160ZM181 30H182V29H181ZM190 30H191V29H190ZM212 30H213V29H212ZM220 30H221V29H220ZM227 30H228V29H227ZM237 30H238V29H236V31H237ZM239 30H240V29H239ZM252 30H253V29H252ZM258 30H259V29H258ZM258 30H257V31H258ZM262 30H263V29H261V33H262ZM4 31H5V30H3L2 32H4ZM11 31H12V30H11ZM28 31L31 32L30 30H28ZM28 31H27V34H29ZM34 31H35V30H34ZM34 31L32 32L33 34L35 33ZM54 31L57 32L56 30H54ZM64 31H65V30H64ZM71 31H72V30H71ZM73 31H74V30H73ZM82 31H83V30H82ZM82 31H81V32H82ZM90 31H92L91 28H90ZM93 31H94V29H93ZM123 31H125V30H122L121 32H123ZM132 31H131V33H132ZM150 31H151V30H150ZM150 31H149V32H150ZM169 31H171V29H169ZM172 31H173V29H172ZM176 31H177V29H176ZM192 31H193V30H192ZM192 31L187 32V34H188V33L190 34V32L192 33ZM194 31H195V30H194ZM197 31H196V32H197ZM199 31H202V32H203V29H202V30H199ZM199 31H198V32H199ZM221 31H222L221 34H223V31H225V30H221ZM229 31H230V30H229ZM243 31H246L247 34L249 33V32H248L247 30H245V29H244ZM249 31H250V29H249ZM253 31H256V30H253ZM257 31H256V32H257ZM0 32H1V28H0ZM5 32H6V31H5ZM7 32H8V31H7ZM16 32H17V30H16ZM18 32H19V31H18ZM24 32H25V31H24ZM37 32H38V31H37ZM49 32H50V31H49ZM55 32H53L54 35H56ZM60 32H61V31H60ZM77 32H78V30H77ZM106 32H107V31H106ZM116 32H117V30L113 31V33H116ZM126 32H127V31H126ZM126 32H125V34H126ZM128 32H129V31H128ZM140 32H141V30H140ZM140 32H139V33H140ZM142 32H143V31H142ZM158 32H159V30H158ZM165 32L167 33L168 30H166ZM177 32H178V31H177ZM177 32H175V33L177 34ZM198 32H197V33H198ZM226 32H227V31H226ZM8 33H9V32H8ZM45 33H46V32H45ZM50 33H51V32H50ZM62 33H63V32H62ZM71 33H72V32H71ZM79 33H80V32H79ZM85 33H89V34H90V33H92V32H88V31L86 32V31H85V32H84V35H85ZM96 33H97V32H96ZM101 33H102V32H101ZM107 33H108V32H107ZM110 33H111V32H110ZM110 33H108L109 36H110ZM133 33H135V32H133ZM136 33H137V32H136ZM136 33H135V34H136ZM139 33H138V34H139ZM144 33H145V31H144ZM156 33H157V32L155 31V33H153V34H154V35H157L158 33H157V34H156ZM168 33H170V32H168ZM172 33H173V32H172ZM200 33H201V32H200ZM208 33H210V32H208ZM208 33H206V34H208ZM217 33H218V32H217ZM224 33H225V32H224ZM230 33H231V31H230ZM232 33H236V32H232ZM238 33H239V32H238ZM241 33H242V32H241ZM243 33H245V32H243ZM250 33L253 35L252 31H250ZM250 33H249V35H250ZM261 33H260V34H261ZM4 34H5V33H4ZM12 34H14V33H12ZM20 34H21V33H20ZM23 34H24V33H23ZM23 34H22V35H23ZM33 34H32V35H33ZM36 34H38V33H36ZM40 34H41V32H40ZM63 34H65V33H63ZM68 34H69V32H68ZM73 34H74V33H73ZM75 34H76V33H75ZM93 34H95V33H93ZM118 34H119V31H118ZM120 34H121V33H120ZM123 34H124V32H123ZM128 34H129V33H128ZM153 34H150V36L153 35ZM163 34L166 35L165 33H163ZM189 34H188V37L190 36ZM195 34H196V33H195ZM204 34H205V33H204ZM225 34H228V33H225ZM255 34H256V33H254L253 36H255ZM262 34H263V33H262ZM1 35H2V34H1ZM16 35H18V34L16 33ZM24 35H25V34H24ZM30 35H31V34H30ZM51 35H52V34H51ZM57 35H58V34H57ZM60 35H61V34H60ZM60 35H59V36H60ZM78 35L80 36V34H78ZM91 35H92V34H91ZM98 35H100V37H101V34L98 33ZM140 35H141V34H139V35L136 34V36H139V38H140ZM145 35H148V34L145 33ZM154 35H153V36H154ZM158 35H159V34H158ZM161 35H162V34H161ZM161 35H160V36H161ZM164 35H163V36H164ZM191 35H192V34H191ZM193 35H194V34H193ZM208 35H210V34H208ZM215 35H216V34H215ZM217 35H218V34H217ZM228 35H229V34H228ZM240 35L242 36V34H240ZM245 35H246V34H245ZM245 35H244L243 37H245ZM249 35H247L248 38L246 39V42L250 41V40H248V39H249ZM6 36H7V35H6ZM9 36H11V35H9ZM28 36H29V35H27L26 37H28ZM33 36H34V35H33ZM52 36H53V35H52ZM52 36H51V37H52ZM69 36H70V34H69ZM73 36H74V35H73ZM87 36H88V35H87ZM94 36H96V35H94ZM104 36H105V35H104ZM104 36L102 35V38H103ZM109 36H107V34H106V37H109ZM113 36H115V35H113ZM117 36H118V35H117ZM122 36H123V35H120L121 38H122ZM143 36H144V34H143ZM143 36H142V38H143ZM163 36H161V37H163ZM167 36H168V35H167ZM170 36H172V34H171ZM170 36H168V37H170ZM173 36H174V35H173ZM173 36H172V37H173ZM177 36H179V35H177ZM177 36H176L175 39H178V38H179V37L177 38ZM186 36H187V35H186ZM186 36H185V37H186ZM194 36H195V35H194ZM197 36H198V35H197ZM199 36H200V35H199ZM201 36H202V35H201ZM203 36H204V35H203ZM203 36H202V37H203ZM211 36H212V35H211ZM211 36H209V37H211ZM221 36H222V35H221ZM223 36H224V37H228V36H226V35H224V34H223ZM253 36H251V37L254 38ZM20 37H21V35H20ZM26 37H25V38H26ZM54 37H55V36H54ZM54 37H53V38H54ZM56 37H57V36H56ZM64 37L67 38V36H64ZM81 37H82V34H81ZM91 37H93V36H91ZM124 37H125V36H124ZM129 37H130V35H129ZM145 37H146V36H145ZM148 37H149V36H148ZM155 37H156V36H155ZM165 37H166V36H165ZM174 37H175V36H174ZM174 37H173V38H174ZM185 37H184V40H185ZM195 37H196V36H195ZM195 37H194V38H195ZM206 37H208V36H206ZM212 37L215 39V36H212ZM224 37H222V38H224ZM230 37H232V36H229V38H230ZM234 37H236V35H235ZM238 37L240 38V36H238ZM255 37H256V36H255ZM0 38H2V37H0ZM11 38H12V37H11ZM21 38H22V37H21ZM29 38L33 39L32 37H29ZM29 38H28V39H29ZM45 38H47V37H45ZM59 38H61V37H59ZM68 38H69V37H68ZM82 38H83V37H82ZM82 38H81L80 40H82ZM86 38H87V37H86ZM88 38H90V37H88ZM121 38H120V39H121ZM130 38H131V37H130ZM132 38H133V36H132ZM135 38H136V37H135ZM135 38H133V40H134ZM151 38H152V36H151ZM157 38H158V37H157ZM157 38H156V39H157ZM166 38H167V37H166ZM166 38H165V40H167ZM173 38H170V39H172V41H173ZM180 38H181V35H180ZM180 38H179V39H180ZM186 38H187V37H186ZM189 38H190V37H189ZM189 38H188V42H189ZM196 38H197V37H196ZM198 38H199V37H198ZM252 38H251V42H250V43H252ZM261 38H262V37H261ZM261 38L259 37L258 39H261ZM263 38H264V37H263ZM263 38H262V40H263ZM4 39H5V37H4ZM4 39H3V40H4ZM7 39H10V38H7ZM15 39H16V38H15ZM26 39H27V38H26ZM26 39H25V40H26ZM28 39H27V40H28ZM38 39H39V38H38ZM41 39H42V37H41ZM41 39H40V40H41ZM48 39H50V36L48 37ZM69 39H71V38H69ZM73 39H74V38H73ZM75 39H76V37H75ZM75 39H74V40H75ZM90 39H91V41L93 40L92 38H90ZM94 39H95V38H94ZM98 39H99V37H98ZM98 39H97V41H98ZM100 39H101V38H100ZM100 39H99V40H100ZM106 39H109V38H106ZM116 39H118V38H116ZM116 39H115V40H116ZM125 39H126V38H125ZM145 39H146V38H145ZM168 39H169V38H168ZM170 39H169V40H170ZM175 39H174V40H175ZM179 39H178V40H179ZM203 39H204V40H202V44H203V42H205V38H204V37H203ZM206 39H207V38H206ZM214 39H211V40L213 41ZM219 39H220V37H219ZM226 39H227V38H226ZM234 39H235V38H234ZM240 39H241V38H240ZM1 40H2V39H0V41H1ZM17 40H19V38H17ZM17 40H14V41H17ZM25 40H24V41H25ZM45 40H46V39H44V41H45ZM56 40H57V39H56ZM62 40H63V39H62ZM66 40H67V39H66ZM78 40H79V37H78ZM78 40H77V41H78ZM84 40H85V37H84ZM95 40H96V39H95ZM102 40H103V39H102ZM113 40H114V39H113ZM113 40H111V42H109V43H113V42H112ZM133 40H132V41H133ZM135 40H136V39H135ZM138 40H139V39H137V42H138ZM152 40H153V39H152ZM158 40H159V39H158ZM162 40H163V39H162ZM169 40H168V42H169ZM184 40H183V37H182V40H181V41L184 42ZM186 40H187V39H186ZM194 40H195V39H194ZM194 40L192 39L191 41H194ZM211 40H210V41L208 40L209 44H211V43H210V42H212ZM215 40H216V39H215ZM224 40H225V38H224ZM224 40H223V42H226V45H227L228 42H227L226 40H225V41H224ZM228 40L230 41L231 39H228ZM262 40H261V41H262ZM7 41H8V40H7ZM24 41L21 40V42H24ZM34 41H35V40H34ZM36 41H38V40L36 39ZM36 41H35V42H36ZM42 41H43V40H42ZM42 41H41V42H42ZM48 41H49V40H48ZM51 41H52V40H51ZM51 41H50V42H51ZM54 41H55V40H54ZM67 41H68V40H67ZM85 41H86V40H85ZM127 41H131V40H126V42H127ZM145 41H146V40H145ZM175 41H176V40H175ZM198 41H199V40H198ZM200 41H201V39H200ZM231 41H232V40H231ZM254 41H255V39L253 40V42H254ZM259 41H260V40H258L257 42H259ZM2 42H6V41H2ZM2 42H0V43H2ZM19 42H20V41H19ZM29 42H30V41L28 40V42H26V43H29ZM31 42H33V41H31ZM35 42H34V43H35ZM41 42H40V43H41ZM46 42H47V41H46ZM50 42H49V43H50ZM52 42H53V41H52ZM64 42H66V41H64ZM75 42H76V40H75ZM75 42H74V43H75ZM81 42H82V41H81ZM81 42H80V43L78 42V43L81 44ZM98 42H99V41H98ZM101 42H102V41H101ZM105 42H107V40H106ZM126 42H124V43H126ZM141 42H144V40L142 41V39H141ZM141 42L139 41L140 44H141ZM147 42H148V41H147ZM149 42L151 43V40H150ZM155 42H157V40H156ZM164 42L167 43V41H164ZM170 42H171V41H170ZM178 42H179V41H178ZM188 42H187V43H188ZM206 42H207V41H206ZM216 42H217L218 44L221 43V42L219 43L218 41H216ZM238 42H239V40H238ZM257 42L255 41L254 44H256ZM7 43H8V42H7ZM7 43H4V44H7ZM9 43H10V42H9ZM12 43H13V41L11 40V44H12ZM24 43H25V42H24ZM42 43H43V42H42ZM42 43H41V44H42ZM44 43H45V42H44ZM53 43H54V42H53ZM59 43H61V42L59 41ZM67 43H68V42H67ZM85 43H86V42H85ZM91 43H92V42H91ZM114 43H115V42H114ZM128 43H129V42H128ZM128 43H127V44H128ZM133 43H134V41H133ZM135 43H136V42H135ZM158 43H160V42H158ZM166 43H165V44H166ZM173 43H174V41H173ZM185 43H186V42H185ZM191 43H193V42H191ZM198 43H199V42H197V44H198ZM200 43H201V42H200ZM217 43H216V44H217ZM233 43H234V42H233ZM239 43H240V42H239ZM14 44H15V43H14ZM17 44H18V41H17ZM17 44H16V45H17ZM19 44H20V43H19ZM21 44H23V43H21ZM30 44L32 45V43H30ZM30 44H29V46H30ZM46 44H47V43H46ZM51 44H52V43H51ZM68 44H69V43H68ZM72 44H73V43H72ZM75 44H76V43H75ZM82 44H83V43H82ZM92 44H93V43H92ZM92 44L89 43V45H92ZM101 44H102V43H101ZM107 44H108V42H107ZM107 44H106V45H107ZM118 44H119V43H118ZM148 44H149V43H148ZM151 44H152V43H151ZM176 44H179V45H180L181 42H180V43H177V42H176ZM188 44H190V43H188ZM193 44H194V43H193ZM193 44H192V45L190 44V45L193 46ZM202 44H201V45H202ZM214 44H215V43H214ZM214 44H212V45H214ZM218 44H217V45H218ZM241 44H242V42H241ZM244 44H245V43H244ZM254 44H253V45H254ZM1 45H2V44H1ZM1 45H0V46H1ZM7 45L9 46L10 44H7ZM35 45H36V44H34V46H35ZM39 45H40V44H39ZM48 45H50V44H48ZM55 45H56V43H55ZM58 45H60V44H58ZM58 45H56V47H57ZM63 45H64V44H63ZM77 45H78V44H76V46H77ZM110 45H112V44H110ZM110 45H109V46H110ZM120 45H121V44H120ZM132 45H133V44H132ZM152 45H153V44H152ZM152 45H151V46H152ZM154 45H155V44H154ZM170 45L172 46L171 43H170ZM184 45H185V44H184ZM190 45L187 46V44H186L185 47L187 46V47L189 48ZM198 45H199V44H198ZM205 45H206V44H205ZM222 45H223V43H222ZM229 45H233V44H229ZM245 45H246V44H245ZM248 45H249V44H248ZM248 45H246V46L248 47ZM262 45H263V43H262ZM2 46H4V45H2ZM5 46H6V45H5ZM5 46H4V49H5V48L7 49V47H5ZM13 46H14V45H13ZM13 46H12V47H13ZM25 46H27V44H26ZM25 46H23V47H25ZM29 46H28V47H29ZM34 46H33V48H34ZM37 46H38V45H37ZM41 46H43V45H41ZM41 46H39V47L42 49ZM45 46H47V45H44L43 47H45ZM51 46H52V45H50V47H51ZM61 46H62V45H61ZM70 46H71V45H70ZM78 46H79V45H78ZM93 46H94V45H93ZM97 46H98V45H97ZM113 46H114V45H113ZM116 46H118V45H115V47H116ZM123 46H124V45H123ZM123 46H122V47H123ZM137 46H138V45H137ZM137 46H135V47H137ZM165 46H167V44H166ZM165 46H163V47L165 48ZM194 46H197L196 43L194 44ZM208 46H209V45H208ZM208 46L206 45V48H207ZM218 46H220V45H218ZM218 46H217V47H218ZM224 46H225V45H224ZM16 47H18V46H16ZM16 47H13L12 50L15 49ZM30 47H31V46H30ZM35 47H36V46H35ZM52 47H53V46H52ZM56 47H55V48H56ZM59 47H60V46H59ZM59 47H58V48H59ZM63 47L65 48V45H64ZM81 47H82V46H81ZM84 47H85V46H84ZM101 47L104 48V45L101 46ZM111 47H112V46H111ZM130 47H131V46H130ZM132 47H134V45H133ZM132 47H131V48H132ZM135 47H134V48H135ZM140 47H141V46H140ZM157 47H158V46H157ZM157 47H156V48H157ZM167 47H169V46H167ZM172 47L174 48V45H173ZM181 47H182V46H181ZM183 47H184V46H183ZM187 47H186V48H187ZM197 47H200L201 50H202V47H203V49H204L205 46L203 45L202 47H201V46H197ZM210 47H211V46H210ZM225 47H226V46H225ZM225 47H224V48H225ZM229 47H231V46H227V48H229ZM240 47L243 48V46H240ZM258 47H259V46H258ZM258 47H257V48H258ZM263 47H264V45H263ZM2 48H3V47H2ZM8 48H9V47H8ZM20 48H21L20 51H22V54H23L25 48L22 49L21 46L19 47V49H20ZM33 48H32V49H33ZM45 48H48V46L45 47ZM55 48H54V49H55ZM60 48H61V47H60ZM67 48H68V46H67ZM88 48H89V47H88ZM90 48H91V47H90ZM90 48H89V50H90ZM93 48H94V47H93ZM96 48H97V47H96ZM99 48H100V46H99ZM99 48H98V49H99ZM105 48L108 49L107 47H105ZM109 48H110V47H109ZM120 48H121V47H120ZM123 48H124L125 50H127V52H128L129 49H126L127 47H123ZM128 48H129V46H128ZM151 48H152V47H151ZM156 48H155V49H156ZM208 48H209V47H208ZM227 48H226V49H227ZM234 48H235V46H234ZM242 48H240V49H242ZM245 48H246V47H245ZM253 48H254V46H253ZM0 49H1V48H0ZM16 49H18V48H16ZM19 49H18V51H19ZM26 49H27V48H26ZM43 49H44V48H43ZM54 49H53V50H54ZM56 49H57V48H56ZM70 49H73V48H70ZM74 49H75V48H74ZM94 49H95V48H94ZM106 49H103V50H106ZM111 49H112V48H111ZM141 49H142V50H141V52H142V51H143V48H141ZM145 49H146V48H145ZM176 49H177V48H174V49H172V50H173V51L175 50V52H176ZM179 49H180V48H179ZM194 49L197 51L196 54H193L194 52H193V53H192V52H191V53H190V52H187L188 50H189V51H190V50H193V47H192V49H191V47H190L187 51H185V52H187V53H185V52L183 51V49H182L181 51H183L185 54H184L183 52H181V53L184 54V55L187 54V56H188L189 53H190V55H191V54H193V55H197L198 53L201 54V50H200L199 48H194ZM197 49H198L199 51H198ZM209 49H210V48H209ZM209 49H208V50H209ZM216 49H217V48H216ZM230 49H231V48H230ZM10 50H11V49H10ZM39 50H40V49H39ZM46 50L48 51V49H46ZM46 50H45V51H46ZM59 50H60V49H59ZM62 50H63V49H62ZM66 50H68V49H66ZM79 50H80V49H79ZM86 50H87V49H86ZM109 50H110V49H109ZM109 50H108V51H109ZM113 50H114V49H113ZM116 50H117V49H116ZM130 50H131V49H130ZM152 50H153V48H152ZM156 50H157V49H156ZM158 50H159V49H158ZM161 50H162V49H161ZM166 50H167V49H166ZM195 50H194V51H195ZM208 50H205V51H208ZM218 50H219V49H218ZM221 50H222V46H221ZM221 50H220L221 53H220V52H218V53H220V55L223 56L222 54H224V52L222 53ZM224 50H225V49H224ZM224 50H223V51H224ZM227 50H228V49H227ZM227 50H226V51H227ZM232 50H233V49H232ZM236 50H237V49H236ZM246 50H248V49H246ZM246 50H245V52H246ZM250 50H251V49H250ZM263 50H264V49H263ZM6 51H8V50H6ZM6 51L3 50V52H6ZM16 51H17V50H15V52H16ZM18 51H17L16 53H18ZM30 51H31V50H30ZM32 51H33V50H32ZM35 51H37V53H38L37 47H36ZM54 51H56V50H54ZM75 51H77V50H75ZM91 51L93 52V49H92ZM95 51H96V50H95ZM99 51H100V50H99ZM99 51H98V52H99ZM106 51H107V50H106ZM131 51H132V50H131ZM136 51H137V52H138V51L140 52V50L138 49V50H135L134 53H135ZM144 51H145V50H144ZM169 51H170V50H169ZM196 51H195V52H196ZM214 51H215V49H214ZM214 51H213V53H214ZM230 51H231V50H230ZM230 51H229V54H230ZM251 51H252V50H251ZM257 51H258V50H257ZM259 51H260V50H259ZM51 52H52V51H51ZM59 52H60V51H59ZM61 52H62V51H61ZM72 52H74V51H72ZM78 52H79V51H78ZM98 52H94V53H97V54H98ZM109 52H111V50H110ZM114 52H115V51H114ZM127 52H126V53H127ZM137 52H136V53H137ZM147 52H148V51H147ZM152 52H154V50H153ZM157 52H159V51H157ZM160 52H162V51H160ZM175 52H174V54H175ZM203 52H204V51H202V53H203ZM215 52H216V51H215ZM234 52H235V51H234ZM236 52H237V51H236ZM238 52H239V51H238ZM249 52H250V51H249ZM253 52H254V51H253ZM260 52H262V51H260ZM263 52H264V51H263ZM9 53H10V52H9ZM25 53H26V52H24V54H25ZM32 53H33V52H31V54H32ZM37 53H36V54H37ZM41 53H42V52L40 51V54H41ZM48 53H49V52H48ZM65 53H66V52H65ZM79 53H81V52H79ZM87 53H88V51H87ZM90 53H91V52H90ZM90 53H88V54H90ZM99 53H100V52H99ZM104 53H105V52H104ZM104 53H103V55L106 56V53H105V54H104ZM111 53L113 54V51H112ZM111 53H110V55H111ZM119 53L121 54V52H119ZM124 53H125V51H124ZM126 53H125V54H126ZM132 53H133V51H132ZM142 53H143V52H142ZM145 53H146V52H145ZM148 53H149V52H148ZM206 53H207V52H206ZM208 53H209V52H208ZM216 53H217V52H216ZM218 53H217V56H219ZM225 53H226V52H225ZM227 53H228V51H227ZM240 53H241V52H240ZM240 53H239V54H240ZM31 54H30V55H31ZM36 54H35V55H36ZM40 54L38 53V56H39ZM45 54H46V53H45ZM49 54H50V53H49ZM52 54L56 55V52H55V53H52ZM52 54H51V55H52ZM61 54L63 55V52H62ZM61 54H60V55H61ZM73 54H74V53H73ZM77 54H78V53H77ZM81 54H82V53H81ZM100 54H101V53H100ZM117 54H118V52H117ZM129 54H130V52H129ZM137 54H138V53H137ZM150 54H151V53H150ZM162 54H163V53H161V55H162ZM168 54H169V53H168ZM172 54H173V52L171 51V55H172ZM176 54H177V53H176ZM178 54H179V52H178ZM203 54H205V53H203ZM233 54H234V53H233ZM233 54H232V55H233ZM235 54H237V53H235ZM239 54H238V55H239ZM243 54L245 55V53H243ZM249 54H251V53H249ZM259 54H260V53H259ZM0 55H1V54H0ZM12 55L14 56V54H12V53H11V56H9V55L7 54V57H9V58H10V57H13ZM16 55H17V54H16ZM18 55H19V54H18ZM18 55H17V56H18ZM26 55H27V54H25L24 57H25ZM35 55H34V56H35ZM51 55H50V57H51V59H52V56H51ZM54 55H53V56H54ZM66 55H67V54H66ZM82 55H83V54H82ZM84 55H86V53H85ZM107 55H108V53H107ZM115 55H116V54H115ZM121 55H122V57H123V54H121ZM143 55H144V54H143ZM145 55H146V54H145ZM155 55H156V54H154V56H155ZM164 55H165V53H164ZM166 55H167V52H166ZM190 55H189V56H190ZM193 55H192L191 57H193ZM209 55H210V54H209ZM209 55H207V56H209ZM214 55H215V54H214ZM214 55H213V56H214ZM226 55H227V54H226ZM230 55H231V54H230ZM230 55H228V56H230ZM244 55H243V56H244ZM247 55H248V54H247ZM256 55L258 56V54H256ZM20 56H21V55H20ZM20 56H19V57H20ZM40 56H43V55H40ZM57 56H58V54H57ZM69 56L71 57V54H70ZM86 56H88V55H86ZM97 56L100 57V55H97ZM97 56H96V58H97ZM101 56H102V54H101ZM117 56H118V55H117ZM117 56H116V57H117ZM126 56H127L126 58H128V55H127V54H126ZM133 56H134V55H133ZM137 56H139V55H137ZM147 56H149V54H148ZM147 56H146V57H147ZM151 56H152V55H151ZM157 56H158V55H157ZM159 56H160V54H159ZM173 56H174V55H173ZM177 56H178V55H177ZM198 56H199V54H198L196 57L198 58ZM201 56H202V55H201ZM217 56H216V57H217ZM228 56H224V57H228ZM236 56H237V55H236ZM248 56H249V55H248ZM250 56H251V55H250ZM254 56H255V55H254ZM261 56H262V54H261ZM4 57H5V55H4ZM26 57H27V56H26ZM45 57H46V55H45ZM48 57H49V55H48ZM48 57H47V59H48ZM70 57H69V58H70ZM76 57H77V56H76ZM79 57H80V56H79ZM84 57H85V56H83V58H84ZM89 57H90V56H89ZM89 57H88V58H89ZM140 57H141V56H140ZM142 57H143V56H142ZM149 57H150V56H149ZM162 57H163V56H162ZM165 57H166V56H165ZM170 57H171V56H170ZM170 57H169V58H170ZM205 57H206V55L203 57V59H204ZM224 57H223V59H224ZM238 57H240V56H238ZM252 57H253V56H252ZM14 58H15V57H14ZM17 58H18V57H17ZM20 58H21V57H20ZM30 58H31V59H35V58H37V57H35V58H34V57H33V58L30 57ZM38 58H39V57H38ZM42 58H43V57H42ZM59 58H60V57H59ZM59 58H58V59H59ZM66 58H67V57H66ZM71 58H73V57H71ZM71 58H70V59H71ZM110 58H112V57H110ZM119 58H120V57H119ZM132 58H135V60H136V59L138 60L139 57L136 58V56H135V57H132ZM153 58H156V57H153ZM153 58H151V59H153ZM163 58H164V57H163ZM166 58H167V57H166ZM166 58H165V59H166ZM169 58H168V60H169ZM172 58H173V57H172ZM180 58H182V57H180ZM186 58H187V57H186ZM199 58H200V57H199ZM199 58H198V59H199ZM214 58H215V57H214ZM217 58H219V57H217ZM220 58H222V57H220ZM233 58H235V56H234ZM243 58H244V57H242V59H243ZM250 58H251V57H249V59H250ZM254 58H255V57H254ZM256 58H257V57H256ZM259 58H260V57H259ZM4 59L6 60V58H3V59L1 58V60H4ZM12 59H13V58H12ZM15 59H16V58H15ZM15 59H14V61L17 60V59L15 60ZM21 59H22V58H21ZM31 59H29V60L31 61ZM51 59H50V60H51ZM54 59H55V56H54ZM78 59H80V58H78ZM103 59H104V58H103ZM105 59H106V58H105ZM113 59H114V58H113ZM124 59H125V57H124ZM128 59H129V58H128ZM128 59H127V60H128ZM144 59H145V58H144ZM159 59H160V58H159ZM177 59H178V58H177ZM189 59H190V57H189ZM193 59H194V57L191 58L190 60H193ZM195 59H196V58H195ZM203 59H202V60H203ZM205 59H210V58L206 57ZM226 59H227V58H225L224 60H226ZM229 59H230V58H229ZM239 59H240V58H239ZM249 59L246 58V60H249ZM262 59H263V57H262ZM262 59H261V60H262ZM5 60H4V61H5ZM7 60H8V59H7ZM18 60H19V59H18ZM24 60H25V58H24ZM26 60H28V59H26ZM35 60H36V59H35ZM42 60H43V59H41V61H42ZM45 60H46V59H45ZM45 60H44V61H45ZM52 60H53V59H52ZM52 60H51V61H52ZM59 60H60V59H59ZM63 60H64V58H63ZM72 60H74V58H73ZM88 60H89V59H88ZM98 60H99V59H98ZM101 60H102V59H101ZM109 60H110V59H109ZM111 60H112V59H111ZM117 60H118V59H116V62H119V61H117ZM119 60H120V59H119ZM121 60H122V59H121ZM125 60H126V59H125ZM147 60H148V59H147ZM156 60H158V59H156ZM163 60H164V59H163ZM173 60H174V59H173ZM184 60H185V62H186V59H185V58H184ZM187 60H188V59H187ZM199 60H200V59H199ZM199 60H198V61H199ZM202 60H201V61H202ZM210 60H211V59H210ZM213 60H214V59H213ZM224 60H223V61H224ZM230 60L232 61V59H230ZM258 60H259V59H258ZM8 61H9V60H8ZM10 61L13 62V60H10ZM10 61H9V62H10ZM20 61H21V60H20ZM36 61H37V60H36ZM41 61H40V63L43 62V61H42V62H41ZM53 61L56 63V59L53 60ZM53 61H52V62H53ZM60 61H61V60H60ZM74 61H75V60H74ZM105 61H106V60H105ZM112 61H113V60H112ZM122 61H123V60H122ZM130 61H131V60H130ZM148 61H149V60H148ZM161 61H162V59H161ZM165 61H166V60H165ZM174 61H176V60H174ZM174 61H173V62H174ZM179 61H180V60H179ZM194 61H195V60H194ZM201 61H200V62H201ZM203 61H204V60H203ZM203 61H202V62H203ZM207 61H209V60H207ZM216 61H218V60H216ZM251 61H254V60L252 59ZM0 62H1V61H0ZM12 62H10V63H12ZM16 62H17V61H16ZM28 62H29V61H28ZM31 62H33V61H31ZM45 62H46V61H45ZM45 62H44V63H45ZM47 62H48V60H47ZM52 62H50V64H51ZM57 62H58V61H57ZM64 62H66V61H64ZM67 62H69V63L71 64V62H70L69 60H67ZM75 62H76V61H75ZM75 62H74V63H75ZM80 62H81V61H80ZM87 62H88V61H87ZM93 62H95V61H93ZM98 62H99V61H98ZM123 62H124V61H123ZM123 62L120 61L119 63H123ZM145 62H146V60L144 61V63H145ZM149 62H150V61H149ZM157 62H158V61H157ZM159 62H160V60H159ZM169 62H170V64L172 63L171 59H170ZM191 62H192V61H191ZM191 62L189 61L190 64H191ZM195 62H197V60H196ZM202 62H201V63H202ZM204 62H206V60H205ZM219 62H220V61H219ZM224 62H225V61H224ZM224 62H223V63H224ZM233 62H237V60H236V61H233ZM239 62H240V61H239ZM239 62H237V63H239ZM241 62H242V60H241ZM243 62H244V61H243ZM243 62H242V63H243ZM5 63H6V62H5ZM20 63H21V62H20ZM40 63H39V64H40ZM58 63H59V62H58ZM60 63H61V62H60ZM62 63H63V62H62ZM77 63H78V60H77ZM83 63L85 64V62H83ZM89 63H90V62H89ZM89 63H88V65H89ZM102 63H103L104 65H105V64H108V63H104V62H102ZM119 63H117V64H119ZM127 63H128V62H127ZM130 63H131V62H130ZM130 63H129V64H130ZM136 63H137V61H136ZM140 63H141V62H140ZM161 63H163V62H161ZM161 63H160V64H161ZM166 63H167V62H166ZM178 63H180V62H178ZM183 63H184V62H183ZM189 63L187 64L188 66L190 65ZM192 63H193V62H192ZM197 63H198V62H197ZM211 63H212V61H211ZM213 63H214V61H213ZM225 63H226V62H225ZM227 63H228V61H227ZM227 63H226V64H227ZM246 63H247V62H246ZM260 63H261V62H260ZM262 63H263V61H262ZM12 64H13V63H12ZM25 64H27V63L25 62ZM25 64H24V65H25ZM50 64H47V65H50ZM66 64H67V63H66ZM70 64H69V66H70ZM78 64H82V63H78ZM84 64H83V65H84ZM92 64H93V63H92ZM92 64H91V65H92ZM94 64H95V63H94ZM98 64H99V63H98ZM117 64H116V65H117ZM129 64H128V65H129ZM131 64H132V63H131ZM142 64H143V63H142ZM150 64H151V62H150ZM155 64L157 65V63H154L153 65H155ZM168 64H169V63H168ZM170 64H169V66H171ZM176 64H177V63H176ZM199 64H200V63H199ZM202 64H203V66H202ZM202 64H201V66L204 67V65L207 64V63H202ZM218 64H219V63H218ZM229 64L233 66V72H234V75H235V74H238V73H241V74H242V71L240 70V68H242L243 65H241V67H240L239 64H234V65H233L232 62H229ZM229 64H228V67H229ZM255 64H256V63H255ZM13 65H15V64H13ZM37 65H38V64H37ZM40 65H42V64H40ZM47 65H46V67H47ZM57 65H58V64H57ZM57 65H55V67H56ZM60 65H61V64H60ZM60 65H59V66H60ZM64 65H65V64L62 65L63 68H64ZM73 65H76V64H73ZM83 65H81V67H82ZM122 65H124V64H122ZM122 65H121V66H122ZM128 65L126 64V66H128ZM137 65H138V63H137ZM139 65H140V64H139ZM146 65H148V64H146ZM153 65H152V66H153ZM158 65H159V64H158ZM178 65H179V64H178ZM184 65H185V64H184ZM191 65H192V66H194V65L196 66L197 64L195 63L194 65H193V64H191ZM191 65H190L189 69L192 68ZM209 65H210V63H209ZM209 65L207 64V65H205V67H204V68H205L204 70H205L206 72H203V73H205V76H206V75H207V76H210V75H211L212 77H214V76H215L214 74L216 73L217 75H216L215 77H219L221 71H220V73H219V75H218L217 72H218L219 70H218V71H215V70H217V69H215V70H214V73H213L214 76H213V75H212L213 69H212L211 67H208ZM212 65H213V64H211L210 66H212ZM220 65H221V64H220ZM247 65H248V64H247ZM249 65H250V64H249ZM257 65H258V64H257ZM257 65H256V66H257ZM27 66H29V65H27ZM30 66H31V63H30ZM35 66H36V63H35ZM35 66H34V64H33V67H34V68H35ZM50 66H51V65H50ZM52 66H53V65H52ZM66 66H67V65H66ZM96 66H97V65H96ZM113 66H115V62H114V65H113ZM126 66H125V68H127ZM195 66H194V68H195ZM199 66H200V65L196 66V68H197V69H200L199 71H201V70H202V69H201V66H200V68H198ZM222 66H223V64H222ZM225 66H226V65L224 64L223 67L226 68ZM244 66H246V65H244ZM254 66H255V65H254ZM254 66H253V67H254ZM1 67H2V66H1ZM5 67H6V66H5ZM15 67H16V66H15ZM18 67H21V66L18 65ZM18 67H17V68H18ZM22 67H24V66L22 65ZM22 67H21V69H22ZM25 67H26V66H25ZM41 67H42V66H41ZM41 67H40V68H41ZM44 67H45V66H44ZM46 67H45V68H46ZM48 67H49V66H48ZM67 67H68V66H67ZM67 67H66V68H67ZM72 67H73V66H72ZM74 67H76V66H74ZM74 67H73V68H74ZM77 67H78V69H79L80 66H77ZM84 67H85V65H84ZM86 67H87V66H86ZM90 67H91V66H90ZM94 67H95V65H94ZM101 67H102V66H101ZM101 67H100V68H101ZM106 67H107V66H106ZM111 67H112V66H111ZM117 67H118V66H117ZM128 67H129V66H128ZM134 67H136V66H134ZM137 67H138V66H137ZM142 67H143V66H142ZM142 67L139 66V68H142ZM144 67H145V66H144ZM146 67H147V66H146ZM146 67H145V68H146ZM150 67H151V66H150ZM150 67H148V68H150ZM155 67H156V66H155ZM177 67H178V66H177ZM182 67H183V65H182ZM182 67H181V68H182ZM213 67H214V65H213ZM259 67H260V65H259ZM9 68H10V67H8V69H9ZM52 68H53V67H52ZM63 68H62V69H63ZM68 68H70V67H68ZM97 68H98V67H97ZM103 68H105V67H103ZM103 68H101V70H102ZM121 68H122V67H121ZM125 68H124V69H125ZM129 68H131V67H129ZM132 68H133V67H132ZM139 68H137V69H139ZM148 68H147V69H148ZM163 68H164V67H163ZM175 68H176V67H175ZM187 68H188V67H187ZM194 68H193V69H194ZM196 68H195V69H196ZM220 68H221V67H220ZM243 68L245 69V67H243ZM243 68H242V69H243ZM249 68L252 69L250 66H249ZM10 69H11V68H10ZM12 69H13V68H12ZM19 69H20V68H19ZM21 69H20V70H21ZM24 69H25V68H24ZM24 69H23V70H24ZM30 69H31V68H30ZM32 69H33V68H32ZM43 69H44V68H43ZM43 69H41V70H42V71H45V70H43ZM59 69H60V68H58V70H59ZM74 69H75V68H74ZM80 69H81V68H80ZM94 69H95V68H94ZM94 69H93V70H94ZM114 69H115V68H114ZM124 69H123V70H124ZM137 69H136V70H137ZM147 69H146V70H147ZM161 69H162V68H161ZM184 69H185V67H184ZM193 69H191V70H193ZM230 69H231V68H230ZM246 69H247V68H246ZM246 69H245V71H246ZM254 69H255V68H254ZM256 69H257V68H256ZM6 70H7V69H6ZM6 70H5V71H6ZM14 70H15V68H14ZM23 70H21V71H23ZM38 70H39V69H38ZM41 70H40V72H41ZM47 70H48V69H47ZM64 70H65V72H67L66 69H63V71H64ZM72 70H73V69H72ZM72 70H71V71H72ZM83 70H84V69H83ZM85 70H86V69H85ZM90 70H91V69H90ZM96 70H97V69H96ZM110 70H111V69H110ZM128 70H130V69H128ZM132 70H133V69H132ZM142 70H144V69H141L140 72H142ZM149 70H150V69H149ZM157 70H158V69H156L155 71H157ZM164 70H165V69H164ZM170 70H172V68H171ZM191 70H190V71H191ZM224 70H225V69H224ZM224 70H223V71H224ZM247 70H248V69H247ZM261 70H262V69H261ZM26 71H27V69L25 70V72H26ZM28 71H29V70H28ZM59 71H60V70H59ZM63 71H62V73H63ZM71 71H70V72H71ZM86 71L88 72V68H87ZM98 71H100V70H98ZM103 71H104V69H103ZM121 71H122V70H121ZM130 71H131V70H130ZM155 71H154V72L151 71V72L154 74ZM159 71H160V70H158V72H159ZM161 71H162V70H161ZM166 71H168V70H166ZM166 71H165V72H166ZM178 71H179V69H178ZM185 71H186V70H185ZM196 71H197V70H196ZM196 71L193 70L192 73L194 72V74H195ZM202 71H203V70H202ZM250 71H251V70H250ZM6 72H7V71H6ZM13 72H14V71H13ZM25 72L23 71V74H24ZM34 72H35V69H34ZM37 72H39V71H37ZM45 72H46V71H45ZM50 72H51V70H50L49 72H47V73H50ZM52 72H54V71H52ZM52 72H51V73H52ZM60 72H61V71H60ZM60 72H56V74H57V73H60ZM65 72H64L63 74H65ZM87 72H86V73H87ZM96 72H97V71H96ZM112 72H113V70H112ZM115 72H116V70H115ZM115 72H114V74H115ZM126 72H128V71L126 70ZM132 72H133V71H132ZM134 72H136V71L134 70ZM137 72H138V71H137ZM143 72H144V74H145V71H143ZM151 72H150V73H151ZM163 72H164V71H162V73H163ZM165 72H164V73H165ZM173 72H174V71H173ZM227 72H228V71H227ZM227 72H226V73H227ZM252 72H253V71H252ZM259 72H260V71H259ZM262 72H263V71H262ZM4 73H5V72H4ZM4 73L2 72V75H4ZM9 73H11V71H9ZM15 73H16V72H15ZM18 73H19V72L17 71L16 74H17V76L19 77ZM20 73H21V72H20ZM29 73H30V72H29ZM31 73H33V72H31ZM68 73H69V72H68ZM73 73H74V71H73ZM89 73H90V72H89ZM100 73H101V72H100ZM108 73H109V72H108ZM116 73H117V72H116ZM119 73H120V72H119ZM123 73H124V72H122V73H120V74H123ZM146 73H148V72H146ZM164 73H163V74H164ZM167 73H170V74L172 75V71H171V72L168 71V72H166V74H167ZM181 73H182V70H181ZM181 73H179L180 76H181ZM203 73L200 72V75L203 74ZM223 73H225V72H223ZM245 73H248V71H246ZM250 73H251V72H250ZM256 73H257V72H256ZM37 74H38V73H37ZM42 74H43V73H42ZM80 74H81V72H80ZM83 74H84V73H83ZM93 74H95V73H93ZM102 74H103V73H102ZM112 74H113V73H112ZM114 74H113V75H114ZM117 74H118V73H117ZM128 74L130 75V73H128ZM128 74H127V76H128ZM138 74H139V72H138ZM153 74H151V76H152ZM156 74L160 75L159 73H156ZM163 74H161V75H163ZM173 74H174V73H173ZM228 74H229V73H228ZM241 74H240V75H241ZM251 74H252V73H251ZM258 74H259V73H258ZM263 74H264V72H263ZM10 75H11V74H10ZM27 75H28V74H27ZM27 75H26V76H27ZM35 75H36V73H35ZM43 75H44V74H43ZM43 75H42V76H43ZM45 75H47V74H45ZM49 75H50V74H49ZM49 75H48V77H49ZM52 75H53V74H52ZM60 75L62 76V74H60ZM60 75L58 74L57 76L60 77ZM65 75L68 76V77H66V78H69V77H70L67 73H66ZM77 75H78V77H79V74H78V73H77ZM77 75H75L74 78H75ZM89 75H90V74H89ZM97 75H98V74H96L95 76H97ZM105 75H106V74H105ZM123 75H125V74H123ZM123 75H122V77H123ZM141 75H142V74H141ZM149 75H150V74H149ZM161 75H160V76H161ZM167 75H168V74H167ZM167 75H166V76H167ZM174 75H175V74H174ZM184 75H185V74H184ZM184 75H182V76H184ZM187 75H188V74H187ZM196 75H197V74H196ZM196 75H194L193 77L198 78L199 75H198V76H196ZM203 75H204V74H203ZM203 75H202V76H203ZM231 75H233V73H232ZM234 75H233L232 78H237V77L239 76V74H238V76L235 75L236 77H235ZM243 75H244V72H243ZM243 75H241L240 77H242ZM256 75H257V74H256ZM260 75H261V74H260ZM260 75H259V76H260ZM8 76H9V75H8ZM12 76H13V75H12ZM12 76H11V77H12ZM17 76H16V77H17ZM20 76L23 77V75H20ZM53 76H54V75H53ZM80 76H81V75H80ZM86 76H87V75H86ZM90 76H91V75H90ZM99 76H100V75H99ZM109 76H111V75H109ZM133 76H134V75H133ZM135 76H136V74H135ZM146 76H148V75L146 74ZM168 76H169V75H168ZM168 76H167V77H168ZM178 76H179V75H178ZM180 76H179V77H180ZM189 76H190V75H189ZM189 76H188V78H189ZM191 76H192V75H191ZM220 76H222V75H220ZM223 76H224V74H223ZM245 76H246V75H245ZM249 76H250V75H249ZM252 76H253V74H252ZM6 77H7V76H6ZM9 77H10V76H9ZM13 77H15V76H13ZM44 77L46 78L47 76H44ZM44 77H43V80L45 79ZM50 77H51V76H50ZM71 77H72V76H71ZM78 77H77V78H78ZM83 77H84V76H83ZM87 77H88V76H87ZM112 77L114 78V76H111V78H112ZM118 77H120V75H118ZM137 77H138V75H137ZM140 77H141V76H139V78H140ZM144 77H145V76H144ZM149 77H150V76H149ZM152 77H154V75H153ZM152 77H151V78H152ZM157 77H158V76H157ZM164 77H165V76H164ZM175 77H177V76H175ZM193 77H192V78H193ZM224 77H225V76H224ZM227 77H229V76L227 75V76L225 77L226 81H227ZM240 77H239V78H240ZM243 77H244V76H243ZM254 77H255V76H254ZM260 77H263V75H261ZM0 78H3V77H0ZM26 78H27V77H24L25 81H26ZM30 78H31V77H29V80H30ZM37 78H38V77H37ZM39 78H40V76H39ZM39 78H38V79H39ZM54 78H55V77H54ZM63 78H64V77H63ZM77 78H76V79H77ZM79 78H80V77H79ZM79 78H78V79H79ZM81 78H82V77H81ZM95 78H96V77H95ZM102 78H103V77H102ZM108 78H109V77H108ZM124 78H125V77H124ZM124 78H123V79H124ZM151 78H150V79H151ZM169 78H170V77H168V79H169ZM190 78H191V77H190ZM192 78H191V79H192ZM199 78H200V77H199ZM201 78H202V77H201ZM201 78H200V79H201ZM219 78H220V77H219ZM9 79H10V78H8V80H9ZM14 79L17 80L16 78H14ZM19 79H22V78L19 77ZM57 79H58V77H57ZM59 79H60V78H59ZM61 79H62V78H61ZM64 79H65V78H64ZM64 79H63V80H64ZM71 79H72V78H71ZM76 79H75V81H77ZM84 79H86V78H84ZM103 79H104V78H103ZM106 79H107V77H106ZM118 79H119V78H117V80H118ZM126 79H127V78H126ZM129 79L132 80V79H134V77H133V78L130 77ZM136 79H137V78H136ZM141 79H142V78H141ZM141 79H140V80H141ZM143 79H144V78H143ZM146 79H147V77H146ZM158 79H159V78H158ZM162 79H163V77H162ZM165 79H166V78H165ZM170 79H171V78H170ZM170 79H169V80H170ZM193 79H194V78H193ZM204 79H205V77H204ZM209 79H210V78H209ZM212 79H213V78H212ZM215 79H216V78H215ZM229 79H230V77H229ZM241 79H243V78H241ZM247 79H248V81H249V78H247ZM250 79H252V78H250ZM256 79H257V78H256ZM256 79H254V80L256 81ZM1 80H2V79H1ZM1 80H0V81H1ZM6 80H7V78H6ZM15 80L12 79V82L15 81ZM34 80H35V78H34ZM39 80H40V79H39ZM45 80H46V82H47V78H46ZM50 80H51V81H50L49 83L52 82V79H51V78H50ZM54 80L57 81L56 79H54ZM82 80H83V79H82ZM82 80H81V81H82ZM93 80H94V79H93ZM93 80H92V81H93ZM110 80H111V79H110ZM114 80H115V79H114ZM114 80H112V82H114ZM151 80H152V79H151ZM160 80H161V79H160ZM172 80H173V79H172ZM176 80H177V79H176ZM176 80H175V81H176ZM184 80H185V79H184ZM188 80H189V79H188ZM195 80H196V79H195ZM216 80H219V79H216ZM220 80H221V79H220ZM236 80H237V79H236ZM236 80H234L235 83H236ZM4 81H5V80H4ZM20 81H22V80H20ZM23 81H24V80H23ZM27 81H28V80H27ZM67 81H68V80H66V82H67ZM69 81H70V79H69ZM69 81H68V82H69ZM88 81H89V80L87 79V82H88ZM96 81H97V80H96ZM96 81H95V82H96ZM101 81H102V80H101ZM103 81H104V80H103ZM122 81H123V80H122ZM122 81H121V82H122ZM133 81L135 82V80H133ZM147 81H148V80H147ZM163 81H164V80H163ZM170 81H171V80H170ZM180 81H183V80H180ZM191 81H192V80H191ZM191 81H188V82L186 81V82L189 83V82H191ZM197 81H198V79H197ZM202 81H203V78H202ZM202 81L200 80L199 82L201 83ZM206 81H208V77H207ZM206 81H205V82H206ZM222 81H223V80H222ZM230 81H231V80H230ZM237 81H238V80H237ZM243 81H244V80H243ZM257 81H261V79H260V80H257ZM1 82H2V81H1ZM31 82H32V81H31ZM46 82H44V83H46ZM61 82H63V81H61ZM84 82H85V81H84ZM95 82H94V83H95ZM99 82H100V81H99ZM106 82H107V80H106ZM116 82H117V81H116ZM116 82H115V83H116ZM124 82H125V81H124ZM140 82H141V81H140ZM148 82H149V81H148ZM150 82H151V81H150ZM159 82H160V81H158L157 84H160ZM171 82H172V81H171ZM178 82H179V79H178ZM186 82H185V83H186ZM199 82H197V83H198V86L201 88V87H202L201 84H202L203 87H204V84H203V83L200 84ZM219 82H220V81H219ZM224 82H225V81H224ZM224 82H223V83H224ZM238 82H239V81H238ZM246 82H247V81H246ZM250 82H251V81H250ZM8 83H9V81H8ZM13 83H14V82H13ZM16 83H17V82H16ZM23 83H24V82H23ZM25 83H26V82H25ZM38 83H39V82H38ZM53 83H55V82H53ZM58 83H59V81H58L56 84L58 85ZM71 83H73L72 80H71ZM77 83H78V82H77ZM77 83H74V84H77ZM80 83H81V82H80ZM89 83H90V81H89ZM96 83H97V82H96ZM108 83H110V82L108 81L107 84H108ZM117 83H119V82H117ZM122 83H123V82H122ZM130 83H132V82H130ZM137 83H138V82H137ZM141 83H143V82H141ZM151 83H153V82H151ZM155 83H156V82H155ZM162 83L165 84V82H162ZM169 83H170V82H169ZM175 83H176V82H175ZM194 83H195V81H194ZM208 83H209V82H208ZM214 83H215V82H214ZM217 83H218V82H217ZM227 83H228V82H227ZM235 83H234V84H235ZM241 83H242V82H241ZM244 83H245V82H244ZM244 83H243V84H244ZM252 83H253V82H252ZM254 83H255V82H254ZM257 83L261 85V83H259V82H257ZM1 84L5 85V84H7V83H6V81H5V83L2 82ZM14 84H15V83H14ZM36 84H37V83H36ZM62 84H63V83H61V85H62ZM69 84H70V82H69L67 85H69ZM74 84H72V85L74 86ZM97 84H98V83H97ZM102 84H104V83H102ZM128 84H129V83H128ZM128 84H127V86H128ZM133 84H134V83H133ZM139 84H140V83H139ZM143 84H144V83H143ZM143 84H142V86H143ZM172 84H173V82H172ZM172 84H170V85H172ZM190 84H191V83H190ZM209 84H210V83H209ZM230 84H231V83H230ZM234 84H233V86H234ZM243 84H242V85H243ZM246 84H247V83H246ZM7 85H9V84H7ZM7 85H6V87H8ZM10 85H11V84H10ZM12 85H13V84H12ZM33 85H35V84H33ZM33 85H32V86H33ZM37 85H38V84H37ZM40 85H43V83H41ZM45 85L47 86L48 84H45ZM45 85H44V86H45ZM52 85H53V84H52ZM64 85H65V83H64ZM67 85H66V86H67ZM72 85H71V86H72ZM81 85H83V84L81 83ZM85 85H87V84H85ZM95 85H96V84H95ZM98 85H99V84H98ZM109 85H110V84H109ZM109 85H107V87H110ZM112 85H113V84H112ZM116 85H117V84H116ZM144 85H145V84H144ZM148 85H150V84H148ZM168 85H169V84H168ZM170 85H169V86H170ZM176 85H179V84H176ZM176 85H175V86H176ZM185 85H186V84H185ZM192 85H193V83H192ZM215 85H216V84H213V86H215ZM220 85H221V84H220ZM223 85H224V84H223ZM225 85H226V84H225ZM237 85H238V84H237ZM250 85H252V84L250 83ZM254 85H255V84H254ZM260 85H259V86H260ZM262 85H263V84H262ZM16 86H17V84H16ZM25 86H26V85H25ZM29 86H31V85H29ZM29 86H28V87H29ZM48 86H49V85H48ZM54 86H55V87H58L59 85H58V86L54 85ZM54 86H53V87H54ZM69 86H70V85H69ZM75 86H76V85H75ZM87 86H88V85H87ZM91 86H92V85H91ZM93 86H94V85H93ZM103 86H105V85H103ZM117 86H118V85H117ZM124 86H125V85H124ZM133 86L135 87V85H133ZM133 86H132V87H133ZM142 86H141V87H142ZM160 86H161V84H160ZM173 86H174V84H173ZM183 86H184V84H183ZM186 86H187L188 88H189V87H192L191 85H190V86L186 85ZM194 86H197V84H195ZM198 86H197V87H198ZM207 86H208V85L206 84V86H205L204 88H206ZM217 86H218V84H217ZM227 86H229V85H227ZM227 86H226V87H227ZM240 86H241V84H240ZM240 86H239V88H240ZM244 86H245V85H244ZM244 86H243V88H244ZM247 86H249V85H247ZM6 87H5V88H6ZM12 87H13V86H12ZM23 87H24V86H23ZM28 87L26 88V89H27V92L24 90V91H25V94H24L23 96H25V97H26V93H28V89L30 90V88H32V87H29V88H28ZM33 87H34V86H33ZM36 87H38L37 90H39V86H36ZM40 87H41V86H40ZM49 87H50V86H49ZM53 87H52V89H53ZM77 87H78V86H77ZM83 87H84V85H83ZM112 87H113V86H112ZM118 87H119V86H118ZM118 87H117V88H118ZM128 87H129V86H128ZM138 87H139V86H138ZM143 87H144V86H143ZM150 87H152V86H150ZM164 87H165V86H164ZM180 87H181V86H180ZM203 87H202V88H203ZM219 87H221V86H219ZM226 87H224V88H226ZM230 87H231V86H230ZM245 87H246V86H245ZM251 87H252V86H251ZM254 87H255V86H254ZM8 88H9V87H8ZM8 88H7V89H8ZM13 88H14V87H13ZM68 88H69V87H68ZM74 88H75V87H74ZM84 88H86V87H84ZM105 88H106V86H105ZM110 88H111V87H110ZM115 88H116V87H115ZM136 88H137V87H136ZM144 88H145V87H144ZM160 88H161V87H160ZM166 88H167V87H166ZM175 88H177V86H176ZM183 88H186V87L184 86ZM193 88H194V87H193ZM195 88H196V87H195ZM208 88H209V87H208ZM208 88H207V89H208ZM210 88H212V83H211ZM222 88H223V86H222ZM228 88H229V87H227V89H228ZM233 88L235 89L236 87H233ZM243 88H242V89H243ZM0 89H1V88H0ZM15 89H16V88H15ZM24 89H25V88H24ZM48 89H49V88H48ZM48 89L46 88V92H47ZM58 89H59V88H58ZM58 89L56 88L57 91H58ZM60 89H62V88L60 87ZM63 89H64V88H63ZM65 89H66V88H65ZM71 89H72V88H71ZM77 89H79V88H77ZM89 89H90V88H89ZM95 89H96V88H95ZM95 89H94V90H95ZM99 89H100V87H99ZM119 89H120V88H119ZM130 89H131V87H130ZM130 89H128V90H130ZM152 89H153V87H152ZM152 89H150V90H152ZM164 89H165V88H164ZM173 89H174V88H173ZM178 89H179V88H178ZM186 89H187V88H186ZM196 89H199V88H196ZM207 89H206V91H209V90H210V89H209V90H207ZM212 89H214V88H212ZM212 89H211V90H212ZM218 89L220 90V88H218ZM227 89H226V90H227ZM237 89H238V88H237ZM242 89H241V90H242ZM246 89H247V88H246ZM250 89H251V88H249V91H250ZM254 89H255V88H254ZM4 90H5V89H4ZM12 90L14 91V89H12ZM18 90H19V89H18ZM40 90H41V89H40ZM50 90H51V89H50ZM50 90H49V91H50ZM84 90H85V89H84ZM115 90H116V89H115ZM115 90H114V91H115ZM117 90H118V89H117ZM117 90H116V91H117ZM123 90H124V89H123ZM131 90H132V89H131ZM134 90H135V89H134ZM150 90H149V91H150ZM162 90H163V89L161 88V91H162ZM170 90H171V87H170ZM181 90H182V89H181ZM183 90H184V89H183ZM226 90H225V91H226ZM231 90H232V89H231ZM9 91H11V90H8V94H10ZM20 91H21V90H20ZM22 91H23V90H22ZM24 91H23V92H24ZM30 91H31V90H30ZM42 91H43V88H42ZM53 91H54V90H53ZM60 91L62 92V90H60ZM68 91H70V90H68ZM68 91H67V92H68ZM81 91H83V90H81ZM81 91H80V92H81ZM88 91L90 92V90H88ZM95 91L97 92V91H99V90H95ZM114 91H112V92H114ZM139 91H140V90H139ZM141 91H142V90H141ZM143 91H144V90H143ZM146 91H147V90H146ZM154 91H155V89H154ZM164 91L166 92V90H164ZM167 91H169V89H168ZM171 91H172V90H171ZM173 91H174V90H173ZM179 91H180V90H179ZM185 91H188V90H185ZM190 91H192V90H190ZM194 91H197V90H194ZM199 91H200V90H199ZM212 91H213V90H212ZM215 91H216V90H215ZM215 91H214V93L211 92V91H210V92L213 93V94H216ZM221 91H222V89H221ZM221 91H220V92H221ZM246 91H247V90H246ZM252 91H253V90H252ZM254 91H255V90H254ZM254 91H253V92H254ZM256 91H257V90H256ZM256 91H255V92H256ZM258 91H259V90H258ZM261 91H262V90H261ZM1 92H2V89H1ZM16 92H17V91H16ZM35 92H36V91H35ZM58 92H59V91H58ZM63 92H64V91H63ZM75 92H76L75 89H74V91L69 92V93H68V97H71L72 99H78V98L81 99V98H82V99H83L82 101H85V99H84V98H85V95H84V94H78V93H75ZM77 92H78V91H77ZM84 92H85V91H84ZM99 92H100V91H99ZM109 92H110V90H109ZM117 92H118V91H117ZM121 92H122V90H121ZM126 92H127V91H126ZM126 92H125V90H124V94H125ZM133 92H134V91H133ZM137 92H138V91H137ZM155 92H156V91H155ZM158 92H159V91H158ZM169 92H170V91H169ZM169 92H168V93H169ZM175 92H177V91L175 90ZM201 92H204V93H205V90H204V91H201ZM201 92H198V93L200 94ZM218 92H219V91H218ZM218 92H217V94H218ZM237 92H238V90H237ZM250 92H251V91H250ZM4 93H5V92H4ZM6 93H7V92H6ZM13 93H14V92H13ZM32 93H33V90H32ZM32 93H30V94H32ZM37 93H38V92H37ZM43 93H44V92H43ZM43 93H42V94H43ZM55 93L57 94L56 91H55ZM93 93L95 94V92H93ZM100 93H101V92H100ZM105 93H106V92H105ZM127 93H128V92H127ZM131 93H132V92H131ZM134 93H135V92H134ZM145 93L147 94L148 92H144V94H145ZM151 93H152V92H151ZM159 93H160V92H159ZM162 93H163V92H162ZM171 93H172V92H171ZM179 93H180V92H179ZM190 93H193V92H190ZM194 93H195V92H194ZM208 93H209V92H208ZM222 93H223V92H222ZM239 93H240V92H239ZM251 93H252V92H251ZM259 93H260V92H259ZM262 93H263V95H264V92H262ZM2 94H3V93H2ZM8 94L6 95V97L9 98L11 94H10V95H8ZM15 94H16V93H15ZM19 94H20V98H19V100H20V99H21V92H20ZM34 94H35V93H34ZM40 94H41V93H40ZM42 94H41V95H42ZM46 94H47V93H46ZM46 94H45V96H46ZM59 94L62 95L63 93H59ZM65 94H66V92H65ZM97 94H98V93H97ZM112 94H113V93H112ZM122 94H123V93H122ZM128 94H130V93H128ZM163 94H165V93H163ZM163 94H162V95H163ZM169 94H170V93H169ZM169 94H168V95H169ZM196 94H197V93H196ZM196 94H195V95H196ZM205 94H206V95H203V94L201 93V95H203L202 100H204V101L206 100V102H208L207 99H205V98H206L205 96H207V93H205ZM228 94H229V92H228ZM228 94H227V95H228ZM230 94H231V92H230ZM230 94H229V95H230ZM235 94H236V93H235ZM242 94H243V93H242ZM242 94H241V95H242ZM256 94H257V93H256ZM256 94H254V95H256ZM12 95H13V94H12ZM41 95H40V96H41ZM48 95H49V94H48ZM53 95H54V93H53ZM69 95H70V96H69ZM91 95H92V94H91ZM99 95H100V94H99ZM102 95H103V92H102ZM102 95H101V96H102ZM105 95H106V94H105ZM107 95H109V94H107ZM107 95H106V96H107ZM110 95H111V94H110ZM114 95H115V94H114ZM125 95H126V94H125ZM130 95H131V94H130ZM136 95H137V94H136ZM148 95H149V94H148ZM158 95H159V94H158ZM166 95H167V93H166ZM177 95H179V94H177ZM177 95H175V96H177ZM191 95H192V94H190V96H191ZM197 95H198V94H197ZM208 95H210V93H209ZM220 95H221V94H220ZM232 95H233V90H232ZM239 95H240V94H239ZM245 95H247V94H245ZM249 95H252V94H249ZM254 95H252V96H254ZM28 96H29V97H28ZM28 96H27V98H31V95H28ZM36 96H37V95H36ZM58 96H59V95H58ZM63 96H64V94H63ZM66 96H67V95H66ZM66 96H65V97H66ZM92 96H93V95H92ZM131 96H132V95H131ZM151 96H153V95H151ZM154 96H155V95H154ZM170 96L172 97V94H171ZM173 96H174V93H173ZM187 96H188V94H187ZM190 96H189V97H190ZM198 96H199V95H198ZM211 96H212V94H211ZM211 96H207V97L212 98ZM213 96H214V95H213ZM216 96H217V95H216ZM216 96H215V97H216ZM230 96H231V95H230ZM260 96H261V95H260ZM1 97H2V96H1ZM1 97H0V98H1ZM4 97H5V96H3V98H4ZM6 97H5V98H6ZM13 97H15V96H13ZM13 97H11V98H13ZM32 97H33V95H32ZM38 97H39V96H38ZM42 97H43V96H42ZM42 97H41V98H42ZM47 97H48V96H47ZM89 97H90V96H89ZM98 97H100V96H98ZM111 97H112V96H111ZM113 97H115V96H113ZM117 97H119V96H117ZM121 97H125V96L123 95V96H121ZM133 97H135V96H133ZM139 97H140V96H139ZM146 97H148V96L146 95ZM155 97H156V96H155ZM163 97H164V95H163ZM163 97H162V98H163ZM168 97H169V96H168ZM181 97H183V96H181ZM199 97H200V96H199ZM199 97H198V99H199ZM215 97H214V98H215ZM220 97H223V96H220ZM225 97H226V96H225ZM234 97H235V96H234ZM237 97H238V94H237ZM237 97H236V98H237ZM262 97H263V96H262ZM52 98H53V97H52ZM56 98H57V97H56ZM60 98H61V97H60ZM71 98H70V99H71ZM86 98H88V97H86ZM90 98H91V97H90ZM90 98H89V99H90ZM94 98H95V97H94ZM94 98H93V99H94ZM129 98H130V97H129ZM143 98H144V97H143ZM166 98H167V97H166ZM166 98H163V99H165V101H166ZM185 98H186V97H185ZM195 98H196V97H195ZM217 98H219V97H217ZM217 98H216V99H217ZM229 98H230V97H229ZM241 98H243V97H241ZM258 98H259V97H258ZM263 98H264V97H263ZM6 99H7V98H6ZM13 99H15V98H13ZM17 99H18V98H16L15 103L18 102ZM57 99H58V98H57ZM62 99H66V100H67V98H62ZM89 99H88V100H89ZM107 99H108V98H107ZM109 99H110V98H109ZM113 99H114V98H113ZM115 99H116V98H115ZM120 99L124 100L123 98H120ZM147 99H148V98H147ZM221 99H222V98H221ZM231 99H232V98H231ZM243 99H244V98H243ZM252 99H253V98H252ZM254 99H255V98H254ZM256 99H257V98H256ZM1 100H3V99H1ZM9 100H10V99H9ZM11 100H12V99H11ZM25 100H27V99H25ZM52 100H53V99H52ZM54 100H56V99L54 98ZM59 100H60V99H59ZM100 100H101V99H100ZM100 100H99V101H100ZM110 100H111V99H110ZM118 100H119V99H118ZM122 100H121V102H122ZM125 100H126V99H125ZM144 100H145V99H144ZM144 100H143V101H144ZM151 100H152V98H151ZM154 100H155V98H154ZM156 100H157V99H156ZM170 100L172 101L173 99H170ZM182 100H184V99H182ZM191 100H192V99H191ZM196 100H197V98L194 100V104H195V101H196ZM208 100H209V99H208ZM211 100H212V99H211ZM224 100H225V99H224ZM228 100H229V99H228ZM233 100L235 101V98H233ZM238 100H239V99H238ZM244 100H245V99H244ZM64 101H65V100H64ZM67 101H69V99H68ZM70 101H71V100H70ZM73 101H74V100H72L71 102H73ZM75 101H77V100H75ZM78 101H79V100H78ZM95 101H96V99H95ZM95 101H93V102H95ZM112 101H113V100H112ZM119 101H120V100H119ZM128 101H129V100H128ZM130 101H134V99H132V100L130 99ZM137 101H138V100H137ZM152 101H153V100H152ZM167 101H168V99H167ZM192 101H193V100H192ZM199 101H201V100L199 99ZM204 101L200 102V104L202 103V104L204 105V104L206 103V102H204ZM214 101H215V100H214ZM214 101H213V102H214ZM219 101L222 102L221 100H219ZM242 101H243V100H242ZM242 101H241V102H242ZM252 101H253V100H252ZM254 101H256V100H254ZM258 101H259V100H258ZM8 102H10V101H8ZM19 102H21V104H22V99H21V101H19ZM27 102H28V101H27ZM47 102H48V101H47ZM51 102H52V101H51ZM60 102H62V100H61ZM79 102H80V101H79ZM110 102H111V101H110ZM113 102H114V101H113ZM134 102H135V101H134ZM141 102H142V101H141ZM148 102H149V101H148ZM163 102H164V101H163ZM173 102H174V101H173ZM175 102H176V101H175ZM175 102H174V103H175ZM203 102H204V103H203ZM210 102L213 104L212 101H210ZM210 102H209V103H210ZM216 102H218V101L216 100ZM223 102H224V101H223ZM229 102H230V100H229ZM237 102H238V101H237ZM246 102H247V101H246ZM248 102H249V101H248ZM4 103H5V102H4ZM4 103H2L3 106H4ZM11 103H12V102H11ZM11 103H10V105H11ZM24 103H25V101H24ZM42 103H43V102H42ZM44 103H45V99H44ZM44 103H43V105H44ZM56 103H57V101L54 102V105H55ZM58 103H59V101H58ZM63 103H64V102H63ZM73 103H74V102H73ZM77 103H78V102H77ZM85 103H86V102H85ZM89 103H90V102H89ZM91 103H92V101H91ZM91 103H90V104H91ZM95 103H96V102H95ZM122 103H123V102H122ZM122 103H120V104H122ZM128 103H129V102H128ZM139 103H140V102H139ZM149 103H150V102H149ZM153 103H154V102H153ZM157 103H158V102H157ZM164 103H165V102H164ZM187 103H189L188 100H187ZM187 103H186V104H187ZM190 103H191V102H190ZM198 103H199V102H198ZM198 103H197V104H198ZM249 103H250V102H249ZM254 103H255V102H254ZM260 103H261V101H260ZM2 104H1V101H0V105H2ZM12 104H13V103H12ZM19 104H20V103H19ZM36 104H38V102H37ZM78 104H79V103H78ZM81 104H83V103L81 102ZM87 104H88V103H87ZM87 104H86V105H87ZM90 104H89V105H90ZM105 104H106V103H105ZM114 104H115V103H114ZM114 104L112 103L111 105H114ZM125 104H127V103H125ZM130 104H131V103H130ZM134 104H137V103H134ZM134 104H133V105H134ZM151 104H152V103H151ZM162 104H163V103H162ZM167 104L169 105L170 102L167 103ZM175 104H176V103H175ZM183 104H184V103H183ZM183 104H182V105H183ZM191 104H192V103H191ZM207 104H208V103H207ZM212 104H209V105H212ZM220 104H221V103H220ZM225 104H226V103H225ZM234 104H235V102H233V106H234ZM239 104L242 105L243 103H242V104L239 103ZM258 104H259V103H257V105H258ZM263 104H264V103H263ZM263 104H262V105H263ZM7 105H8V104H7ZM15 105H16V104H15ZM26 105H27V103H26ZM47 105H48V104H47ZM49 105H50V104H49ZM54 105H52V106L54 107ZM59 105H60V103H59L58 105H56V106L60 107ZM65 105H66V104H65ZM67 105H68V104H67ZM72 105H73V104H72ZM75 105H76V103H75ZM75 105H74V106H75ZM86 105H85V106H86ZM102 105H103V104H102ZM102 105H100V106L102 107ZM118 105H119V104H118ZM133 105L131 104V107H132V108L134 107ZM145 105H146V104H145ZM152 105H153V104H152ZM154 105H155V104H154ZM160 105H161V103H160ZM165 105H166V103H165ZM171 105H172V104H171ZM177 105H178V103H177ZM177 105H173V106H175V108H176ZM180 105H181V104H180ZM184 105H185V104H184ZM187 105H188V104H187ZM195 105H196V104H195ZM203 105H201V106H203ZM243 105H244V104H243ZM249 105H250V104H249ZM252 105H253V104H252ZM255 105H256V104H255ZM18 106H19V105H18ZM33 106H34V104H33ZM38 106H40V102H39V105H38ZM74 106H72V107H70V108L72 109ZM76 106H77V105H76ZM76 106H75V107H76ZM79 106H80V105H79ZM95 106H96V105H95ZM103 106H104V105H103ZM107 106H108V104H107ZM115 106H116V105H115ZM123 106H124V105H123ZM126 106H129V105H126ZM137 106H138V105H137ZM137 106L135 105V107H137ZM140 106H141V105H140ZM158 106H159V103H158ZM188 106H190V105H188ZM205 106H206V105H205ZM205 106H204V107H205ZM207 106H208V105H207ZM207 106H206V107H207ZM217 106H220V107H218V108H219V111L221 112V110H223V109L220 110V108H222L223 106L221 107V105H219V104H217ZM235 106H236V105H235ZM237 106H239V105H237ZM253 106H254V105H253ZM0 107H1V106H0ZM4 107H5V106H4ZM11 107H12V106H11ZM23 107H24V105H23ZM29 107H30V106H29ZM34 107H36V106H34ZM45 107H46V106H45ZM61 107L63 108V106H61ZM61 107H60V108H61ZM66 107L69 108V106H66ZM77 107H78V106H77ZM83 107H84V106H83ZM129 107H130V106H129ZM146 107H147V105L145 106V108H146ZM153 107H155V106H153ZM165 107H166V106L161 107V109H162V108H165ZM168 107H169V106H168ZM168 107H167V108H168ZM178 107H179V106H178ZM182 107H183V106H182ZM182 107L180 106V108H182ZM184 107H186V105H185ZM192 107H193V105H192ZM196 107H197V106H196ZM196 107H195V108H196ZM199 107H200V106H199ZM199 107H197V108H199ZM208 107H209V106H208ZM212 107H213V106H211V108H212ZM214 107H215V105H214ZM214 107H213V108H214ZM226 107H227V106H226ZM231 107H232V105H231ZM242 107H243V106H242ZM242 107L240 106V108H242ZM244 107H246V109H247V106H244ZM261 107H262V106H261ZM1 108H2V107H1ZM6 108H7V107H6ZM24 108H25V107H24ZM30 108H31V107H30ZM37 108H39V107H37ZM49 108H50V107H49ZM68 108H67V109H68ZM87 108L90 109V106H87ZM111 108L113 109L112 106H111ZM115 108H116V107H115ZM120 108H121V106H120ZM120 108H119V110H120ZM132 108H131V109H132ZM143 108H144V107H143ZM150 108H151V107H150ZM193 108H194V107H193ZM193 108H191V109H193ZM202 108H203V107H202ZM215 108H216V107H215ZM215 108H214V109H215ZM224 108H225V107H224ZM228 108H229V107H228ZM233 108H234V107H232V109H233ZM249 108H251V107L249 106ZM31 109H32V108H31ZM31 109H30V110H31ZM33 109H36V108H33ZM33 109H32L31 112L34 111ZM40 109H41V107H40ZM46 109H47V108H46ZM46 109H45V110H46ZM51 109H52V108H51ZM51 109H50V110H51ZM64 109H66L65 106H64ZM75 109H76V108H75ZM101 109H102V108H101ZM104 109H105V108H104ZM106 109H107V107H106ZM108 109H109V108H108ZM108 109H107V110H108ZM122 109H123V108H122ZM147 109H148V107H147ZM154 109H155V108H152V110H150V109H148V110H150L151 113H154V111H155ZM170 109H171V107H170ZM172 109H173V108H172ZM172 109H171V110H172ZM177 109H178V108H177ZM182 109H183V108H182ZM207 109H208V108H207ZM207 109H205V111H208ZM226 109H227V108H226ZM235 109H236V108H235ZM256 109H257V108H256ZM15 110L17 111V109H15ZM37 110H38V109H37ZM37 110L34 111V114H35L36 112H38ZM41 110H42V109H41ZM53 110H55V109H53ZM57 110H58V108H57ZM61 110H63V109H61ZM61 110L59 111V113L61 112ZM69 110H70V109H68V111H69ZM73 110H74V109H72L71 111H73ZM78 110H79V109L77 108V111H78ZM80 110H83V109H81V107H80ZM80 110H79V111H80ZM91 110H92V109H91ZM94 110L97 111V110H99V109H94ZM113 110H114V109H113ZM113 110H112V112H113ZM116 110H117V109H116ZM126 110H127V109H126ZM128 110H129V109H128ZM135 110H137V109L135 108ZM135 110H132V114H133V111H135ZM139 110L141 111V109H139ZM142 110H143V109H142ZM145 110H146V109H145ZM171 110H170V111H171ZM179 110H180V109H179ZM200 110H201V113L204 112V111H203L204 109L202 110V109L200 108ZM209 110H212V109H209ZM215 110L217 111L218 109H215ZM215 110H214V111H215ZM233 110H234V109H233ZM249 110H250V109H249ZM252 110H253V108H252ZM259 110H260V109H259ZM1 111H2V110H1ZM13 111H14V110H12L11 113H12ZM16 111H15V112H16ZM23 111H24V110H23ZM27 111H28V109H27ZM27 111H26V112H27ZM39 111H40V110H39ZM43 111H44V110H43ZM43 111H42V112H43ZM47 111H49V110H47ZM55 111H56V110H55ZM68 111H67V112H68ZM77 111H76V112L74 111L75 115L77 114ZM79 111H78V112H79ZM84 111H85V109H84ZM86 111H88V110H86ZM104 111H105V110H104ZM110 111H111V110H110ZM129 111H130V110H129ZM143 111H144V110H143ZM157 111H159V109H158ZM157 111H156L155 113H158ZM160 111H161V110H160ZM164 111H166V109H165ZM193 111H194V110H193ZM219 111H218V112H219ZM224 111H226V110H224ZM228 111H229V113H232V110L229 108V109L226 111V117L228 116V118H229V117H230L229 115H231V114H229ZM236 111H237V110L234 111L235 114H234V112H233V113H232L233 115H231V120L233 119V120H232L233 122L236 120V121H237L236 123H239L240 121H241V123H242V122H244V120H245V123H247V121H248L247 118H248L249 116L251 117L252 114H254V113H252V114H251V113L248 114V112L246 111V113H247L249 116L247 115L248 117L246 118V117L243 115V116L245 117V119H243V117H240L241 115H239V113H241V112H239V113L236 114ZM238 111H239V110H238ZM238 111H237V112H238ZM241 111H242V110H241ZM243 111H244V109H243ZM254 111H255V110H254ZM4 112H6V111H4ZM18 112H19V109H18ZM20 112H22V111L20 110ZM42 112L40 111V116H39V112H38V116H39L40 118H41V113H42ZM62 112L64 113V110H63ZM89 112H90V111H89ZM97 112H98V111H97ZM97 112H95L94 114H96ZM100 112H103V111H100ZM100 112L98 113L99 115H100ZM112 112H111V113H112ZM114 112H115V111H114ZM119 112H120V111H119ZM119 112H118V113H119ZM121 112H122V110H121ZM146 112H147V111H146ZM148 112H149V111H148ZM167 112H168V110H167ZM180 112H181V110H180ZM196 112H197V110H196ZM198 112H199V111H198ZM198 112H197V113H198ZM222 112H223V111H222ZM222 112H221V116H222L223 114H225V112H224L223 114H222ZM23 113H24V112H23ZM47 113H48V112H47ZM49 113H50V112H49ZM49 113H48V114H49ZM51 113L54 114V112H51ZM57 113H58V112H57ZM63 113H62V114L60 113L61 116H63ZM70 113H71V112H70ZM74 113H73L72 115H74ZM81 113H82V112H81ZM103 113H104V112H103ZM109 113H110V112H109ZM109 113H108V115H109ZM111 113H110V114H111ZM116 113H117V112H116ZM118 113H117V116L119 115ZM124 113H125V115H126V113H129V112L126 111V112H124ZM162 113H163V112H162ZM169 113H170V112H169ZM174 113H177V112L174 111ZM184 113H185V110H184ZM190 113H192V112H190ZM193 113H194V112H193ZM197 113H195V116H193V117H196V114H197ZM201 113H200V115H202ZM207 113H209V112H207ZM214 113H215V115H216V117H217V113H216V112H214ZM227 113H228V114H227ZM242 113H243V112H242ZM246 113H244V114H246ZM258 113H259V111H258ZM258 113H257V114H258ZM260 113H261V112H260ZM0 114H3V115H4L5 113H3V111H2V112H0ZM6 114H7V112H6ZM6 114H5V115H6ZM12 114H14V112H13ZM12 114H11V115H12ZM24 114H26V113H24ZM36 114H37V113H36ZM66 114H67V113H66ZM66 114L64 113V116H65ZM78 114H80V113H78ZM84 114H86V113H84ZM87 114H88V112H87ZM89 114H90V113H89ZM104 114H107V112L104 113ZM113 114H114V113H112L110 116L112 117ZM120 114H121V113H120ZM132 114H130V115H132ZM146 114H147V113H146ZM164 114H165V113H163L162 115H164ZM178 114H179V113H178ZM178 114H177V115H178ZM181 114H182V113H181ZM181 114H179V115H181ZM203 114H205V113H203ZM210 114L213 115V112L210 113ZM255 114H256V113H255ZM263 114H264V113H263ZM9 115H10V114H9ZM27 115H28V114H27ZM29 115H30V114H29ZM32 115H33V114H32ZM54 115L56 116V114H54ZM54 115H53V116H54ZM80 115H82V114H80ZM125 115H123V116L125 117ZM135 115L138 116V114L134 113V116H132V117H135ZM141 115H143V114H141ZM155 115H156V114H155ZM158 115H160V114L158 113ZM170 115H171V114H170ZM173 115H174V114H173ZM177 115L175 114L176 117H177ZM206 115H208V114H206ZM219 115H220V113H219ZM13 116H15V115H13ZM17 116H18V115H17ZM17 116H15V117H17ZM19 116H20V115H19ZM25 116H26V115H25ZM34 116H35V115H34ZM43 116H44V115H43ZM46 116H47V115H46ZM55 116H54V117H55ZM64 116H63V117H64ZM68 116H71V114L68 113ZM84 116L87 117L86 115H84ZM104 116H105V115H104ZM110 116H108V117H110ZM121 116H122V114L119 115V117H121ZM126 116H127V115H126ZM144 116H145V115H144ZM144 116H143V117H144ZM160 116H161V115H160ZM175 116H174V117H175ZM185 116H186V115H185ZM209 116H211V115H209ZM232 116H233V117H232ZM256 116H257V115H256ZM258 116H259V114H258ZM258 116H257V117H258ZM262 116H263V115H262ZM4 117H5V116H4ZM20 117H21V116H20ZM20 117H19V118H20ZM23 117H24V115H23ZM23 117H22V118H23ZM29 117L31 118V115H30ZM36 117H37V115H36ZM44 117H45V116H44ZM48 117H49V116H48ZM48 117H47V118H48ZM56 117H57V116H56ZM59 117H60V116H59ZM66 117H67V116H66ZM78 117H79V116H78ZM78 117H77V118H78ZM81 117H82V116H80V118H81ZM88 117H89V116H88ZM93 117H94V116H91V120H92ZM96 117H97V121H98V119L101 120L100 118H98V115H97ZM96 117H95V118H96ZM101 117H102V119H103V116H101ZM108 117H106V119H107ZM111 117H110V118H111ZM113 117H114V116H113ZM119 117H118V118H119ZM130 117H131V116H130ZM147 117H149V116H147ZM155 117H156V116H154V118H155ZM158 117H159V116H158ZM158 117H157V118H158ZM163 117H164V116H163ZM165 117H167V115H166ZM188 117H189V116H188ZM193 117H192V118H193ZM201 117H202V116H201ZM216 117H212V118H211V123H210V124H212V121H214V118H216ZM226 117L223 116V120H224V118H226ZM250 117H249V120H251ZM259 117H261V116H259ZM259 117H258V118H259ZM11 118H12V117H11ZM25 118H26V117H25ZM30 118H28V120H30ZM47 118H46V120H47ZM69 118H70V117H69ZM71 118H72V117H71ZM141 118H142V117H141ZM154 118H153V120H154ZM157 118H156V119H157ZM167 118H168V117H167ZM179 118H180V117H179ZM179 118H178V119H179ZM181 118H182V117H181ZM181 118H180V120H181ZM183 118H184V117H183ZM183 118H182V119H183ZM186 118H187V117H186ZM190 118H191V117H190ZM196 118H198V117H196ZM196 118H195V119L193 118V121L196 120ZM202 118H203V120H202ZM202 118H201V120H202L203 122H205L204 119H206V122H207L208 116L205 117V115H204V117H202ZM209 118H210V117H209ZM228 118H227V119H228ZM252 118H253V116H252ZM262 118H263V117H262ZM262 118H259V119L262 120ZM0 119H2V118H0ZM4 119H5V118H4ZM4 119H3V120H4ZM31 119H33V118H31ZM35 119H36V118H35ZM41 119H42V118H41ZM57 119H58V118H57ZM57 119H56V121H59V120H57ZM59 119H60V118H59ZM62 119H63V118H62ZM62 119H61V120H62ZM83 119H84V118H82V120H83ZM93 119H94V118H93ZM121 119H123V118H121ZM121 119H120V120H121ZM126 119H127V118H125L124 120H126ZM133 119H134V118L130 119L129 121L132 122ZM139 119H140V118H139ZM143 119H144V118H143ZM149 119H150V118H149ZM151 119H152V118H151ZM163 119H164V118H163ZM212 119H213V120H212ZM216 119H217V118H216ZM216 119H215V120H216ZM218 119H219V117H218ZM218 119H217V120H218ZM220 119H222V118H220ZM227 119H226L225 121H227ZM229 119H230V118H229ZM255 119H256V118H255ZM5 120H6V119H5ZM5 120H4V123H5ZM14 120H15V118H14ZM14 120H13V121H14ZM17 120H19V119L17 118ZM17 120H16V121H17ZM21 120H23V119H21ZM25 120H27V119H25ZM25 120H24V122H26ZM53 120H55V119H53ZM66 120H67V119H66ZM66 120H65V121H66ZM69 120H70V119H69ZM77 120H78V119H77ZM77 120H76V121H77ZM95 120H96V119H95ZM115 120H116V119H115ZM124 120H123V121H124ZM146 120H148V118H147ZM158 120H159V118H158ZM167 120H168V119H167ZM173 120H174V118H173ZM176 120H177V119H176ZM197 120H198V119H197ZM201 120L199 119L198 121H201ZM1 121H2V120H1ZM8 121H9V119H8ZM13 121H11V122L9 121V122L12 123ZM39 121H40V119H39ZM39 121H38V122H39ZM42 121L44 122V119H43ZM50 121H51V120H50ZM65 121H64V122H65ZM67 121H68V120H67ZM72 121H74V118H73ZM72 121L70 120V122H72ZM84 121L86 122V121H87V118L84 119ZM121 121H122V120H121ZM121 121H120V122H121ZM127 121H128V120H127ZM139 121L141 122L142 120H139ZM148 121H149V120H148ZM170 121H172V120H170ZM188 121H190V120L188 119ZM188 121H186V122H188ZM193 121H192V123H194ZM209 121H210V120H209ZM228 121H230V120H228ZM232 121H231V122H232ZM254 121H255V120L253 119V121H251V122H252V123H255ZM259 121H260V120H259ZM262 121H263V120H262ZM262 121H261V122H262ZM32 122L34 123V120H33ZM53 122H54V121H53ZM74 122H75V121H74ZM77 122L79 123V121H77ZM87 122L89 123V121H87ZM87 122H86V123H87ZM100 122H101V121H100ZM103 122H104V120H103ZM103 122H101V123H103ZM112 122H113V121H112ZM134 122H135V121H134ZM134 122H132V123H134ZM146 122H147V121H146ZM151 122H152V121H151ZM155 122H157V121H155ZM155 122H154V123H155ZM158 122H160V121H158ZM158 122H157V123H158ZM165 122H166V120H165ZM165 122H162L161 124H163V123H165ZM173 122H174V121H172V124H173ZM180 122H183V121H180ZM195 122H196V121H195ZM206 122H205V124H207ZM214 122H215V121H214ZM251 122L248 121V123H247L248 126H249V123L251 124ZM261 122H260L259 124H261ZM2 123H3V122H2ZM2 123H1V124H2ZM15 123H17V122H15ZM19 123H21L20 126H22V125L25 124V123H23V122H19ZM22 123H23V124H22ZM26 123H27V122H26ZM30 123H31V122H30ZM47 123H48V122H47ZM50 123H51V122H50ZM59 123H60V122H59ZM68 123H69V122H68ZM72 123H73V122H72ZM72 123H70V124H72ZM86 123H85V125H86ZM93 123L95 124L96 122H93ZM104 123H105V122H104ZM115 123H116V122H115ZM124 123H125V121H124ZM124 123H123V124H124ZM129 123H130V122H129ZM129 123H128V125H130ZM143 123H145V122H143ZM166 123H167V122H166ZM215 123H216V122H215ZM220 123H221V121H220ZM220 123H219V124H220ZM226 123H227L228 125H230V126L232 125V123H228V122H226ZM226 123L224 122V124H226ZM234 123H235V122H234ZM236 123H235V124H236ZM257 123H258V120H257ZM1 124H0V126H1ZM12 124H13V123H12ZM28 124H29V123H28ZM39 124L41 125V123H39ZM55 124H56V123H55ZM64 124H65V123H64ZM70 124H69V125H70ZM76 124H77V123H76ZM79 124H81V123H79ZM98 124H99V123L97 122V128H98ZM108 124H109V123H108ZM119 124H121V123H119ZM136 124H137V123H136ZM151 124H152V123H150L149 127L151 126ZM178 124H180V123H178ZM182 124H183V126L185 125L184 123H182ZM194 124H195V123H194ZM201 124H203V123L201 122ZM205 124H204V125H205ZM213 124H214V123H213ZM227 124H226V125H227ZM247 124H246V125H247ZM259 124L257 125L258 127L260 126ZM8 125H9V124H8ZM13 125H14V124H13ZM30 125H31V124H30ZM44 125H45V123H44ZM47 125H48V124H47ZM51 125H52V123H51L49 126H51ZM57 125H58V124H57ZM60 125H61V128H62V124H60ZM67 125H68V124H67ZM69 125H68V126H69ZM92 125H93V124H92ZM105 125H106V123H105ZM153 125H154V124H153ZM155 125H157V124H155ZM191 125H192V124H191ZM195 125H196V124H195ZM199 125H200V124H198V126H199ZM216 125H217V123H216ZM226 125H225V126H226ZM238 125H239V124H238ZM238 125H234V126L237 127ZM246 125H244L243 127H245ZM252 125H253V127H254V124H251V126H252ZM263 125H264V124H262V126H263ZM2 126H4V125L2 124ZM10 126H11V125H10ZM15 126H16V125H15ZM26 126H27V125H26ZM33 126H34V125H33ZM36 126L38 127L39 125H36ZM36 126H34V127L37 129ZM41 126H42V125H41ZM65 126H66V124H65ZM71 126H75V125L72 124ZM79 126H80V125H79ZM79 126H78V127H79ZM83 126H84V124H83ZM89 126H90V124H89ZM99 126H100V124H99ZM102 126H103V125H102ZM102 126H101V127H102ZM107 126H108V125H107ZM109 126H110V125H109ZM125 126H126V124L123 125V127H125ZM133 126L135 127L136 125H133ZM146 126H147V125H146ZM158 126H160V125L158 124ZM175 126H176V125H175ZM178 126L181 127L180 125H178ZM186 126L189 127V125H187V124H186ZM205 126H206V125H205ZM208 126H210V125L208 124ZM208 126H207V127H208ZM222 126H223V123H222ZM232 126H233V125H232ZM241 126H242V125H241ZM251 126H249L250 129H251ZM6 127H7V125H6ZM23 127H24V126H23ZM28 127H29V125H28ZM31 127H32V126H31ZM34 127H32V130H34V129H33ZM39 127H40V126H39ZM39 127H38V129H39ZM51 127H52V126H51ZM63 127H64V126H63ZM76 127H77V125H76ZM84 127H85V126H84ZM84 127H82V128H84ZM93 127H95V126H93ZM112 127H113V126H112ZM120 127H122V124H121V126H119V129H120ZM123 127H122V128H123ZM136 127H138V126H136ZM136 127H135V128H136ZM139 127H141V126L139 125ZM152 127H153V126H152ZM155 127H156V126H155ZM161 127H162V126H161ZM163 127H164V126H163ZM192 127H193V126H192ZM200 127H202V126H200ZM211 127H213V125H211ZM214 127H215V126H214ZM220 127H221V126H220ZM258 127H257V128H258ZM15 128H17V127H15ZM15 128H13V129H15ZM19 128H20V127H19ZM41 128H42V127H41ZM56 128H57V127H56ZM58 128H59V127H58ZM110 128H111V127H110ZM116 128H117V127H116ZM116 128H115V129H116ZM132 128H133V127H132ZM147 128H148V127H147ZM150 128H151V127H150ZM150 128H149V129H150ZM174 128H176V127H174ZM184 128H185V127H184ZM184 128H183V129H184ZM215 128H216V127H215ZM223 128H224V130H225L227 127H226V128L223 127ZM223 128H222V129H223ZM230 128H231V127H230ZM234 128H235V127H234ZM254 128H255V127H254ZM254 128H253V129H254ZM8 129H10V128H8ZM17 129H18V128H17ZM27 129H30V128H27ZM27 129H26V130H27ZM38 129H37V130H38ZM47 129H49V128L47 127ZM59 129H60V128H59ZM62 129H63V128H62ZM68 129L71 130V128H68ZM68 129H67V130H68ZM85 129H86V128H85ZM85 129H84V130H85ZM101 129H102V128H101ZM103 129L105 130V127H104ZM106 129H108V127H107ZM124 129H125V128H124ZM124 129H121V130L124 132ZM137 129H140V128H137ZM141 129H143V126H142ZM160 129H161V128H160ZM169 129H170V128H169ZM179 129H180V128H179ZM185 129H186V128H185ZM187 129H188V128H187ZM187 129L185 130L184 133H186ZM205 129H206V128H204V129H202V130H205ZM207 129H208V128H207ZM218 129H219V128H218ZM235 129H236V128H235ZM235 129H234V130H235ZM238 129H239V126H238ZM238 129H237V130H238ZM241 129H242V128H241ZM241 129H240V130H241ZM250 129H249V130H250ZM253 129H251V130H253ZM255 129H256V128H255ZM255 129H254V130H255ZM259 129H260V128H259ZM19 130H21V129H19ZM19 130H18V131H19ZM37 130H35L36 132L34 131V134H36L37 132H38V134H39V131H40V130H39V131H37ZM53 130H54V128H53ZM57 130H58V129H57ZM64 130H65V128H64ZM86 130H89V128L86 129ZM86 130H85V132H86ZM113 130H114V129H113ZM126 130H127V127H126ZM126 130H125V131H126ZM128 130H129V129H128ZM131 130L133 131L134 129H131ZM131 130H130V131H131ZM143 130H145V129H143ZM161 130H162V129H161ZM172 130H173V132H174V129H172ZM180 130H181V129H180ZM188 130H189V129H188ZM190 130H191V129H190ZM194 130H195V129H194ZM194 130H193V131H194ZM197 130H198V129H197ZM211 130H214V128L211 129ZM229 130H230V129H229ZM232 130H233V129H232ZM244 130L247 131L248 129L245 128ZM251 130H250V131H251ZM0 131H2V130H0ZM14 131H15V130H14ZM21 131H23V130H21ZM41 131H43V130H41ZM45 131H48V130L45 129V130H44V134H45ZM51 131H52V130H51ZM51 131H50V133H53V132H51ZM58 131H59V130H58ZM61 131H62V130H61ZM65 131H66V130H65ZM76 131H77V128H76ZM79 131H81V127H79ZM90 131H91V126H90V130L87 131L88 134H89ZM97 131H98V130H97ZM116 131H117V130H116ZM118 131H119V130H118ZM130 131H127V132H129V133H127L128 135H130ZM153 131H156V128H155V130H153ZM153 131H152V132H153ZM157 131H159V130L157 129ZM162 131H163V130H162ZM175 131H176V133H177V130H175ZM181 131H184V130H181ZM181 131H179V132H181ZM191 131H192V130H191ZM191 131H190V132L187 131V133L189 132V133L191 134V133L193 132V131H192V132H191ZM208 131H210V130H208ZM238 131H239V130H238ZM241 131H242V130H241ZM259 131H262V130L260 129ZM3 132H4V131H3ZM3 132H2V134H3ZM10 132H11V131H10ZM10 132L8 131L9 134H12V133H10ZM30 132H31V131H30ZM54 132H56V131L54 130ZM66 132H68V131H66ZM71 132H72V130H71ZM71 132H69V133H71ZM74 132H75V131H74ZM74 132H72V133H74ZM82 132H83V131H82ZM87 132H86V133H87ZM91 132H93V129H92ZM98 132H100V130H99ZM102 132H103V131H102ZM109 132H112V131L110 130ZM114 132H115V131H114ZM123 132H121V133H122L121 135H123ZM141 132H142V131H141ZM163 132H166V131H163ZM163 132H162V134L164 135ZM179 132H178V133H179ZM194 132H195V131H194ZM194 132H193V133H194ZM202 132L205 133V131H202ZM202 132H201V134H202ZM213 132H214V131H213ZM215 132H216V131H215ZM219 132H220V130H219ZM219 132H218V133H219ZM224 132L227 134L226 131H224ZM228 132H230V131H228ZM232 132H233V131H232ZM242 132H243V131H242ZM247 132H248V131H247ZM13 133H15V132H13ZM22 133H23V132H22ZM26 133H27V131H26ZM26 133H25V134H26ZM59 133H60V131H59ZM79 133H80V132H79ZM86 133H85V134H86ZM95 133L97 134L96 130H95V132H94L93 134H95ZM100 133H101V132H100ZM100 133H98V134H100ZM119 133H120V132H119ZM124 133H125V132H124ZM136 133H139V130H138V132H137V130H136ZM145 133H147V132H145ZM149 133H151V132L149 131ZM171 133H172V132L170 131V134H171ZM178 133H177V134H178ZM182 133H183V132H182ZM196 133H197V131H196ZM207 133H208V134H207ZM225 133H224V134H225ZM233 133H234V132H233ZM244 133H245V132H244ZM250 133H252V132H250ZM256 133H257V132H256ZM5 134H6V133H5ZM17 134L20 136L21 133H20V134L17 133ZM32 134H33V133H32ZM40 134H42V133H40ZM44 134H43V135H44ZM75 134H76V133H75ZM85 134H84V135H85ZM91 134H92V133H91ZM93 134H92V135H93ZM101 134H102V133H101ZM101 134H100V135H101ZM105 134H107V133H105ZM115 134H117V132H116ZM115 134H113V135L110 134L109 136L112 137V136H114ZM127 134H126V137H127V139H129V137H128ZM133 134H135V132H134ZM133 134L131 133V135H133ZM147 134H148V133H147ZM147 134H146V135H147ZM151 134H152V133H151ZM165 134H167V133H165ZM231 134H232V133H231ZM240 134H241V133H240ZM240 134H239V137L241 136ZM242 134H243V133H242ZM245 134H246V133H245ZM252 134H253V133H252ZM259 134H263V135H264V133H261V132H259ZM259 134L257 133V136H258ZM0 135H1V133H0ZM14 135H15V134H14ZM28 135H29V134H28ZM36 135H37V134H36ZM36 135H35V136H36ZM43 135H42V137H43ZM45 135H46V134H45ZM53 135H54V134H53ZM77 135H78V134H77ZM79 135H83V133H81V134H79ZM86 135H87V134H86ZM89 135H90V134H89ZM100 135H99L98 137H100ZM103 135H104V134H103ZM138 135L140 136V133H139ZM154 135H155V134H154ZM157 135H158V134H157ZM175 135H176V134H175ZM180 135H181V133H180ZM183 135H184L185 137H189V136H190L189 134H188V135L183 134ZM183 135H182V136H183ZM229 135H230V133H229ZM233 135H234V134H232V136H233ZM249 135H250V134H249ZM11 136H12V138H13V134H12ZM11 136H10V138H11ZM19 136H18V137H19ZM25 136H26V138H27V135H25ZM29 136H30V135H29ZM38 136H39V135H38ZM46 136H47V135H46ZM46 136H44V137H46ZM55 136H56V135H55ZM71 136H72V135H71ZM87 136H88V135H87ZM87 136H86V138H87ZM94 136H95V135H94ZM107 136H108V134H107ZM116 136H117V135H116ZM135 136H136V135H134V137H135ZM148 136H149V134H148ZM160 136H161V135H160ZM160 136H159V137H160ZM164 136H165V135H164ZM171 136H172V134H171ZM177 136H179V134H178ZM198 136H199V135H198ZM206 136L211 137V138L214 137L213 133H211V132H207V131H206ZM232 136H231V137H232ZM245 136H246V135H245ZM247 136H248V135H247ZM250 136H251V135H250ZM253 136H254V135H253ZM257 136H255V137H256V140H255V138H254L255 141L259 140V139H257ZM8 137H9V136H8ZM30 137H32V136H30ZM30 137H28V138H30ZM40 137H41V136H40ZM48 137H50V136H48ZM51 137H52V135H51ZM51 137H50V138H51ZM62 137L66 138L67 136H66V137H65V136H62ZM62 137H61V138H62ZM72 137H73V136H72ZM90 137H91V136H90ZM98 137H96V139H98ZM102 137H103V136H102ZM122 137H123V136H122ZM149 137H150V136H149ZM156 137H157V136H156ZM161 137H162V136H161ZM195 137H196V135H195ZM203 137H205L204 134H203ZM208 137H207V138H208ZM218 137H219V135H218ZM222 137H224V136H222ZM222 137H221V139H222ZM243 137H244V136H243ZM243 137H242V138H243ZM251 137H252V136H251ZM251 137H250V138H251ZM259 137L261 138V135H260ZM259 137H258V138H259ZM2 138H4V137H2ZM5 138H6V137H5ZM12 138H11V139H12ZM20 138H21V137H19V139H20ZM23 138H24V137H23ZM26 138H25V139H26ZM28 138H27V139H28ZM32 138H33V137H32ZM38 138H39V137H38ZM38 138H37V139H38ZM58 138H59V137H58ZM78 138H79V137H78ZM94 138H95V137H94ZM114 138L116 139V137H114ZM118 138H119V134H118ZM132 138H133V137H132ZM136 138H138V137H136ZM136 138H134V140H135ZM142 138H143V137H142ZM144 138H145V137H144ZM150 138H151V137H150ZM163 138H164V137H163ZM163 138H160V139L162 140ZM173 138H174V137H173ZM176 138H177V137H176ZM180 138H181V137H180ZM211 138H209V141H210ZM214 138H215V137H214ZM227 138H228V137H227ZM229 138H230V137H229ZM233 138H235V137H233ZM233 138H232V140H233ZM237 138H238V137H237ZM245 138H248V137H245ZM7 139H8V138H7ZM25 139H24V141H26ZM45 139H47V138H45ZM69 139H70V138H69ZM76 139H77V138H76ZM76 139H75V140H76ZM92 139H93V138H92ZM92 139L90 138V140H92ZM104 139L107 140L108 137H107V138L104 137ZM112 139H113V137H112ZM112 139H110V140H112ZM119 139H123V138H119ZM138 139H140V137H139ZM157 139H158V138H157ZM160 139H159V140H160ZM184 139H186V138H184ZM189 139H190V137H189ZM224 139H225V138H224ZM263 139H264V137H263ZM4 140H5V139H3L2 141H4ZM12 140H13V139H12ZM28 140H29V139H28ZM28 140H27V141H28ZM49 140H51V139H49ZM55 140H57V138H56ZM59 140H60V139H59ZM73 140H74V139H73ZM81 140H83V142H84V138H82ZM81 140H80V141H81ZM85 140H86V139H85ZM88 140H89V138H88ZM123 140H125V139H123ZM123 140H122V141H123ZM129 140H130V139H129ZM131 140H132V139H131ZM141 140H142V139H141ZM150 140H151V139H150ZM155 140H156V139H155ZM155 140H154L153 143H152V144H154V145H155ZM168 140H169V139H168ZM176 140H177V139H176ZM180 140H183V139H180ZM194 140H195V139H194ZM204 140H205V139H204ZM206 140H207V139H206ZM206 140H205V141H206ZM215 140H218V139H215ZM234 140H236V139H234ZM237 140H238V139H237ZM237 140H236V143H237ZM251 140H252V139H251ZM13 141H14V140H13ZM13 141H12V142H13ZM35 141H36V140H35ZM38 141H39V140H38ZM62 141H63V140H62ZM62 141H61V142H62ZM66 141H67V140H66ZM76 141H78V140H76ZM80 141H79V142H80ZM99 141H102V139L100 140V138H99ZM99 141H98V143H100ZM108 141H109V140H108ZM108 141H106V142H108ZM113 141H114V140H113ZM116 141H119V140L117 139ZM126 141H127V140H126ZM145 141H146V140H145ZM145 141H144V142H145ZM164 141H165V140H164ZM166 141H167V140H166ZM166 141H165V142H166ZM177 141H178V140H177ZM185 141H187V140H185ZM190 141H191V139H190ZM190 141H189V142H190ZM202 141H203V140H202ZM218 141H219V140H218ZM224 141H227V140H224ZM224 141L221 140V142H222V143L220 142L221 145L223 144ZM245 141H246V140H245ZM247 141H248V140H247ZM252 141H253V140H252ZM261 141L263 142V140H261ZM4 142H5V141H4ZM10 142H11V141H10ZM10 142H9V143H8V142H5V143H7V144H12V143H10ZM14 142H15V141H14ZM14 142H13V144H14ZM33 142H34V141H32V144H33ZM36 142H37V141H36ZM42 142H43V140H42ZM45 142H46V141H45ZM45 142H44V143H45ZM54 142H55V141H54ZM54 142H53V143H54ZM61 142H60V143H61ZM64 142H65V141H64ZM64 142H63V143H64ZM70 142H71V141H70ZM87 142H88V141H87ZM87 142H86L85 145H87ZM91 142H94V141L92 140ZM91 142H90V143H91ZM102 142H103V141H102ZM114 142H115V141H114ZM120 142H121V141H120ZM124 142H125V141H124ZM127 142L129 143V141H127ZM135 142H136V141H135ZM135 142H134V144H135ZM139 142H140V141H139ZM142 142H143V141H142ZM146 142H147V141H146ZM148 142H149V141H148ZM159 142H160V141H159ZM159 142H158V143H159ZM168 142H169V141H168ZM192 142H193V141H192ZM210 142H211V141H210ZM210 142H209V143H210ZM212 142H213V141H212ZM214 142H215V141H214ZM227 142H228V141H227ZM229 142H230V141H229ZM232 142H233V141H232ZM242 142H243V141H242ZM258 142H259V141H258ZM258 142H257V143H258ZM262 142H261V143H262ZM18 143H19V141H18ZM18 143H17V144H18ZM30 143H31V142H30ZM30 143H29V144H30ZM38 143H39V142H38ZM40 143H41V142H40ZM40 143H39V144H40ZM57 143H58V142H57ZM60 143H59V145H60ZM63 143H62V144H63ZM81 143H82V142H81ZM88 143H89V142H88ZM90 143H89V145H90ZM94 143H95V142H94ZM96 143H97V142H96ZM125 143H126V142H125ZM130 143H131V142H130ZM137 143H138V142H137ZM140 143H141V142H140ZM149 143H150V142H149ZM149 143H148V144H149ZM161 143H162V142H161ZM169 143H171V142H169ZM173 143H174V142H173ZM173 143H172V144H173ZM178 143H179V142H178ZM178 143L176 142V144H178ZM190 143H191V142H190ZM194 143H195V141H194ZM205 143H206V142H205ZM205 143H204V144H205ZM207 143H208V142H207ZM216 143H217V142H216ZM216 143H215V144H216ZM220 143L218 142L217 144L220 145ZM224 143H225V142H224ZM234 143H235V142H234ZM248 143H249V142H248ZM248 143H247V144H248ZM263 143H264V142H263ZM7 144H6V145H7ZM15 144H16V143H15ZM15 144H14V145H15ZM29 144H28V145H29ZM50 144H51V143H50ZM54 144H55V143H54ZM72 144H73V143H72ZM76 144H77V143H76ZM82 144H83V143H82ZM100 144L102 145V143H100ZM100 144H96L95 146L98 147L97 145H100ZM110 144H112V142H111ZM114 144L118 145L117 142H115ZM114 144H113V146H114ZM120 144H121V143H120ZM120 144H119V145H120ZM132 144H133V142H132ZM134 144H133V145H134ZM138 144H139V143H138ZM144 144H145V143H144ZM148 144H147V145H148ZM187 144H188V141H187ZM187 144L185 143V145H187ZM196 144H197V142H196ZM198 144H199V143H198ZM202 144H203V143H202ZM204 144H203V146H204ZM217 144H216V146H217ZM245 144H246V143H245ZM19 145H21V143L18 144V146H19ZM23 145H24V144H23ZM25 145H26V142H25ZM25 145H24V146H25ZM41 145H42V144H41ZM41 145H40V146H41ZM47 145H48V144H47ZM52 145H53V144H52ZM59 145H58V148H59ZM85 145H84V146H85ZM91 145L93 146V144H91ZM108 145H109V143H108ZM128 145H129V144H128ZM133 145L131 146V144H130L131 147H133ZM154 145H153V146H154ZM156 145H157V143H156ZM156 145H155V146H156ZM166 145H168V144H166ZM173 145H174V144H173ZM173 145H172V146H173ZM205 145H206V144H205ZM211 145H212V144H211ZM213 145H214V144H213ZM221 145H220V146H221ZM225 145H226V144H225ZM229 145H231V144H229ZM233 145H234V144H233ZM236 145H237V144H236ZM243 145H244V144H243ZM243 145H242V146H243ZM251 145H252V144H251ZM251 145H247V146H250V147H251ZM254 145H255V144H254ZM259 145H260V144H259ZM261 145H263V144H261ZM4 146H5V145H3L2 147L4 148ZM8 146H9V145H8ZM24 146H21V147H24ZM26 146H27V145H26ZM29 146H30V145H29ZM32 146H33V145H32ZM32 146H31V147H32ZM36 146H37V144H36ZM43 146L45 147L46 144L43 145ZM48 146H49V145H48ZM64 146H66V145L64 144ZM76 146H79V145H76ZM80 146H82V145H80ZM80 146H79V148H80ZM87 146H88V145H87ZM103 146H104V145H103ZM105 146H106V144H105ZM120 146H121V145H120ZM122 146H124V144H123ZM126 146H127V145H125V147H126ZM130 146H128V147H130ZM157 146H159V145H157ZM160 146H161V145H160ZM163 146H164V144H163ZM170 146H171V145H170ZM179 146H180V145H179ZM188 146H190V145H188ZM207 146H208V145H207ZM223 146H224V145H222V147H223ZM237 146H239V147H237ZM237 146H236V147H237V150H238V148L241 149V148H240V143H238ZM255 146H256V145H255ZM263 146H264V145H263ZM5 147H6V146H5ZM15 147H16V146H15ZM37 147H38V146H37ZM68 147H69V144H68ZM90 147H91V146H90ZM110 147H111V146H110ZM115 147H117V146H114V148H115ZM125 147H124L123 149H125ZM131 147H130V148H131ZM140 147H141V146H140ZM147 147H151V145H150V146H147ZM147 147H146V148H147ZM181 147H182V146H181ZM183 147H184V146H183ZM197 147H200V146H197ZM210 147H211V146H210ZM212 147H213V146H212ZM218 147H219V146H218ZM222 147H221V150H222ZM226 147H227V146H226ZM226 147L224 146V148H226ZM233 147H234V146H233ZM243 147H244V146H243ZM257 147H258V146H257ZM3 148H0L1 151H2ZM7 148H9V147H7ZM12 148H13V145H12ZM12 148H11V149H12ZM16 148H18V147H16ZM34 148H35V147H34ZM38 148H39V147H38ZM49 148H50V147H49ZM51 148H52V147H51ZM70 148H71V147H70ZM77 148H78V147H77ZM81 148H83V147H81ZM91 148H92V147H91ZM93 148H94V146H93ZM93 148H92V150L94 151ZM105 148H106V147H105ZM134 148H135V146L133 147V150H134ZM143 148H145V147H143ZM143 148H142V149H143ZM159 148H160V147H159ZM161 148H162V147H161ZM165 148H166V147H165ZM168 148H169V147H168ZM173 148H174V147H173ZM175 148H176V146H175ZM184 148H185V147H184ZM187 148H188V147H187ZM228 148H229V147H228ZM231 148H232V146H231L229 149H231ZM246 148H247V147H246ZM251 148H252V147H251ZM254 148H255V147H254ZM20 149H21V148H20ZM20 149H19V151H21ZM23 149H24V148H23ZM23 149H22V151H23ZM40 149H42V146H41ZM59 149H61V148H59ZM59 149H56V150L58 151ZM63 149H64V148H63ZM85 149H86V147H85ZM96 149H97V148H95V150H96ZM99 149H100V148H99ZM99 149H98V150H99ZM108 149H109V148H108ZM110 149H111V148H110ZM115 149H117V148H115ZM118 149H119V146H118ZM127 149H128V148H127ZM127 149H126V150H127ZM136 149H139V148H136ZM142 149H141V150H142ZM154 149H155V147L153 148V150H154ZM189 149H190V148H189ZM191 149H193V148H191ZM201 149H202V148H201ZM204 149H205V148H204ZM208 149H209V147L207 148V151H205V152H208ZM210 149H211V148H210ZM214 149H215V148H214ZM218 149H219V148H218ZM218 149H217V150H218ZM229 149H228V152H229ZM243 149H244V148H243ZM247 149H248V148H247ZM255 149H256V148H255ZM255 149H254V150H255ZM3 150H4V149H3ZM15 150H16V149H15ZM15 150H14V151H15ZM17 150H18V149H17ZM28 150H29V149H28ZM30 150H31V149H30ZM43 150H44V148H43ZM43 150H38V152L42 151V153H43ZM45 150H46V149H45ZM47 150H48V149H47ZM71 150H73V148H72ZM71 150H70V151H71ZM78 150H79V149H78ZM88 150H90V149H88ZM111 150H112V149H111ZM131 150H132V149H131ZM168 150H169V149H168ZM184 150H185V149H184ZM194 150H195V149H194ZM194 150H192V151H194ZM217 150H216V151H217ZM235 150H236V149H235ZM254 150L252 149V151H254ZM262 150H263V149H262ZM5 151H6V150H5ZM22 151H21V153H22ZM25 151H27V150H25ZM51 151H52V149H51ZM62 151H63V150H62ZM67 151H68V150H67ZM82 151H84V150H82ZM86 151H87V150H86ZM102 151H104V150L102 149ZM107 151H108V150H107ZM107 151H106L105 154H107ZM122 151L124 152L125 150H122ZM122 151H121V153H122ZM136 151H137V150H136ZM143 151H144V150H143ZM145 151H146V149H145ZM199 151H201V150H199ZM202 151H203V150H202ZM209 151H210V150H209ZM216 151H215V153H216ZM224 151H226V150H224ZM224 151L222 152L223 154H224ZM252 151H251V152H252ZM260 151H261V150H260ZM7 152H8V150H7ZM45 152H46V151H45ZM52 152H53V151H52ZM55 152H56V151H55ZM75 152H76V150H75ZM79 152H80V150H79ZM88 152H89V151H88ZM96 152H97V150H96ZM96 152H95V153L93 152V154H96ZM99 152L101 153V150H99ZM99 152H98V153H99ZM111 152H114V151H111ZM111 152H110V153H111ZM117 152H118V151H117ZM127 152H130V151L128 150ZM127 152H126V153H127ZM138 152H139V151H138ZM146 152H149V153H150L151 151H146ZM146 152H143V153H146ZM157 152H159V151H157ZM160 152H161V151H160ZM165 152H166V151H165ZM169 152H171V151H169ZM194 152H195V151H194ZM217 152H219V151H217ZM230 152H231V151H230ZM232 152H233V151H232ZM247 152H248V151H247ZM249 152H250V151H249ZM251 152H250V153H251ZM254 152H255V151H254ZM13 153H15V152H13ZM13 153H12V154H13ZM16 153H18V152H16ZM19 153H20V152H19ZM56 153H57V152H56ZM58 153H59V152H58ZM61 153L63 154L64 151L61 152ZM66 153H67V152H66ZM66 153H65V155H68V154H66ZM73 153H74V152H73ZM84 153H85V152H84ZM102 153H103V152H102ZM119 153H120V151H119ZM121 153H120V155H122ZM124 153H125V152H124ZM124 153H123V156L126 155V154H124ZM130 153H131V155H132V153H133V156H134V153H135V152H132V151H131ZM136 153H137V152H136ZM151 153H153V152H151ZM154 153H155V152H154ZM184 153H186V151H184ZM187 153H188V151H187ZM200 153H202V152H200ZM200 153H199V154H200ZM210 153H211V152H210ZM210 153H206V154H210ZM219 153H220V152H219ZM222 153H220V154H222ZM263 153H264V152H263ZM0 154H1V153H0ZM4 154H5V153H4ZM6 154H7V153H6ZM6 154H5V156H6ZM9 154H10V153H9ZM22 154H23V153H22ZM24 154H25V153H24ZM29 154H32V153H30V151H29ZM29 154H28V155H29ZM35 154H36V149H35ZM49 154H50V153H49ZM75 154H77V153H75ZM81 154H82V153H81ZM87 154H89V153H87ZM103 154H104V153H103ZM103 154H102V155H103ZM105 154H104V155H105ZM117 154H118V153H117ZM140 154L143 155L142 153H140ZM140 154H139V156H140ZM147 154H148V153H147ZM147 154H146V155L144 154V155H145L144 157L150 155V154H148V155H147ZM161 154H162V153H161ZM167 154H168V153H167ZM167 154H166V155H167ZM175 154H176V153H175ZM195 154H196V153H195ZM217 154H218V153H217ZM227 154H228V153H227ZM227 154H226V155H227ZM237 154H239V153H237ZM246 154H247V153H246ZM251 154H252V153H251ZM18 155H19V154H18ZM33 155H34V154H33ZM37 155H38V154H37ZM40 155H41V154H40ZM40 155H39V157H40ZM44 155H45V154H44ZM50 155H51V154H50ZM52 155H53V154H52ZM55 155H56V154H54L53 157H55ZM69 155H71V153H70ZM69 155H68V156H69ZM72 155H73V154H72ZM89 155H90V154H89ZM97 155H98V154H97ZM97 155H96V156H97ZM108 155H109V154H108ZM108 155H107V156H108ZM113 155H114V153H113ZM115 155H116V153H115ZM128 155H129V153H128ZM128 155H127V156H128ZM153 155H155V154H153ZM158 155H160V153L157 154V156H156L155 158H157ZM178 155H179V154H178ZM187 155H188V154H187ZM187 155H186V156H187ZM213 155H214V154H213ZM213 155L211 154V156H213ZM226 155H225V156H226ZM233 155H235V154L233 153ZM255 155H256V154H255ZM258 155H259V153H258ZM12 156H13V155H12ZM57 156H60V155H57ZM73 156H75V155H73ZM79 156H80V155H79ZM87 156H88V155H87ZM100 156H101V155H100ZM105 156H106V155H105ZM109 156H111V155H109ZM116 156H117V155H116ZM133 156H130V155H129L128 157L130 158V157H133ZM137 156H138V155H137ZM180 156H181V155H180ZM182 156H184V154H183ZM189 156H190V155H189ZM196 156H197V154H196ZM218 156H219V155H218ZM225 156H224V157H225ZM227 156H228V155H227ZM231 156H232V155H231ZM247 156H249V155H247ZM256 156H257V155H256ZM259 156H260V155H259ZM0 157H1V156H0ZM2 157H3V156H2ZM6 157H8V156H6ZM19 157H20V155H19ZM19 157H18V158H19ZM23 157H24V155H23ZM29 157H30V156H29ZM31 157H32V156H31ZM33 157H34V156H33ZM33 157H32V158H33ZM35 157H36V155H35ZM39 157H38V159H39ZM53 157H52V158H53ZM82 157H83V156H82ZM90 157H91V155H90ZM103 157H104V156H102V159H103ZM112 157H114V156H112ZM120 157H122V156H120ZM124 157H126V156H124ZM124 157H123V158H124ZM135 157H136V156H135ZM144 157H143V158H144ZM161 157H162V156H161ZM176 157H177V155H176ZM216 157H217V156H216ZM238 157H239V156H238ZM238 157H237V158H238ZM253 157H254V156H253ZM262 157H263V156H262ZM262 157H261V158H262ZM10 158H11V156H10ZM50 158H51V157H50ZM52 158H51V159H52ZM57 158L59 159L60 157H57ZM62 158H63V157H62ZM80 158H81V157H80ZM80 158H79V159H80ZM96 158H97V157H96ZM104 158H106V157H104ZM110 158H111V157H110ZM110 158H109V159H110ZM117 158H119V156H118ZM137 158H138V157H137ZM137 158H136V160H137ZM141 158H142V157H141ZM146 158H147V157H146ZM146 158H144V160H146ZM153 158H154V157H153ZM153 158H152V159H153ZM159 158H160V157H159ZM159 158H158V159H159ZM164 158H165V157H164ZM166 158H167V157H166ZM178 158H179V157H178ZM181 158H182V157H181ZM192 158H193V157H192ZM198 158H199V157H198ZM201 158H202V157H201ZM213 158H214V157H213ZM218 158H219V157H218ZM218 158H216V159H217L216 162H218ZM222 158H223V157H222ZM227 158H229V157H227ZM232 158H234V157H231V159H232ZM239 158H240V157H239ZM243 158H244V157H243ZM249 158H250V157H249ZM261 158H260V159H261ZM16 159H17V158L15 157V160H16ZM36 159H37V157H36ZM38 159H37V160H38ZM55 159H56V158H55ZM64 159L68 160L67 157H65ZM72 159H74V157H72ZM76 159H77V158H76ZM76 159H75V160H76ZM84 159H85V155H84ZM88 159H89V157H88ZM90 159H91V158H90ZM93 159H94V157H93ZM93 159H92V160H93ZM98 159H99V158H98ZM120 159H121V158H120ZM120 159H119V160H120ZM132 159H134V158H132ZM132 159H131V161H132ZM138 159H139V158H138ZM148 159H149V158H148ZM152 159H151V162H152ZM160 159H162V158H160ZM168 159H170V158H168ZM172 159H173V157H172ZM172 159H170V160H172ZM174 159H175V158H174ZM174 159H173V160H174ZM176 159H177V158H176ZM182 159H183V158H182ZM199 159H200V158H199ZM209 159H210V158H209ZM219 159H220V158H219ZM223 159L227 160L226 158H223ZM229 159H230V158H229ZM231 159H230V161H231ZM247 159H248V158H247ZM263 159H264V158H263ZM263 159H262V160H263ZM0 160H2V159H0ZM7 160H9V159H7ZM13 160H14V159H13ZM15 160H14V161H15ZM17 160H18V159H17ZM20 160H22V159H20ZM31 160H32V159H31ZM31 160H30V161H31ZM43 160H44V159H43ZM49 160H50V159H49ZM56 160H57V159H56ZM77 160H78V159H77ZM82 160H83V159H82ZM115 160H116V159H115ZM115 160L113 161L114 163H115ZM125 160H126V159H125ZM125 160H124V161H125ZM127 160H128V159H127ZM127 160H126V161H127ZM139 160H140V159H139ZM155 160L157 161V159H155ZM155 160H154V162H156ZM166 160H167V159H166ZM177 160H178V159H177ZM180 160H181V159H180ZM183 160H184V159H183ZM205 160H206V159H205ZM233 160H234V159H233ZM233 160H232V161H233ZM249 160H250V159H249ZM2 161H3V160H2ZM2 161H0V163H1L0 165H2ZM24 161H25V160H24ZM34 161H35V160L33 159V164H34ZM41 161H42V160H41ZM45 161H48V160H45ZM51 161L53 162L54 160H51ZM59 161L61 162L62 160H59ZM68 161H69V160H68ZM70 161H71V160H70ZM85 161H86V159H85ZM85 161H84V162H85ZM88 161H89V160H88ZM96 161H97V159H96ZM126 161H125V163H126ZM129 161H130V160H128V162H129ZM133 161H134V160H133ZM149 161H150V160H149ZM160 161H161V163H162V160H160ZM174 161H175V160H174ZM195 161H196V159H195ZM198 161H199V160H198ZM221 161L226 162V161H224V160H221ZM230 161H229V162H230ZM234 161H236V160H234ZM250 161H251V160H250ZM258 161H259V160H258ZM258 161H257V162H258ZM3 162L5 163V161H3ZM12 162H13V161H12ZM19 162H20V161H19ZM38 162H39V160H38ZM38 162H37V163H38ZM64 162H65V160L63 161V163H64ZM66 162H67V161H66ZM66 162H65V163H66ZM71 162H72V161H71ZM74 162H75V161H74ZM80 162H81V160H80ZM86 162H87V161H86ZM94 162H95V161H94ZM100 162H101V161H100ZM104 162H105V161L102 160L101 163L103 164ZM107 162H108V160H107ZM137 162H138V161H137ZM141 162H142V160H141ZM143 162H144V161H143ZM145 162H147V160H146ZM158 162H159V160H158ZM164 162H165V161H164ZM172 162H173V161H172ZM184 162H185V161H184ZM186 162H188V160H187ZM201 162H203V161L201 160ZM207 162H209V161H207ZM214 162H215V160H214ZM239 162H240V161H239ZM255 162H256V161H255ZM260 162H261V160H260ZM4 163H3V164H4ZM13 163H14V162H13ZM21 163H23V162H21ZM30 163H32V162H30ZM30 163H29V164H30ZM37 163H36V164H37ZM44 163H45V162H44ZM47 163H48V162H47ZM47 163H46V164H47ZM49 163H50V162H49ZM49 163H48V164H49ZM56 163H57V161H56ZM56 163H55V164H56ZM61 163H62V162H61ZM78 163H79V162H78ZM81 163H82V162H81ZM90 163H91V162H90ZM90 163H89V164H90ZM96 163H98V162H96ZM109 163H110V162H108V164H109ZM118 163H120V162H118ZM118 163H116V164H118ZM121 163H122V162H121ZM129 163H130V162H129ZM132 163H133V162H132ZM135 163H136V162H135ZM135 163H134V164H135ZM147 163H148V162H147ZM156 163H157V162H156ZM166 163H168V162H166ZM169 163H170V161H169ZM177 163H178V162H177ZM181 163H182V162H181ZM181 163H179V164L181 165ZM196 163H197V162H196ZM209 163H210V162H209ZM233 163H234V162H233ZM240 163H241V162H240ZM242 163H243V161H242ZM258 163H259V162H258ZM262 163H263V162H262ZM6 164H7V163H6ZM17 164H18V163H17ZM19 164H20V163H19ZM24 164L26 165V163H24ZM24 164H23V165H24ZM38 164H39V163H38ZM51 164H54V163H51ZM55 164H54L53 166H55ZM66 164L68 165V163H66ZM75 164H76V163H75ZM91 164H92V163H91ZM91 164H90V166H91ZM94 164H95V163H94ZM98 164H99V163H98ZM98 164H95V165L98 166ZM104 164H105V163H104ZM104 164H103V165H104ZM122 164H124V162H123ZM126 164H127V163H126ZM126 164H125V165H126ZM150 164H151V163H150ZM154 164H155V163H154ZM162 164H163V163H162ZM179 164H178V165H179ZM184 164H185V163H183V165H184ZM197 164H198V163H197ZM197 164H196V165H197ZM202 164H204V163H202ZM225 164H227V163H225ZM234 164H235V163H234ZM234 164H233V165H234ZM249 164L254 165L253 163H249ZM20 165H21V164H20ZM25 165H24V167L26 168ZM78 165H79V164H78ZM83 165H84V164H83ZM100 165H101V164H100ZM105 165H106V164H105ZM105 165H104V166H105ZM114 165H115V164H114ZM128 165H130V164H128ZM128 165L125 166V167H126V168H127V167L129 168ZM138 165H140L139 162H138ZM143 165H145V164L143 163ZM146 165H147V164H146ZM159 165H160V164H159ZM168 165H169V164H168ZM178 165H175V166H178ZM185 165H187V163H186ZM185 165H184V166H185ZM188 165H189V164H188ZM188 165H187V166H188ZM194 165H195V164H194ZM199 165H200V162H199ZM213 165L215 166V165H217V164H214V163H213ZM213 165H212V167H213ZM227 165H228V164H227ZM231 165H232V164H231ZM231 165H230V163H229V166H230V167H231ZM236 165H237V164H236ZM236 165H234V167H236ZM238 165H239V163H238ZM244 165L246 166V163H245ZM244 165H243V166H244ZM247 165H248V164H247ZM256 165H257V164H256ZM256 165H254L256 168L261 166L260 163H259L260 166H256ZM8 166H9V165H8ZM27 166H28V165H27ZM30 166H33V165H30ZM34 166H35V165H34ZM44 166H45V164H44ZM57 166H58V165H57ZM60 166H61V165H60ZM60 166H59V167H60ZM65 166H66V165H65ZM68 166H69V165H68ZM74 166H75V165H74ZM81 166H82V164H81ZM88 166H89V165H88ZM88 166H87V167H88ZM97 166H96V167H97ZM107 166H108V165H107ZM131 166H132V165H131ZM152 166H153V165H152ZM152 166L150 167V165H148V168H149V167L152 168ZM156 166H157V165H156ZM166 166H167V165H166ZM210 166H211V165H210ZM219 166H220V165H219ZM222 166H223V165H222ZM224 166H225V165H224ZM224 166H223V168H226V169H227L228 166H226V167H224ZM254 166H253V167H254ZM1 167H2V166H1ZM6 167H7V166H6ZM11 167L14 168L13 166H11ZM24 167L22 166V168H24ZM49 167H51V166H48V168H49ZM63 167H64V164H63ZM85 167H86V165H85ZM87 167H86V168H87ZM93 167H94V166H93ZM133 167H135V166L133 165ZM133 167L131 168V173H129L130 175L132 174V172H133V170H134ZM140 167H141V169H142V166H140ZM145 167H146V166H145ZM145 167H143V168H145ZM153 167H154V166H153ZM164 167H165V166H164ZM172 167H173V166H172ZM191 167H192V166L189 165L188 172H190L189 170H190ZM194 167H195V166H194ZM194 167H193V168H194ZM203 167H204V166H203ZM208 167H209V166H208ZM212 167H209V168H212ZM217 167H218V166H217ZM220 167H221V166H220ZM230 167H229V168H230ZM239 167H240V166H239ZM248 167H249V165H248ZM250 167H251V166H250ZM7 168H9V167H7ZM19 168H20V166H19ZM22 168H21V169H22ZM28 168H30V167L28 166ZM40 168H41V167H40ZM44 168H45V167H44ZM51 168H52V167H51ZM61 168H62V167H61ZM66 168H67V167H66ZM69 168H70V167H69ZM86 168L83 167L84 170H85ZM91 168H92V167H90V169H91ZM100 168H101V167H100ZM109 168H110V167H109ZM116 168H117V167H116ZM120 168H121V167H120ZM135 168H136V167H135ZM137 168H138V167H137ZM137 168H136V170H137ZM146 168H147V167H146ZM150 168H149V169H150ZM154 168H155V167H154ZM158 168H159V167H158ZM167 168H168V167H167ZM182 168H183V167H182ZM209 168H208V169H209ZM213 168H216V167H213ZM236 168H237V167H236ZM260 168H261V167H260ZM0 169H3V168H0ZM5 169H6V168H5ZM10 169H11V168H10ZM16 169H17V168H16ZM16 169H15V170H16ZM37 169H38V168H37ZM49 169H50V168H49ZM55 169H57V168H55ZM75 169H76V168H75ZM78 169L80 170L81 167H78ZM88 169H89V168H88ZM88 169H87V170H88ZM102 169H103V168H102ZM105 169H106V168H105ZM105 169H104V170H105ZM122 169H124V167H123ZM122 169H121V170H122ZM132 169H133V170H132ZM141 169H139V170L141 171ZM162 169H163V168H162ZM175 169H176V168H175ZM175 169H174V167H173L174 172H176V171L178 170V169H177V170L175 171ZM184 169H185V168H184ZM184 169H183V170H184ZM195 169H197V168H195ZM226 169H224V170H226ZM241 169H242V168H241ZM254 169H255V168H253V170L251 171L252 174H253ZM8 170H9V169H8ZM38 170H39V169H38ZM46 170H47V168H46ZM53 170H54V168H53ZM53 170H52V171H53ZM61 170H62V169H61ZM67 170H68V169H67ZM69 170H70V169H69ZM71 170H72V169H71ZM71 170H70V171H71ZM93 170H94V168H93ZM95 170L97 171V170H99V169H95ZM107 170H108V169H107ZM111 170H112V169H111ZM113 170H114V169H113ZM117 170H118L117 172H119V169H117ZM124 170H125V169H124ZM129 170H130V169H129ZM165 170H166V169H165ZM169 170H170V169H169ZM169 170H168V172H169ZM181 170H182V169H181ZM191 170L194 171V169H191ZM199 170H200V167H199ZM201 170H202V169H201ZM219 170H220V169H219ZM227 170H228V169H227ZM230 170H231V169H230ZM234 170H236V169H234ZM244 170H245V169H244ZM247 170L249 171L248 168H247ZM247 170H246V172H247ZM250 170H251V169H250ZM255 170L258 171L259 169H255ZM260 170H262V169H260ZM0 171H1V170H0ZM2 171H3V170H2ZM10 171H11V170H10ZM16 171H18V170H16ZM21 171H22V170H21ZM26 171H27V170H26ZM30 171H31V170H30ZM32 171H33V170H32ZM32 171H31V172H32ZM48 171H49V170H48ZM62 171H65V170H62ZM73 171H74V170H73ZM90 171H91V170H90ZM102 171H103V170H102ZM102 171H101V172H102ZM105 171H106V170H105ZM114 171H115V170H114ZM126 171H127V170H126ZM126 171H125V172H126ZM134 171H135V170H134ZM140 171H139V175H141V174H140ZM143 171H145V170L143 169ZM143 171H142V172H143ZM150 171H151V169H150ZM170 171H171V170H170ZM195 171H196V170H195ZM203 171H204V170H203ZM209 171H210V170H209ZM212 171H213V170H212ZM212 171H210V174H211ZM214 171H215V170H214ZM240 171H242V170H240ZM257 171H255V172H257ZM262 171H263V170H262ZM6 172H7V171H6ZM12 172H14V171H12ZM36 172H37V171H35V173H36ZM60 172H61V171H60ZM60 172H59V174H61ZM67 172H68V171H67ZM67 172H66V173H67ZM77 172H78V171H77ZM77 172H76V173H77ZM107 172H108V171H107ZM117 172H116V173H117ZM123 172H124V171H123ZM123 172H122V173H123ZM128 172H129V171H128ZM135 172H136V171H135ZM135 172H133V174H134ZM137 172H138V171H137ZM148 172H149V171H148ZM148 172L146 171V174H149V173H150V172H149V173H148ZM151 172H152V171H151ZM154 172H155V171H154ZM163 172H165V171L163 170ZM180 172H181V171H180ZM182 172H183V171H182ZM184 172H187V171L184 170ZM184 172H183V173H184ZM201 172H202V171H201ZM201 172H200V173H201ZM204 172H205V171H204ZM204 172H203V173H204ZM216 172H217V171H216ZM216 172H214V173H216ZM221 172H222V171H221ZM221 172H220V173H221ZM226 172H227V171H226ZM229 172H230V171H229ZM231 172H233V171H231ZM238 172H239V170H238ZM255 172H254V173H255ZM260 172H261V171H259V173L257 172V175H258V174L261 175ZM8 173H9V172H8ZM8 173H7V174H8ZM14 173L16 174V172H14ZM14 173H12V174H14ZM20 173H21V172H20ZM22 173H23V171H22ZM24 173H25V172H24ZM40 173H43L42 170H41ZM51 173H52V172H51ZM56 173H57V172H56ZM71 173H72V172H71ZM74 173H75V172H74ZM79 173H81V171H80ZM82 173H84V171H83ZM89 173H91V172H89ZM97 173H98V172H97ZM103 173H105V172H103ZM119 173H120V172H119ZM155 173H157V171H156ZM166 173H167V171H166ZM166 173H165V174H166ZM171 173H172V172H171ZM196 173H197V171H196ZM200 173H199V177H200V175H201ZM205 173H208V172H205ZM222 173H223V172H222ZM224 173H225V172H224ZM224 173H223V174H224ZM247 173H248V172H247ZM7 174H5V175H7ZM10 174H11V173H10ZM10 174H9V175H10ZM18 174H19V173H18ZM29 174H32V173H29ZM43 174H44V173H43ZM48 174H49V173H48ZM59 174H58V176H59ZM62 174H63V172H62ZM86 174H87V173H86ZM86 174H85V175H86ZM112 174H113V173H112ZM112 174H111V175H112ZM143 174H144V176H147V175L145 174V172H144ZM162 174H163V173H162ZM167 174H168V173H167ZM181 174H182V173H181ZM181 174H180V176H181ZM192 174H193V173H192ZM194 174H195V173H194ZM208 174H209V173H208ZM210 174H209V175H210ZM225 174H226V173H225ZM225 174H224V176H225ZM238 174H239V173H238ZM241 174H243V173H241ZM244 174H246V173L244 172ZM249 174H251V173H249ZM21 175L23 176V174H21ZM26 175H27V174H26ZM33 175H34V173H33ZM50 175H51V174H50ZM70 175H71V174H70ZM76 175H77V177H78V173H77ZM80 175H81V174H80ZM88 175H89V174H88ZM91 175H92V177H93V174H91ZM99 175H100V174H99ZM114 175H118V174H114ZM120 175H121V173H120ZM123 175H124V174H123ZM126 175H127V174H126ZM135 175H136V174H134V176H135ZM168 175H169V174H168ZM173 175H174V174H173ZM178 175H179V174H178ZM186 175L188 176L189 174L186 173ZM195 175H196V174H195ZM209 175H208L207 178H209ZM213 175H216V174H213ZM227 175H228V174H227ZM229 175H230V174H229ZM235 175H236V174H235ZM239 175H240V174H239ZM239 175H238L237 177L242 176V175H240V176H239ZM247 175H248V174H247ZM262 175H264V174L262 173ZM0 176H2V175H0ZM17 176H18V175H17ZM29 176H30V175H29ZM35 176H36V175H35ZM42 176H43V175H42ZM42 176H41V177H42ZM46 176H47V175H46ZM60 176H61V175H60ZM63 176H64V175H63ZM73 176H74V175H73ZM89 176H90V175H89ZM97 176H98V175H97ZM101 176H102V175H101ZM105 176H106V175H105ZM134 176H133V177H134ZM137 176H138V175H137ZM149 176H150V175H149ZM154 176H156V174H155ZM157 176H158V175H157ZM166 176H167V175H166ZM183 176H184V175H183ZM204 176H205V174H204ZM206 176H207V175H206ZM219 176H220V175H219ZM231 176H232V175H231ZM231 176H230V177H231ZM248 176H249V175H248ZM248 176H247V177H248ZM255 176H256V174L254 175V180L257 181V180L255 179ZM3 177H5V176L3 175ZM12 177H13V176H12ZM15 177H16V176H15ZM27 177H28V175H27ZM33 177H34V176H33ZM36 177H37V176H36ZM47 177H48V176H47ZM51 177H52V176H51ZM51 177H50V178H51ZM55 177H56V175H55ZM80 177H81V176H80ZM92 177H91V178H92ZM109 177H110V176H109ZM116 177H117V176H116ZM121 177H122V176H121ZM129 177H130V176H129ZM129 177H128V178H129ZM131 177H132V175H131ZM138 177H139V176H138ZM160 177H161V176H160ZM160 177H157V178H160ZM184 177H185V176H184ZM189 177H190V176H189ZM189 177H188V178H189ZM192 177H193V175H192ZM217 177H218V175H217ZM230 177H228V178H230ZM232 177H233V176H232ZM234 177H235V176H234ZM237 177H235V179H236ZM245 177H246V176H245ZM256 177H257V176H256ZM261 177H263V176H261ZM261 177L259 176L258 178H261ZM5 178H6V177H5ZM5 178H4V179H5ZM10 178H11V176H10ZM39 178H40V176H39ZM50 178H49V179H50ZM53 178H54V177H53ZM65 178H66V176H65ZM69 178H70V177H69ZM71 178H72V177H71ZM89 178H90V177H89ZM104 178L107 179L106 177H104ZM112 178L114 179L115 177H112ZM119 178H120V176H119ZM134 178H136V177H134ZM157 178H156V180H157ZM168 178H169V177H167V179H168ZM170 178H171V177H170ZM173 178H174V177H173ZM178 178H179V176H178ZM182 178H183V177H182ZM186 178H187V177H186ZM195 178H198V177L196 176ZM207 178H206V179H207ZM214 178L217 179L216 177H214ZM214 178H213V179H214ZM219 178H220V177H219ZM226 178H227V177H226ZM249 178H250V176H249ZM263 178H264V177H263ZM13 179H14V178H13ZM26 179H27V178H26ZM34 179H37V178H34ZM42 179H43V178H42ZM42 179H41V180H42ZM45 179H46V178H44L43 182H41V181H39V180H38V181H39V183L41 182V183L43 184L44 181H45ZM49 179H48V180H49ZM74 179H75V178H74ZM84 179H85V178H83V180H84ZM86 179H88V178H86ZM96 179H97V178H96ZM101 179H102V178H101ZM120 179H121V178H120ZM140 179H142V177H140ZM148 179H149V178H148ZM162 179H163V178H162ZM174 179H175V178H174ZM174 179H172L171 182H173ZM184 179H185V178H184ZM202 179H204V178H202ZM213 179H212V180H213ZM215 179H214V180H215ZM223 179H224V178H223ZM232 179H234V178H232ZM243 179H244V178H243ZM247 179H248V178H247ZM251 179H252V178H251ZM251 179H249V180H251ZM15 180H16V179H15ZM17 180H19V179H17ZM51 180H52V179H50V182H52ZM53 180H54V179H53ZM60 180H61V179H60ZM69 180H70V179H69ZM69 180H68V181H69ZM76 180H77V179H76ZM124 180H125V179H124ZM129 180H131V179H129ZM134 180H135V179H133V181H134ZM138 180H139V179H138ZM144 180H146V178H144ZM151 180H152V179H151ZM185 180H186V179H185ZM200 180H201V179H200ZM200 180H199V181H200ZM212 180H211V181H212ZM214 180H213V181H214ZM226 180H227V179H226ZM226 180H224V182H225ZM229 180H230V179H229ZM240 180H241V179H240ZM254 180H253V181H254ZM258 180H259V179H258ZM262 180H263V179H262ZM262 180H261V181L259 180V181L262 182ZM0 181H1V180H0ZM2 181H3V178H2ZM5 181H6V179H5ZM13 181H14V180H13ZM27 181H28V179H27ZM33 181H34V180H33ZM33 181H32V182H33ZM35 181H36V180H35ZM57 181H58V180H57ZM72 181H73V180H72ZM88 181H89V180H88ZM96 181H97V180H96ZM108 181H109V180H107V182H108ZM116 181H117V180H116ZM116 181H115V182H116ZM154 181H155V180H154ZM154 181H152V182H154ZM157 181H159V180H157ZM157 181H156V182H157ZM169 181H170V180H169ZM180 181H181V179H180ZM180 181H178V182H180ZM186 181H189V179L186 180ZM202 181H203V180H202ZM241 181H242V180H241ZM247 181H248V180H247ZM263 181H264V180H263ZM15 182H16V181H14V183H15ZM24 182H25V181H24ZM59 182H60V181H59ZM69 182H70V181H69ZM85 182H86V181H85ZM92 182H93V181H92ZM118 182H119V181H118ZM127 182H129V181H127ZM148 182H149V181H147V183H148ZM160 182H161V181H159V183H160ZM162 182H163V181H162ZM171 182H170V183H171ZM190 182H191V180H190ZM194 182H196V180H195ZM206 182H207V181H206ZM206 182H205V185H206ZM215 182H216V180H215ZM217 182H218V181H217ZM219 182H220V181H219ZM221 182H223L222 179H221ZM224 182H223V183H224ZM233 182H234V180H233ZM242 182H243V181H242ZM249 182H250V181H249ZM1 183H2V182H1ZM4 183H5V182H3L2 184L4 185ZM6 183H7V182H6ZM8 183L10 184V182H8ZM18 183H19V182H18ZM34 183H35V182H34ZM63 183H64V182H63ZM65 183H67V182H65ZM71 183H72V182H71ZM87 183H88V182H87ZM104 183H105V182H103V184H104ZM124 183H125V182H124ZM134 183L136 184V182H134ZM138 183H139V184H138V188H139L140 182H138ZM141 183H142V181H141ZM170 183H165V184L167 185V184H170ZM174 183H176V181H174ZM185 183L187 184V182H185ZM185 183H184V184H185ZM191 183H192V182H191ZM191 183H190V184H191ZM197 183H198V181H197ZM209 183H210V180L208 181L207 184H209ZM227 183H229V182H227ZM238 183H239V181H238ZM240 183H241V182H240ZM244 183H246V180H245ZM244 183H243L242 186L245 185ZM251 183H252V182H251ZM256 183H258V182H256ZM263 183H264V182H263ZM263 183H261V185H263ZM2 184H1V186H2ZM12 184H13V183H12ZM21 184H22V182H21ZM23 184H24V183H23ZM27 184H28V183H27ZM48 184H49V182H48ZM60 184H61V183H60ZM68 184H69V183H68ZM92 184H93V183H92ZM101 184H102V182H101ZM103 184H102V185H103ZM107 184H108V183H107ZM126 184H127V183H126ZM177 184H178V183H177ZM190 184H189V185H190ZM194 184H195V183H194ZM200 184H202V182H201ZM211 184H214V183H211ZM211 184H210V185H211ZM220 184H221V183H220ZM249 184H250V183H249ZM31 185H32V184H31ZM35 185H36V184H35ZM50 185H51V184H50ZM56 185H57V184H56ZM66 185H67V184H66ZM77 185H78V184H77ZM82 185H85V184H82ZM90 185H91V182H90ZM96 185H99L98 182H97ZM102 185H101V186H102ZM108 185H109V184H108ZM112 185H113V183H112ZM115 185H116V184H115ZM133 185H134V184H133ZM143 185H144V187H145V186H146V187H149V186H147V185H145V184H143ZM149 185H150V184H149ZM157 185H158V184H157ZM170 185H171V184H170ZM173 185H175V184H173ZM196 185H197V184H196ZM221 185L225 186L226 184H225V185H224V184H221ZM229 185H230V184H229ZM237 185H238V184H237V182H236V183H235V186L230 187V188H234V187H236ZM1 186H0V187H1ZM5 186H6V185H5ZM13 186H14V185H13ZM25 186H26V185H25ZM25 186H23V189H24ZM29 186H30V185H29ZM37 186H39V185H37ZM37 186H36V187H37ZM40 186H41V185H40ZM42 186H43V185H42ZM45 186H46V184H45ZM54 186H55V185H54ZM64 186H65V185H64ZM71 186H72V185H71ZM71 186H70V187H71ZM117 186L119 187L120 184L117 185ZM121 186H122V185H121ZM124 186H125V185H124ZM124 186H123V187H124ZM128 186H132V184L130 185V183H129ZM140 186H142V185H140ZM150 186H151V185H150ZM152 186H155V185H152ZM177 186H178V185H177ZM181 186H182V185H181ZM181 186H180V188H181ZM185 186H186V185H185ZM185 186H184V187H185ZM203 186H204V185H203ZM214 186H216V187L218 186V187H219V185H217L216 183H215ZM227 186H228V184H227ZM230 186H231V185H230ZM240 186H241V185H240ZM3 187H4V186H2L1 188H3ZM6 187H7V186H6ZM8 187L11 188V186H9V185H8ZM19 187H21V186H19ZM34 187H35V186H34ZM61 187H62V186H61ZM67 187H68V185H67ZM67 187H66V188H67ZM72 187H73V186H72ZM74 187H75V186H74ZM84 187H85V186H84ZM90 187H91V186H90ZM109 187H110V186H109ZM126 187H127V186H126ZM126 187H125V188H126ZM132 187H133V186H132ZM132 187H130V190L132 189ZM134 187H136V186H134ZM134 187H133V188H134ZM144 187H143V188H144ZM187 187H189V186L187 185ZM191 187H192V186H190V188H191ZM195 187L197 188V186H195ZM195 187H193V188H195ZM207 187H208V186H207ZM218 187H217L216 189H218ZM228 187H229V186H228ZM248 187H249V186H248ZM251 187H252V185H251ZM256 187H257V184H256ZM15 188H16V186H15ZM30 188H32V186H30ZM37 188H38V187H37ZM57 188H59V186H58ZM57 188H56V189H57ZM88 188H89V187H88ZM113 188H114V187H113ZM119 188H120V187H119ZM149 188H150V187H149ZM151 188H152V187H151ZM151 188H150V189H151ZM153 188H154V187H153ZM162 188H164V187H162ZM170 188H171V186H170ZM177 188H178V187H177ZM185 188H186V187H185ZM196 188H195V189H196ZM212 188H213V186H212ZM220 188H221V187H220ZM224 188H225V189H223V190H225V194H224L223 190L220 191V192H221V193L223 192V194L226 195V193H227V192H226V187H224ZM239 188H240V187H239ZM239 188H238V189H239ZM241 188H242V187H241ZM241 188H240V189H241ZM246 188H247V187H246ZM261 188H263V187H261ZM33 189H35V188H33ZM40 189H41V188H40ZM59 189H60V188H59ZM61 189H62V188H61ZM68 189H69V188H68ZM68 189H67V190H68ZM76 189H77V188H76ZM89 189H90V192H91L92 189H91V188H89ZM100 189H101V188H100ZM103 189H104V188H103ZM108 189H109V188H108ZM108 189H107V190H108ZM134 189H135V188H134ZM146 189H147V188H146ZM150 189H147V191H148V192H151V191H149ZM166 189H167V187H166ZM182 189H183V187H182ZM188 189H189V188H188ZM188 189H185L184 191L186 192ZM204 189H205V187H204ZM210 189H211V188H210ZM214 189H215V188H214ZM214 189H212V190H214ZM216 189H215V190H216ZM234 189H235V188H234ZM244 189H245V188H244ZM252 189H253V188H252ZM254 189H255V188H254ZM254 189H253V190H254ZM258 189H260V188H258ZM9 190H10V189H9ZM13 190H14V189H13ZM36 190H37V189H36ZM38 190H39V189H38ZM42 190H43V189H42ZM44 190H45V188H44ZM57 190H58V189H57ZM71 190H72V189H71ZM73 190H74V189H73ZM107 190H106V191H107ZM118 190H119V189H118ZM121 190H122V189H121ZM137 190L140 191L141 189L139 188V189H137ZM137 190L135 189V190H133V192H134V191L137 192ZM144 190H145V188H144ZM153 190H155V188H154ZM157 190H158V189H157ZM163 190H164V189H163ZM167 190H169V188H168ZM172 190H173V189H172ZM189 190H190V189H189ZM191 190H192V189H191ZM206 190H207V188H206ZM215 190H214V191H215ZM219 190H220V189H219ZM242 190H243V188H242ZM242 190H241V191H242ZM248 190H250V189H248ZM248 190H247V191H248ZM253 190H252V191H253ZM260 190H261V189H260ZM16 191H17V189H16ZM16 191H15V192H16ZM45 191H46V190H45ZM61 191H62V190H61ZM63 191H64V190H63ZM63 191L60 192V194H61V193L64 194ZM76 191H77V190H76ZM79 191H81V190H80V187H79ZM85 191H87L86 188H85ZM102 191H103V190H102ZM102 191H101V193H102ZM109 191H110V190H109ZM123 191H124V190H123ZM126 191H128L127 188H126ZM131 191H132V190H131ZM131 191H130V193H131ZM141 191H142V190H141ZM155 191H156V190H155ZM161 191H162V190H161ZM169 191H170V190H169ZM179 191H180V190H179ZM194 191H195V190H194ZM216 191H217V190H216ZM233 191H234V190H233ZM237 191H238V190L236 189V192H237ZM255 191H256V190H255ZM257 191H258V190H257ZM257 191H256V192H257ZM261 191H262V190H261ZM10 192H11V191H10ZM10 192H9V194H10ZM20 192H21V190H20ZM24 192H25V191H24ZM24 192H23V193H24ZM26 192H27V188H26ZM28 192H29V191H28ZM36 192L38 193V191H36ZM42 192H43V191H42ZM47 192H48V191H47ZM53 192H54V191H53ZM56 192L58 193L59 191H56ZM88 192H89V190H88ZM93 192H94V190H93ZM97 192H98V190H97ZM128 192H129V191H128ZM128 192H127V193H128ZM136 192H135V194H131V195H129L128 197H124V199H123V203H124V205H127V204H128V205L131 206V207H137V206L140 205V202H141L142 200H141L140 198H138L139 193L137 194ZM143 192H146V190L143 191ZM170 192H172V191H170ZM181 192H183V190H182ZM181 192H180V193H181ZM185 192H183V193L185 194ZM189 192H190V191H189ZM205 192H206V191H205ZM207 192H208V191H207ZM220 192L218 191V193H219L220 196H221V193H220ZM259 192H260V191H258V193H259ZM1 193H2V192H1ZM4 193H5V192H4ZM12 193H13V191L11 192V194H12ZM16 193H17V192H16ZM23 193H21V195H22ZM30 193H33V192H30ZM40 193H41V190H40ZM44 193H45V192H44ZM50 193H51V192H50ZM67 193H68V191H67ZM70 193H71V191H70ZM70 193H69V194H70ZM76 193H77V192H76ZM103 193H104V192H103ZM103 193H102V195H103ZM116 193H117V191H116ZM118 193H119V192H118ZM124 193H125V192H124ZM175 193H176V192H175ZM177 193H178V192H177ZM180 193H179V194H180ZM197 193H198V191H197ZM197 193H196V194H197ZM230 193H233L232 190L229 191V194H230ZM234 193H235V192H234ZM234 193H233V197H234ZM240 193H241V192H240ZM240 193H239V195H241ZM242 193H243V192H242ZM244 193H245V192H244ZM244 193H243V194H244ZM249 193H250V192H249ZM251 193H252V192H251ZM9 194H7V195H9ZM13 194H14V193H13ZM58 194H59V193H58ZM72 194H73V193H72ZM84 194H86V193H84ZM89 194H90V193H89ZM89 194H88V195H89ZM92 194H93V193H92ZM92 194H91V195H92ZM113 194H114V192H113ZM136 194H137V195H136ZM140 194H141V192H140ZM143 194H144V193H142V195H143ZM148 194H149V193H148ZM151 194H153V193H151ZM155 194H156V192H155ZM161 194H162V193H161ZM170 194H171V193H170ZM196 194H195V195L193 194V195L196 197ZM198 194H200V193H198ZM205 194H207V193H204V195H205ZM209 194H210V193H209ZM209 194H208V195H209ZM211 194H212V193H211ZM213 194H214V193H213ZM229 194H228V196H231V197H232V194H230V195H229ZM235 194H236V193H235ZM243 194H242V195H243ZM247 194H248V193H247ZM247 194H244V195H245V199H247V198H246ZM263 194H264V193H263ZM18 195H19V194H18ZM26 195H27V194H26ZM37 195H38V194H37ZM43 195H44V194H43ZM43 195H42V196H43ZM46 195H48V193H47ZM46 195H45V196H46ZM54 195H55V194H54ZM70 195H71V194H70ZM75 195H76V194H75ZM77 195H78V194H77ZM79 195H81V194H79ZM94 195H96V193H95ZM111 195H112V194H111ZM111 195H110V196H111ZM142 195H140V196H142ZM145 195H146V194H145ZM163 195H164V194H162V196H163ZM174 195H175V194H174ZM182 195H183V194H182ZM186 195H187V197H188L189 194L186 193L185 196H186ZM208 195H207V196H202V195H200V197L202 196L203 198H204V197L207 198ZM215 195H216L215 197H217V194H216V193H215ZM239 195H238V196H239ZM248 195H249V194H248ZM255 195H256V194H255ZM260 195H261V193H260ZM15 196L17 197V195H15ZM22 196H24L23 198H26L25 195H22ZM31 196H32V195H31ZM52 196H53V195H52ZM55 196H56V195H55ZM66 196H68V195H66ZM66 196H63V197L65 198ZM85 196H86V195H85ZM92 196H93V195H92ZM96 196H97V195H96ZM117 196H118V195H117ZM122 196H125V194H122ZM152 196H154V195H152ZM152 196H151V197H152ZM155 196H156V195H155ZM168 196H169V195H168ZM183 196H184V195H183ZM189 196H190V195H189ZM210 196H211V195H210ZM210 196H209V198H210ZM212 196H213V195H212ZM252 196H253V195H252ZM0 197H1V196H0ZM10 197H11V196H10ZM38 197L40 198V196H38ZM38 197H37V199H38ZM59 197H60V196H59ZM61 197H62V196H61ZM68 197H70V196H68ZM74 197H75V196H74ZM90 197H91V196H90ZM104 197H105V196H104ZM107 197H108V196H107ZM114 197H115V196H114ZM142 197H143V198H142L143 200H144V198H146V196H145V197L142 196ZM148 197H149V196H148ZM158 197H159V195H158ZM163 197H164V196H163ZM175 197H176V196H175ZM190 197H191V196H190ZM192 197H193V196H192ZM243 197H244V196H243ZM256 197H258V194H257ZM259 197H260V196H259ZM17 198H18V197H17ZM23 198H22V199L20 198V199L23 201ZM28 198H30L29 195H28ZM43 198H44V197H43ZM48 198H49V197H48ZM75 198H76V197H75ZM86 198H87V197H86ZM120 198H121V197H120ZM152 198H153V197H152ZM156 198H157V197H156ZM188 198H189V197H188ZM198 198H199V196H198ZM206 198H205V199H206ZM217 198H218V197H217ZM217 198H216V202H217ZM220 198H221V197H219V200H222V199H220ZM222 198H223V197H222ZM227 198H228V197H227ZM234 198H235V197H234ZM234 198H233V199H234ZM238 198H239V197H238ZM20 199H19V200H20ZM46 199H47V198H46ZM55 199H56V198H55ZM55 199H54V200H55ZM67 199H68V198H67ZM70 199H71V198H70ZM90 199H92V198H90ZM96 199H97V198H96ZM104 199H106V198H104ZM109 199H110V197H109ZM138 199H140L141 201H139ZM148 199H149V198H148ZM161 199H162V198H161ZM163 199H164V198H163ZM182 199H183V198H182ZM185 199H186V197H185ZM207 199H208V198H207ZM207 199H206V200H207ZM211 199H212L211 201H213V199H215V198L213 197V198H211ZM228 199H229L230 201L232 200V199H230V198H228ZM239 199H241V198H239ZM239 199H238V200H239ZM6 200H8V199H6ZM6 200H4V201H6ZM12 200H13V199H12ZM27 200H28V199H27ZM27 200H26V201H27ZM44 200H45V199H43V202H44ZM56 200H57V199H56ZM65 200H66V199H65ZM68 200H69V199H68ZM72 200H73V199H72ZM79 200H80V199H78V202H79ZM84 200H85V198H84ZM97 200H98V199H97ZM102 200H103V199H102ZM110 200H111V199H110ZM113 200H114V199H113ZM116 200H117V198H116ZM146 200H147V199H145V202H146ZM171 200H172V198H171ZM171 200H170V201H171ZM183 200H184V199H183ZM198 200H199V199H198ZM201 200H202V199H201ZM209 200H210V199H209ZM225 200H226V199H225ZM225 200H223V203H224ZM259 200H260V199H259ZM0 201H2V200H0ZM8 201H10V198H9ZM41 201H42V199H41ZM47 201H48V200H47ZM58 201H59V200H58ZM58 201H57V202H58ZM60 201H61V200H60ZM62 201H63V200H62ZM81 201H82V198H81ZM87 201H88V199H87ZM100 201H101V200H100ZM105 201H106V200H105ZM156 201H157V200H156ZM165 201H167V200H165ZM184 201H186V200H184ZM184 201L181 200L182 203H183ZM192 201H193V203H194L195 198H194V200H193V198H192ZM192 201H190V202H192ZM211 201H210V202H211ZM246 201H248V200H246ZM254 201H256V199H254ZM260 201L262 202V200H260ZM72 202H73V201H72ZM74 202L76 203V200H75ZM90 202H91V200H90ZM101 202H102V201H101ZM110 202H111V201H110ZM145 202H143V203H145ZM151 202L153 203V201H151ZM151 202H150V203H151ZM154 202H155V200H154ZM177 202H178V201H177ZM187 202H188V201H187ZM196 202H197V200H196ZM200 202H201V201H200ZM213 202L216 203L215 201H213ZM213 202H212V203H213ZM218 202H219V201H218ZM221 202H222V201H220V206H222V204H223V203L221 204ZM227 202H229V201L226 200L225 203H227ZM233 202H234V201H233ZM240 202H242V200H240ZM250 202H251V201H250ZM257 202L259 203V201H257ZM261 202H260V204H261ZM11 203H12V202H11ZM18 203H19V202H18ZM21 203H22V202H21ZM34 203H35V202H34ZM47 203H48V202H47ZM50 203H51V202H50ZM66 203H67V202H66ZM70 203H71V202H70ZM87 203H88V202H87ZM93 203H94V202H93ZM97 203H98V202H97ZM102 203H103V202H102ZM108 203H109V202H108ZM115 203H116V202H115ZM146 203H147V202H146ZM158 203L161 204V201L158 202ZM165 203H166V202H165ZM165 203H164V204H165ZM170 203H171V202H170ZM182 203H181V204H182ZM203 203H205V202L203 201ZM208 203H209V201H208ZM208 203H207V204H208ZM231 203H232V202H231ZM237 203H239V202H237ZM237 203H236V205H237ZM243 203H245V200H244ZM1 204H2V203H1ZM1 204H0V205H1ZM22 204H23V203H22ZM29 204H30V203H29ZM42 204H43V203H42ZM44 204H45V203H44ZM48 204H49V203H48ZM58 204H59V202H58ZM61 204H62V203H61ZM68 204H69V203H68ZM71 204L73 205V203H71ZM78 204H79V203H78ZM83 204H84V202H83ZM89 204H90V203H89ZM89 204H88V205H89ZM113 204H114V203H113ZM148 204H149V200H148ZM155 204H156V203H155ZM160 204H158V205H160ZM164 204L162 203V205H164ZM167 204H169V203H166V205H167ZM173 204H175V202H174ZM173 204H171V205H173ZM183 204H184V203H183ZM185 204H186V202H185ZM189 204H191V203H189ZM194 204L196 205L197 203H194ZM218 204H219V203H218ZM233 204H234V203H233ZM256 204H257V203H256ZM263 204H264V203H262V205H263ZM15 205H16V204H15ZM15 205H14V206H15ZM25 205H26V203L24 204V207H25ZM27 205H28V204H27ZM33 205H34V204H33ZM36 205H37V204H36ZM40 205H41V204H40ZM40 205H39V206H40ZM50 205H51V204H50ZM53 205H54V204H53ZM55 205H56V204H55ZM75 205H76V204H75ZM85 205H86V204H85ZM88 205H87V206H88ZM91 205H92V204H91ZM94 205H95V204H94ZM94 205H93V206H94ZM106 205H107V203H106ZM106 205H105V206H106ZM111 205H112V204H111ZM124 205H123V206H124ZM135 205H136V206H135ZM141 205H143V204H141ZM149 205H150V204H149ZM156 205H157V204H156ZM175 205H176V204H175ZM186 205H187V204H186ZM186 205H183V206H186ZM198 205H199V203H198ZM239 205H240V204H239ZM241 205H242V204H241ZM243 205H245V204H243ZM16 206H17V205H16ZM18 206H19V205H18ZM18 206H17V207H18ZM43 206H44V205H43ZM62 206H64V205H62ZM65 206H66V205H65ZM76 206H77V205H76ZM95 206H96V205H95ZM99 206H100V204H99ZM99 206H97V207L99 208ZM102 206H103V205H102ZM105 206H104V207H105ZM107 206H108V205H107ZM112 206H113V205H112ZM112 206H111V208H113ZM116 206H117V205H116ZM153 206H155V205L153 204ZM164 206H165V205H164ZM173 206H174V205H173ZM210 206H211V205H210ZM210 206H208V207H210ZM214 206H215V205H214ZM216 206H217V205H216ZM216 206H215V207H216ZM225 206H227V205H225ZM228 206H229V208H230V204H229V203H228ZM257 206H258V205H257ZM263 206H264V205H263ZM263 206H259V207L261 208V207H263ZM10 207H11V206H10ZM17 207H16V208H17ZM26 207H28V206H26ZM33 207H35V205H34ZM33 207H32V208H33ZM36 207H37V206H36ZM49 207H50V206H49ZM53 207H54V206H53ZM56 207L58 208V205H57ZM59 207H60V205H59ZM68 207H69V205H68ZM72 207H73V206H72ZM82 207H83V206H82ZM100 207H101V206H100ZM119 207H120V206H119ZM121 207H122V205H121ZM131 207H130V209H131ZM144 207H145V206H144ZM148 207H149V206H148ZM150 207H151V206H150ZM159 207H160V206H159ZM181 207H182V206H181ZM186 207H187V206H186ZM192 207H194V205H193ZM192 207H191V208H192ZM196 207H197V206H196ZM200 207H201V206H200ZM200 207H199V209H200ZM206 207H207V206H206ZM217 207L219 208V210L217 209L218 211H216V210H215V211L218 212V214H219V212H220V208H221V207H219V206H217ZM235 207H236V206H235ZM235 207L233 206V210H235V209H234ZM237 207H238V206H237ZM247 207H248V206H246V209H247V211H248V208H247ZM251 207H252V206H251ZM251 207H250V208H251ZM253 207L255 208L254 205H253ZM14 208H15V207H14ZM14 208H13V209H14ZM16 208H15V209H16ZM18 208H20V207H18ZM50 208H51V207H50ZM62 208H63V207H62ZM75 208H76V207H75ZM86 208H87V207H86ZM115 208H116V207H115ZM122 208H123V207H122ZM128 208H129V207H128ZM154 208H155V207H154ZM177 208H178V207H177ZM184 208H185V207H184ZM187 208H188V207H187ZM191 208H190V209H191ZM202 208H203V207H202ZM204 208H205V207H204ZM212 208H213V207H212ZM239 208H241V207H239ZM242 208H245V207H242ZM3 209H5V208H3ZM13 209H11V210H13ZM20 209H21V208H20ZM23 209H24V208H23ZM27 209H28V208H27ZM35 209H36V208H35ZM39 209H40V208H39ZM39 209H38V210H39ZM67 209H68V208H67ZM78 209H80V208L78 207ZM95 209H97V208H95ZM101 209H104V208H101ZM105 209H106V208H105ZM125 209H126V208H125ZM125 209H124V210H125ZM140 209H141V208H140ZM146 209H147V207H146ZM156 209H158V208H156ZM171 209H172V208H171ZM171 209H170V210H171ZM174 209H175V208H174ZM179 209H180V208H179ZM182 209H183V208H182ZM192 209H193V208H192ZM197 209H198V207H197ZM197 209H196V210H197ZM205 209L207 210V208H205ZM210 209H211V207H210ZM214 209H215V208H214ZM223 209H224V208L222 207V209H221L222 213H223V212H226V214H227V211H230V210L223 211ZM225 209H226V208H225ZM227 209H228V208H227ZM230 209H231V208H230ZM1 210H2V209H0V211H1ZM7 210H8V209H7ZM9 210H10V208H9ZM17 210H18V209H17ZM17 210H15V211L17 212ZM42 210H43V208H42ZM57 210H58V209H57ZM65 210H66V209H65ZM75 210H77V209H75ZM98 210H100V208H99ZM113 210H114V208H113ZM120 210H121V208H120ZM122 210H123V209H122ZM137 210H138V208H137ZM151 210H152V209H151ZM166 210H167V209H166ZM170 210L168 209V211H170ZM184 210H185V209H183V211H184ZM201 210H202V209H201ZM201 210H200V211H201ZM236 210H237V208H236ZM238 210H239V209H238ZM240 210H241V209H240ZM18 211H19V210H18ZM24 211H25V210H24ZM31 211H33V210H31ZM34 211H35V210H34ZM34 211H33V212H34ZM40 211H41V210H40ZM40 211H39V213H40ZM59 211H60V208H59ZM71 211H73V210H71ZM83 211H84V210H83ZM107 211H108V210H107ZM110 211H111V210H110ZM115 211H116V210H115ZM118 211H119V210H118ZM135 211H136V210H135ZM138 211H139V210H138ZM141 211H142V210H140L139 212H141ZM147 211H149V210L147 209ZM157 211H158V210H157ZM163 211H164V210H163ZM172 211H173V210H172ZM177 211H178V209H177ZM180 211H181V210H180ZM185 211H186V210H185ZM188 211H190V210L188 209ZM188 211H187V212H188ZM191 211H192V210H191ZM197 211H198V210H197ZM207 211H208V210H207ZM209 211H212V210H209ZM231 211H232V209H231ZM231 211H230V212H231ZM242 211H244V209H242ZM249 211H250V210H249ZM11 212H13V211H11ZM22 212H23V211H22ZM35 212H36V211H35ZM48 212H49V210H48ZM52 212H53V211H52ZM61 212H62V211H61ZM61 212H60V213H61ZM66 212H68V211H66ZM78 212H79V211H78ZM78 212H77V213H78ZM81 212H82V211H81ZM87 212H88V210H87ZM91 212L93 213V211H91ZM91 212H90V213H91ZM100 212H101V211H100ZM120 212H121V211H120ZM126 212H127V211H126ZM142 212H143V211H142ZM160 212H161V210H160ZM165 212H166V211H165ZM187 212H186V214H187ZM194 212H195V211H194ZM213 212H214V210H213ZM213 212H211V215H212ZM216 212H215V213H216ZM234 212H235V211H234ZM234 212H233V213H234ZM240 212H241V211H240ZM258 212H259V211H258ZM0 213H1V212H0ZM3 213H4V210H3ZM7 213H8V212H7ZM19 213H20V212H19ZM26 213H27V211H26ZM28 213H30V212H28ZM28 213H27V214H28ZM31 213H32V212H31ZM49 213H50V212H49ZM58 213H59V212H58ZM58 213H57V215H59V218H60V214H58ZM62 213H63V212H62ZM62 213H61V214H62ZM74 213H76V211H75ZM98 213H99V212H98ZM133 213H134V212H133ZM133 213H130V214H129L130 217H133V216H131V214H133ZM136 213H138V212H135V214H136ZM151 213H152V211H151ZM171 213H172V212H171ZM178 213H179V212H178ZM183 213L185 214V212H183ZM183 213H182V214H183ZM199 213H200V212H199ZM199 213H198V214H199ZM203 213H204V212H203ZM209 213H210V212H209ZM231 213H232V212H231ZM237 213H238V211H237ZM237 213H236V214H237ZM250 213H251V212H250ZM255 213H256V212H255ZM261 213H262V212H261ZM17 214H18V212H17ZM20 214H21V213H20ZM23 214H25V212H24ZM33 214H34V213H33ZM36 214H37V213H36ZM42 214H43V213H42ZM64 214H65V213H64ZM67 214H68V213H67ZM69 214H70V213H69ZM81 214H83V213H81ZM94 214H95V213H94ZM121 214H122V213H121ZM138 214H140V213H138ZM149 214H150V213H149ZM157 214H158V213H156V216H158ZM176 214H177V213H176ZM195 214H196V213H195ZM195 214H194V215H195ZM216 214H217V213H216ZM223 214H224V213H223ZM229 214H230V213H229ZM240 214H241V213H240ZM240 214H239V215H240ZM242 214H243V213H242ZM242 214H241V215H242ZM4 215H5V214H4ZM14 215H16V214H14ZM21 215H22V214H21ZM29 215H30V214H29ZM29 215H28V216H29ZM47 215H48V214H47ZM54 215H55V214H54ZM54 215L52 216L53 218H54ZM72 215H73V214H72ZM91 215H92V214H91ZM118 215H119V214H118ZM123 215H124V214H123ZM143 215H145V212H144ZM153 215H154V213H153ZM153 215H152V216H153ZM161 215H162V214H161ZM171 215H172V214H171ZM174 215H175V213H174ZM191 215H192V214H191ZM191 215H190V216H191ZM194 215H193V216H194ZM207 215H208V213H207ZM224 215H225V214H224ZM230 215H231V214H230ZM250 215L255 216L254 213H253V214H250ZM18 216H19V215H18ZM24 216H25V215H24ZM31 216H32V214H31ZM34 216H35V215H34ZM34 216H33V218H34ZM40 216H41V215H40ZM69 216H70V215H69ZM76 216H77V215H76ZM89 216H90V215H89ZM92 216H93V215H92ZM97 216H98V215H97ZM106 216H107V215H106ZM106 216H105V217H106ZM108 216H109V215H108ZM159 216H160V214H159ZM163 216H164V215H163ZM168 216H169V215H168ZM180 216H181V214H180ZM199 216H200V215H199ZM208 216H209V215H208ZM213 216H215L214 213H213ZM216 216H217V215H216ZM227 216H228V215H227ZM227 216H226V217H227ZM242 216H243V215H242ZM258 216H259V215H258ZM263 216H264V215H263ZM0 217L3 218L2 216H0ZM5 217H7V216L5 215ZM11 217H12V216H11ZM48 217H49V215H48ZM52 217L50 216V218H52ZM62 217H63V214H62ZM62 217H61V218H62ZM72 217H73V216H72ZM83 217H84V216H83ZM86 217H88V216H86ZM94 217H95V215H94ZM117 217H118V216H117ZM119 217H120V216H119ZM128 217H129V216H128ZM142 217H143V216H142ZM150 217H151V216H150ZM153 217H154V216H153ZM153 217H151V218H153ZM169 217H170V216H169ZM169 217H168V218H169ZM182 217H183V216H182ZM211 217H212V216H211ZM223 217H224V216H223ZM229 217H230V216H229ZM244 217H245V216H244ZM261 217H262V216H261ZM261 217H259V218H260L261 220H263V217H262V218H261ZM12 218H13V217H12ZM26 218H27V217H26ZM26 218H25V219H26ZM46 218H47V216H46ZM53 218H52V219H53ZM55 218H57V216H56ZM55 218H54V219H55ZM65 218H66V215H65ZM65 218H64V219H65ZM90 218H92V217H90ZM96 218H97V217H96ZM103 218H104V217H103ZM133 218H134V217H133ZM135 218H136V216H135ZM145 218L147 219V217H145ZM168 218H167V219H168ZM171 218H172V217H171ZM179 218H181V217H179ZM189 218H190V217H189ZM212 218H213V217H212ZM220 218H221V216H220ZM220 218H219V219H220ZM232 218H234V216H232ZM238 218H240V216H239ZM249 218H250V217H249ZM251 218H252V217H251ZM257 218H258V217H257ZM259 218H258V219H259ZM3 219H5V218H3ZM3 219H2V223H3ZM9 219H11V218H9ZM25 219H24V220H25ZM62 219H63V218H62ZM64 219H63V220H64ZM67 219H68V218H67ZM75 219H76V218H75ZM104 219H105V218H104ZM117 219H119V218H117ZM130 219H131V218H130ZM142 219H143V218H142ZM155 219H156V218H155ZM173 219H174V218H173ZM177 219H178V218H177ZM222 219H224V218H222ZM235 219H236V218H235ZM252 219H254V218H252ZM5 220H6V219H5ZM13 220H14V219H13ZM15 220H17L16 217H15ZM28 220H29V219H28ZM32 220H33V219H32ZM38 220H39V218H38ZM38 220H37V221H38ZM46 220H47V219H46ZM56 220H57V219H56ZM56 220H55V221H56ZM65 220H66V219H65ZM68 220H69V219H68ZM73 220H74V219H73ZM89 220H90V219H89ZM99 220H100V219H99ZM105 220H106V219H105ZM107 220H108V219H107ZM131 220H132V219H131ZM144 220H145V219H144ZM171 220H172V219H171ZM180 220H181V219H180ZM208 220L211 221V219H209V218H208ZM215 220H216V219H215ZM228 220H229V219H228ZM230 220H231V219H230ZM230 220H229V221H230ZM238 220H239V219H238ZM243 220H244V219H242V221H243ZM245 220H246V219H245ZM249 220H250V219H249ZM11 221H12V220H11ZM25 221H26V220H25ZM49 221H50V219H49ZM66 221H67V220H66ZM69 221H71V220H69ZM81 221H82V220H81ZM86 221H88V218H87ZM86 221H85V222H86ZM92 221L95 222V220H92ZM116 221H117V220H116ZM116 221H115V222H116ZM123 221H125V220H123ZM149 221H150V220L148 219V222H149ZM152 221H153V220H152ZM158 221H160V220H158ZM161 221H162V220H161ZM197 221H198V220H197ZM221 221H222V220H221ZM226 221H227V220H226ZM235 221H236V220H235ZM246 221H247V220H246ZM251 221H253V223L255 222V220H251ZM263 221H264V220H263ZM263 221H262V222H263ZM9 222H10V220H8V223H9ZM17 222H19V220H18ZM21 222H22V221H20L19 223H21ZM26 222H27V221H26ZM50 222H51V221H50ZM57 222H59V221H57ZM76 222H77V221H76ZM79 222H80V221H79ZM82 222H83V221H82ZM97 222H98V221H97ZM101 222H102V221H101ZM104 222H105V221H104ZM108 222H109V221H108ZM119 222H120V221H119ZM132 222H133V221H132ZM179 222H180V221H179ZM215 222H216V221H215ZM215 222H214V223H215ZM224 222H225V220H224ZM248 222H250V221H248ZM256 222H257V220H256ZM260 222H261V221H260ZM262 222H261V223H262ZM28 223H29V222H28ZM30 223H31V222H30ZM37 223L39 224V222H37ZM42 223H43V222H42ZM74 223H75V222H74ZM88 223H89V222H88ZM106 223H107V222H106ZM113 223H114V220H113ZM124 223H125V222H124ZM126 223H127V222H126ZM150 223H151V222H150ZM163 223H164V222H163ZM170 223H171V221H170ZM174 223H175V222H174ZM182 223H184V222H182ZM208 223H209V222H208ZM208 223H207V225H208ZM219 223H220V222H219ZM221 223H222V222H221ZM229 223H230V222H229ZM232 223H233V221H232ZM234 223H235V222H234ZM237 223H239V222H237ZM261 223H260V224H261ZM3 224H5V222H4ZM16 224H17V223H16ZM22 224H24V222H23ZM38 224H37V225H38ZM61 224H63V223H61ZM69 224H70V222H69ZM78 224H80V223H78ZM110 224H111V223H110ZM110 224H109V225H110ZM119 224H120V223H119ZM122 224H123V223H122ZM128 224H129V223H128ZM130 224H133V223H130ZM142 224H143V223H142ZM159 224H160V223H159ZM167 224H168V222H167ZM171 224H172V223H171ZM180 224H181V223H180ZM215 224H216V223H215ZM246 224H247V222H246ZM250 224H251V223H249V225H250ZM256 224H258V222H257ZM256 224L254 223L253 225H256ZM260 224H259V226H261ZM263 224H264V223H263ZM263 224H262V226H263ZM7 225H8V224H7ZM13 225H14V224H13ZM27 225H29V224H27ZM45 225H46V224H45ZM72 225H73V224H72ZM91 225H92V224H91ZM91 225H90V226H91ZM138 225H139V224H138ZM138 225H137V226H138ZM150 225H151V224H150ZM154 225H155V222H154ZM154 225H153V226H154ZM168 225H169V224H168ZM175 225H176V224H175ZM175 225H174V226H175ZM177 225H178V224H177ZM189 225H190V224H189ZM219 225H220V224H219ZM231 225H232V224H231ZM240 225H241V224H240ZM247 225H248V224H247ZM253 225H252V227H253ZM5 226H6V225H5ZM5 226H4V227H5ZM10 226H11V225H10ZM19 226H21V225H19ZM24 226H25V225H24ZM24 226H23V229H25ZM38 226H39V225H38ZM41 226H42V225H41ZM64 226H65V225H64ZM70 226H71V225H70ZM70 226H69V227H70ZM84 226H85V225H84ZM86 226H87V225H86ZM95 226H97V225L95 224ZM107 226H108V225H107ZM114 226H115V225H114ZM117 226H118V225H117ZM143 226H144V225H143ZM145 226H146V225H145ZM148 226H149V225H148ZM151 226H152V225H151ZM156 226H158V225H156ZM160 226H161V225H160ZM162 226H163V225H162ZM170 226H171V225H170ZM197 226H198V225H197ZM212 226H213V225H212ZM259 226H258V227H259ZM16 227H17V226H16ZM26 227H27V226H26ZM30 227L32 228V225L29 226V228H30ZM47 227H48V226H47ZM87 227H88V226H87ZM87 227H86V228H87ZM100 227H101V226H100ZM103 227H104V226H103ZM103 227H102V228H103ZM111 227H112V226H111ZM130 227H131V226H129V228H130ZM139 227H140V226H139ZM146 227H147V226H146ZM191 227H192V225L190 226V228H191ZM195 227H196V226H195ZM216 227H218V226H216ZM228 227H230V224L228 225ZM236 227H237V226H236ZM242 227H244V226H242ZM245 227H246V226H245ZM247 227L249 228V226H247ZM247 227H246V228H247ZM252 227H251V228H252ZM263 227H264V226H263ZM0 228H1V227H0ZM6 228H7V227H6ZM29 228H28V229H29ZM65 228H66V227H65ZM91 228H93V227H91ZM98 228H99V227H98ZM105 228H106V227H105ZM116 228H117V227H116ZM118 228H119V226H118ZM118 228H117V229H118ZM129 228H128V229H129ZM135 228H136V226H135ZM137 228H138V227H137ZM156 228H157V227H156ZM170 228H171V227H170ZM187 228H188V227H187ZM196 228H198V227H196ZM220 228H221V225H220ZM231 228H232V227H231ZM8 229H10V231H11V230L14 229V228L11 229V228L9 227ZM8 229H7V231H8ZM18 229L20 230V227H18L17 230H18ZM21 229H22V227H21ZM26 229H27V228H26ZM28 229H27V230H28ZM32 229H33V228H32ZM66 229H67V228H66ZM68 229H70V228H68ZM71 229L73 230L74 228H71ZM76 229H78V228H76ZM76 229H75V231H76ZM84 229H85V227H84ZM103 229H104V228H103ZM103 229H102V230H103ZM138 229H139V228H138ZM138 229H137V230H138ZM140 229H141V228H140ZM142 229H143V228H142ZM153 229H154V228H153ZM159 229H160V228H159ZM164 229H165V227H164ZM166 229H167V228H166ZM172 229H173V228H172ZM172 229H171V230H172ZM182 229H185V228L183 227ZM215 229H217V228H215ZM232 229H233V228H232ZM238 229H239V228H238ZM241 229H243V228H241ZM261 229H262V228H261ZM261 229H260V230H261ZM1 230H2V229H1ZM15 230H16V229H15ZM19 230H18V231H19ZM27 230H26V231H27ZM34 230H35V229H34ZM46 230L48 231V228H46ZM46 230H45V231H46ZM86 230H87V229H86ZM91 230H92V229H91ZM99 230H100V229H99ZM113 230H115V229H113ZM124 230H125V229H123V231H124ZM130 230H131V229H130ZM161 230H162V229H161ZM168 230H170V229H168ZM171 230H170V231H171ZM191 230H192V229H191ZM193 230H194V229H193ZM193 230H192V231H193ZM220 230H222V229H220ZM230 230H231V229H230ZM239 230H240V229H239ZM239 230H238V231H239ZM243 230H244V229H243ZM249 230H251V229H249ZM256 230H257V228H256ZM256 230H251V231H256ZM2 231H3V230H2ZM28 231H30V230H28ZM31 231H32V230H31ZM31 231H30V232H31ZM42 231H43V230H42ZM80 231H81V229H80ZM96 231H97V230H96ZM106 231H107V230H106ZM108 231H109V230H108ZM116 231H117V230H116ZM126 231H127V229H126ZM131 231H132V230H131ZM139 231H140V230H139ZM152 231H153V230H152ZM154 231H155V230H154ZM156 231H158V230H156ZM163 231H164V230H163ZM170 231H168V232L170 233ZM174 231L176 232V230H174ZM174 231H172V232L175 233ZM178 231H179V229H178ZM180 231H181V229H180ZM183 231H184V230H183ZM208 231H209V230H208ZM217 231L219 232V230H217ZM222 231H224V229H223ZM228 231H229V229H228ZM238 231H236V232H238ZM240 231H241V230H240ZM257 231H258V230H257ZM263 231H264V230H263ZM0 232H1V231H0ZM3 232H4V231H3ZM16 232H17V231H16ZM23 232H24V231H23ZM37 232H38V231H37ZM58 232H59V231H58ZM62 232H64V230H63ZM71 232H72V231H71ZM77 232L79 233V231H77ZM102 232H103V231H102ZM114 232H115V231H114ZM120 232H122V230H121ZM129 232H130V231H129ZM144 232H145V231H144ZM146 232L148 233V231H146ZM164 232H165V231H164ZM181 232H182V231H181ZM232 232L235 233V230H233ZM243 232H244V231H243ZM249 232H250V231H249ZM249 232H247V233H249ZM19 233H20V232H19ZM21 233H22V231H21ZM21 233H20V234H21ZM31 233H32V232H31ZM33 233H34V232H33ZM41 233H42V232H41ZM60 233H61V231H60ZM90 233H91V232H90ZM99 233H100V232H99ZM99 233H98V234H99ZM108 233H109V232H108ZM108 233H107V234H108ZM155 233H156V232H155ZM159 233H160V232H159ZM162 233H163V232H162ZM173 233H172V234H173ZM210 233H213V232H210ZM222 233H224V232H222ZM234 233H233V234H234ZM240 233H241V232H240ZM252 233H254V232H252ZM260 233H261V231H260ZM260 233H259V231H258V234H260ZM1 234H2V233H0V235H1ZM5 234H6V232H5ZM9 234H11V233H9ZM34 234H35V233H34ZM67 234H68V233H67ZM67 234H66V235H67ZM69 234H70V232H69ZM75 234H76V233H75ZM79 234H83V233H79ZM91 234H92V233H91ZM104 234H105V233H104ZM118 234H121V233H118ZM140 234H141V233H140ZM140 234H139V235H140ZM144 234L147 235L146 233H144ZM163 234H164V233H163ZM166 234H167V232L165 233V235H166ZM189 234H190V232H189L187 235H189ZM225 234H226V232H225ZM230 234H231V233H230ZM233 234H232V235H233ZM238 234H239V233H238ZM262 234H263V233H262ZM2 235H4V234H2ZM16 235H17V234H16ZM21 235H22V234H21ZM37 235H38V234H37ZM39 235L41 236V234H39ZM43 235H44V234H43ZM53 235H54V234H53ZM66 235H65V237H66ZM71 235H73V233H72ZM86 235H87V234H86ZM102 235H103V234H102ZM124 235H125V234H124ZM126 235H127V234H126ZM132 235H133V234H132ZM137 235H138V234H137ZM139 235H138V236H139ZM141 235H142V234H141ZM141 235L139 236V238L142 237ZM156 235H157V233H156ZM174 235H176V234H174ZM191 235H192V234H191ZM198 235H201V234H200V230H199V234H198ZM204 235H205V234H204ZM217 235H219V234H217ZM246 235H247V234H246ZM254 235H255V233H254ZM256 235H257V234H256ZM17 236H18V235H17ZM19 236H20V235H19ZM22 236H23V235H22ZM27 236H28V235H27ZM45 236H46V235H45ZM45 236H44V237H45ZM74 236H75V235H74ZM80 236H81V235H80ZM88 236H89V234H88ZM108 236H110V233H109ZM112 236L114 237V235H112ZM118 236H119V235H118ZM143 236H144V235H143ZM157 236H158V235H157ZM160 236H161V235H160ZM160 236H159V237H160ZM162 236H164V235H162ZM170 236H171V235H170ZM194 236H195V234H194ZM205 236H206V235H205ZM208 236H209V235H208ZM212 236H213V235H212ZM212 236H210V238H211ZM219 236H220V235H219ZM219 236H218V238H219ZM223 236H224V235H223ZM223 236H222V237H223ZM233 236H234V235H233ZM238 236H240V235H238ZM257 236H258V235H257ZM263 236H264V235H263ZM1 237H2V236H1ZM3 237H4V236H3ZM12 237H13V236H12ZM34 237H36V236H34ZM56 237H57V236H56ZM71 237H72V236H71ZM94 237H95V234H94ZM105 237H107V236H105ZM113 237H112V238H113ZM124 237H125V236H124ZM124 237H121V239L119 238V239H120V244H121V245H123L121 240H122V238H124ZM132 237H133V236H132ZM136 237H137V236H136ZM147 237H149V236L147 235ZM147 237H146V238H147ZM153 237H154V236H153ZM155 237H156V236H155ZM166 237H168V236H166ZM177 237H178V236H177ZM180 237H181V236H180ZM201 237L203 238V236H201ZM222 237H221V239H222ZM225 237H227V236L225 235ZM228 237H229V236H228ZM236 237H237V236H236ZM241 237H242V235H241ZM249 237H251V236H249ZM254 237H255V236H254ZM259 237H260V236H258V238H259ZM8 238H9V237H8ZM15 238H16V237H15ZM28 238H29V237H28ZM52 238H53V237H52ZM76 238H77V236H76ZM79 238H80V237H79ZM98 238H99V237H98ZM112 238H111V240L113 241ZM142 238H143V237H142ZM163 238H164V237H163ZM163 238H162V239H163ZM183 238H184V237H183ZM185 238H186V237H185ZM188 238H189V237H188ZM193 238H194V237H193ZM208 238H209V237H208ZM210 238H209V239H210ZM214 238H215V237H214ZM230 238H231V237H230ZM234 238H235V237H234ZM243 238H244V242H245V240H246L247 238L245 239V236H244ZM258 238H257V239H258ZM261 238L263 239V237H260V240H261ZM1 239H3V238H1ZM10 239H11V238H10ZM21 239H22V238H21ZM23 239H24V238H23ZM31 239H32V238H31ZM34 239H35V238H34ZM47 239H48V238H47ZM58 239H59V238H58ZM62 239L64 240L65 238L62 237ZM67 239H68V237H67ZM108 239H109V238H108ZM119 239H118V240H119ZM135 239H136V238H135ZM135 239H134V241H135ZM149 239H150V238H149ZM151 239H152V238H151ZM155 239H156V238H155ZM155 239H153V240H155ZM169 239H170V238H169ZM176 239H177V238H176ZM199 239H200V237H199ZM219 239H220V238H219ZM227 239H228V238H227ZM227 239H226V241H227ZM232 239H233V238H232ZM235 239H236V238H235ZM255 239H256V238H255ZM6 240H7V239H6ZM13 240H14V239H13ZM13 240H12V241H13ZM16 240H17V239H16ZM26 240H27V238H26ZM42 240H43V239H42ZM42 240H41V241H42ZM45 240H46V239H45ZM48 240H49V239H48ZM70 240H72V238H71ZM104 240H105V239H104ZM104 240H103V242H104ZM111 240H107V241H111ZM114 240H115V239H114ZM147 240H148V239H147ZM153 240H152V241H153ZM200 240H201V239H200ZM210 240H211V239H210ZM222 240H223V239H222ZM236 240H238V238H237ZM236 240H235V242H236ZM239 240L241 241V238H240V237H239ZM247 240H248V239H247ZM251 240H252V239H251ZM9 241H10V240H9ZM9 241H8V242H9ZM18 241H19V240H18ZM29 241H30V238H29V240H28L27 242H29ZM53 241L55 242V240H53ZM53 241H52V242H53ZM56 241H57V240H56ZM61 241H62V240H61ZM74 241H75V239H74ZM77 241H78V240H77ZM77 241H75V243H76ZM101 241H102V240H101ZM107 241H106V243H107ZM124 241H128V239H126V240L124 239ZM131 241H132V240H131ZM139 241H140V240H139ZM157 241H158V240H157ZM157 241H156V242H157ZM159 241H161L160 238H159ZM163 241H164V239H163ZM213 241H215V240H213ZM229 241H230V240H229ZM262 241H263V240H262ZM0 242H1V241H0ZM2 242H3V241H2ZM2 242H1V243H2ZM4 242H5V241H4ZM25 242H26V241H25ZM35 242H36V241H35ZM67 242H68V241H67ZM117 242H118V241H117ZM135 242H136V241H135ZM141 242H142V241H141ZM145 242H146V240H145ZM175 242H177V240H176ZM205 242H207V241H205ZM218 242H219V241H218ZM223 242L225 243V240H224ZM232 242H233V241H232ZM232 242H231V243H232ZM250 242H251V241H250ZM253 242H254V240H253ZM257 242H258V241H257ZM6 243H7V242H6ZM6 243H4V244H6ZM11 243H12V242H11ZM48 243H49V242H48ZM59 243H61V242H59ZM62 243H63V242H62ZM62 243H61V244H62ZM69 243H70V242H69ZM69 243H68V244H69ZM106 243H105V244H106ZM127 243H128V242H127ZM136 243H137V242H136ZM148 243H149V242H148ZM209 243H210V242H209ZM227 243H229V242H227ZM239 243H240V242H239ZM246 243H248V242L246 241ZM251 243H252V242H251ZM255 243H256V241H255ZM261 243H263V242H261ZM7 244H8V243H7ZM13 244H14V243H13ZM18 244H19V243H18ZM21 244H22V242H21ZM34 244H35V243H33V246H35ZM37 244H38V243H37ZM108 244H109V243H108ZM131 244H132V243H131ZM133 244H134V242H133ZM140 244H141V243H140ZM157 244H158V243H157ZM211 244H212V243H211ZM211 244H210V245H211ZM233 244H234V243H233ZM243 244H244V243H243ZM8 245H9V244H8ZM22 245H23V244H22ZM29 245H31V243H30ZM41 245H42V244H41ZM43 245H45V244H43ZM57 245H58V243H57ZM57 245H56V246H57ZM59 245H60V244H59ZM65 245H67V244H65ZM124 245H125V244H124ZM124 245H123V246H124ZM135 245H137V244H135ZM152 245H153V243H152ZM155 245H156V244H155ZM172 245H173V244H172ZM215 245H216V244H215ZM219 245H221V244H219ZM229 245H230V244H229ZM246 245H247V244H246ZM248 245H250V244L248 243ZM252 245H253V244H252ZM255 245H258V244H255ZM15 246H17V245H15ZM26 246H27V245H26ZM26 246H25V244H24V248H25ZM46 246H47V245H46ZM52 246H53V245H52ZM54 246H55V245H54ZM71 246H73L72 243H71ZM71 246H70V247H71ZM74 246H75V244H74ZM74 246H73V247H74ZM80 246H81V245H80ZM104 246L106 247V245H104ZM112 246H113V244H112ZM114 246H116V245L114 244ZM118 246L120 247L119 243H118ZM129 246H130V245H129ZM217 246H218V245H217ZM222 246H223V244H222ZM231 246H233V245H231ZM236 246H237V245H236ZM236 246H235V248H236ZM240 246H242V245L240 244ZM240 246H239V247H240ZM20 247H21V246H20ZM20 247H18V248H20ZM30 247H32V246H30ZM35 247H36V246H35ZM38 247H39V249L41 248L40 246H38ZM59 247H60V246H59ZM70 247H69V249H71ZM109 247H110V246H109ZM156 247H157V246H156ZM162 247H163V246H162ZM224 247H225V246H224ZM224 247H223L222 249H224ZM226 247H227V246H226ZM226 247H225V248H226ZM228 247L230 248V246H228ZM246 247H247V246H246ZM246 247H245V248H246ZM248 247H249V246H248ZM250 247H251V246H250ZM256 247H257V246H256ZM256 247H255L254 249H256ZM260 247H261V246H260ZM28 248H29V246H28ZM46 248H47V247H46ZM49 248H50V247H49ZM55 248H56V247L51 248V249L53 250V249H55ZM62 248H63V247H62ZM65 248H66V246H65ZM67 248H68V246H67ZM67 248H66V249H67ZM107 248H108V246H107ZM110 248H111V247H110ZM110 248H109V249H110ZM123 248H125V246H124ZM123 248H122V249H123ZM150 248H152V250H154V249H153L154 246L149 247V250H151ZM157 248H158V247H157ZM175 248H176V247H175ZM193 248H194V247H193ZM208 248H209V247H208ZM251 248H253V247H251ZM251 248H250V251H251ZM262 248H263V247H262ZM0 249H2V248H0ZM36 249H38V248H36ZM42 249H43V248H42ZM51 249H50V250H51ZM57 249H58V248H57ZM63 249H64V248H63ZM78 249H79V244H78ZM117 249H118V248H117ZM119 249H120V248H119ZM127 249H128V248H127ZM140 249H141V248H140ZM181 249H182V248H181ZM202 249H204V248H202ZM227 249H228V248H227ZM231 249H232V248H231ZM246 249H247V248H246ZM258 249H259V246H258ZM21 250H22V247H21ZM27 250H28V249H27ZM47 250L50 251L49 249H47ZM60 250H61V249H60ZM71 250H72V249H71ZM80 250H81V249H80ZM120 250H121V249H120ZM125 250H126V249H125ZM125 250H124V251H125ZM130 250H131V249H130ZM134 250H135V249H134ZM137 250H138V249H137ZM142 250H143V249H142ZM147 250H148V249H147ZM149 250H148L147 252H149ZM161 250H162V249H161ZM166 250H167V249H166ZM171 250H172V249H171ZM177 250H178V249H177ZM177 250H176V251H177ZM187 250L191 251L190 249H187ZM205 250H206V249H204V251H205ZM209 250H210V249H209ZM247 250H248V249H247ZM9 251H10V250H9ZM37 251H39V250H37ZM37 251H36V252H37ZM56 251H57V250H56ZM65 251H67V250H65ZM75 251H77V250H75ZM75 251H73V253H74ZM131 251H132V250H131ZM164 251H165V250H164ZM180 251H181V250H180ZM185 251H186V250H185ZM195 251H196V250H195ZM195 251H194V252H195ZM200 251H201V250H200ZM200 251H198V252H200ZM206 251H208V250H206ZM228 251H229L228 253H230V249H229ZM233 251H234V250H233ZM244 251H246V250L244 249ZM254 251H255V250H253V252H254ZM258 251H259V250H258ZM262 251H263V250H262ZM10 252H11V251H10ZM46 252H47V251H46ZM54 252H55V250H54ZM116 252H117V251H116ZM121 252H123V250H122ZM121 252H120V253H121ZM127 252H128V251H127ZM144 252H145V250H144ZM144 252H143V253H144ZM150 252H151V251H150ZM152 252H153V251H152ZM167 252H168V250H167ZM196 252H197V251H196ZM202 252H203V251H202ZM239 252L242 253L241 251H239ZM256 252H257V251H256ZM259 252H260V251H259ZM259 252H258V253H259ZM8 253H9V252H8ZM37 253H38V252H37ZM59 253H61V252L59 251ZM65 253H66V252H65ZM80 253H85V252H84V251H81ZM90 253H91V252H90ZM92 253H93V252H92ZM92 253H91V254H92ZM124 253H125V252H124ZM139 253H140V252H139ZM154 253H155V252H154ZM159 253H160V252H159ZM188 253L190 254V253H193V252H188ZM204 253H205V252H204ZM206 253H207V252H206ZM212 253H214V252H212ZM231 253H232V252H231ZM247 253H248V252H247ZM249 253H251V252H249ZM6 254H7V253H6ZM6 254H5V255H6ZM12 254H13V253H12ZM53 254H54V253H53ZM56 254H57V253H56ZM62 254H63V253H62ZM68 254H70V252H69ZM68 254H67V255H68ZM75 254H76V252H75ZM85 254H86V253H85ZM85 254H84V255H85ZM91 254H90V255H91ZM122 254H123V253H122ZM134 254H135V253H134ZM148 254H149V253H148ZM157 254H158V253H157ZM175 254H176V253H175ZM178 254H179V253H178ZM186 254H187V251H186ZM219 254H220V253H219ZM226 254H227V252H226ZM238 254H239V253H238ZM242 254H243V253H242ZM245 254H246V252H245ZM256 254H257V253H256ZM262 254H263V252L261 253V255H262ZM45 255H46V254H45ZM50 255H51V254H50ZM58 255H59V254H58ZM60 255H61V254H60ZM65 255H66V254H65ZM65 255L63 254V256H65ZM71 255H72V254H71ZM73 255H74V254H73ZM82 255H83V254H82ZM87 255H88V254H87ZM90 255H89V256H90ZM92 255H93V254H92ZM97 255H98V254H97ZM103 255H104V254H103ZM126 255H127V254H126ZM132 255H133V254H132ZM150 255H153V254H150ZM160 255H161V254H160ZM160 255H159V256H160ZM162 255H164V254H162ZM162 255H161V256H162ZM169 255H170V254H169ZM194 255H196V253H194ZM199 255H200V254H199ZM204 255H205V254H204ZM235 255H236V254H235ZM239 255H240V254H239ZM252 255L254 256L255 253L252 254ZM257 255H259V254H257ZM23 256H24V255H23ZM56 256H57V255H56ZM74 256H75V255H74ZM107 256H108V255H107ZM119 256H122V255H119ZM128 256H129V255H128ZM130 256H131V255H130ZM147 256H148V255H147ZM155 256H156V254H155ZM175 256H177V255H175ZM179 256H180V255H179ZM183 256H184V255H183ZM183 256H182V257H183ZM207 256H208V255H207ZM207 256H206V258H207ZM227 256H229V255H227ZM233 256H234V255H233ZM253 256H252V257H253ZM47 257H50V256H47ZM47 257H46V258H47ZM70 257H71V256H70ZM97 257H98V256H97ZM102 257H103V256H102ZM102 257H101V258H102ZM104 257H105V256H104ZM104 257H103V258H104ZM123 257H125V256L123 255ZM137 257H138V256H137ZM140 257H141V255H140ZM144 257H146V256H144ZM144 257H143V258H144ZM184 257H185V256H184ZM184 257H183V258H184ZM195 257H196V256H194V259L192 258L194 261L197 259V258L195 259ZM201 257H202V256H201ZM215 257H216V256H215ZM215 257H214V258H215ZM221 257H222V256H221ZM240 257H241V256H240ZM243 257H244V256H242V258H243ZM248 257H249V256H248ZM256 257H257V256H256ZM256 257H255V258H256ZM259 257H260L261 259H263V258H262L263 255H262V256H259ZM26 258H27V257H26ZM82 258H84V257H82ZM82 258H79V259H82ZM87 258H88V257H87ZM94 258H95V257H94ZM120 258H121V257H120ZM127 258H128V257H127ZM151 258H153V257H151ZM156 258H157V257H156ZM164 258H166V256H165ZM186 258H187V257H186ZM190 258H191V257H190ZM202 258H203V257H202ZM218 258H220V257H218ZM233 258H234V257H233ZM242 258H241V259H242ZM255 258H254V259H255ZM10 259H11V258H10ZM10 259H8V260H10ZM28 259H29V258H28ZM47 259H48V258H47ZM71 259H73V257H72ZM75 259H76V258H75ZM85 259H86V256H85ZM92 259H93V258H92ZM140 259H141V258H140ZM149 259H150V258H149ZM158 259H159V258H158ZM167 259H168V258H167ZM172 259H173V258H172ZM180 259H181V258H180ZM192 259L189 260V261L193 262ZM203 259H204V258H203ZM203 259H202V260H203ZM211 259H212V257H211ZM223 259H224V258H223ZM239 259H240V258H239ZM244 259H246V258L244 257ZM250 259H251V258H250ZM31 260L33 261V259H31ZM40 260H41V259H40ZM40 260H39V262H40ZM52 260H53V259H52ZM52 260H51V261H52ZM54 260H56V259H54ZM64 260H65V259H64ZM66 260H67V259H66ZM66 260H65V261H66ZM77 260H78V259H77ZM94 260H95V259H94ZM120 260H121V259H120ZM123 260H124V259H123ZM123 260H122V261H123ZM126 260H127V259H126ZM134 260H135V259H134ZM136 260H137V258H136ZM145 260H146V258L144 259V261H145ZM147 260H148V259H147ZM151 260H152V259H151ZM156 260H157V259H156ZM159 260H160V259H159ZM164 260H165V259H164ZM173 260H174V259H173ZM182 260H183V259H182ZM182 260H181V261H182ZM185 260H186V259H185ZM197 260H198V259H197ZM199 260H201V259H199ZM199 260H198V261H199ZM213 260H214V259H213ZM215 260H216V259H215ZM227 260H228V259H227ZM233 260H234V259H233ZM3 261H4V260H3ZM19 261H20V260H19ZM59 261H60V259H59ZM89 261H91V260H89ZM96 261H97V259H96ZM100 261H101V260H100ZM102 261H103V260H102ZM137 261H138V260H137ZM137 261H135V262H137ZM171 261H172V260H171ZM181 261H180V262H181ZM198 261H197V262H198ZM217 261H218V260H217ZM222 261H223V260H222ZM231 261H232V260H231ZM249 261H251V260H249ZM249 261H248V263H249ZM259 261H260V260H259ZM263 261H264V260H263ZM14 262H15V261H14ZM20 262H21V261H20ZM49 262H50V261H49ZM52 262H53V261H52ZM69 262H70V261H69ZM72 262H74V261H72ZM76 262H77V261H76ZM92 262H93V261H92ZM97 262H98V261H97ZM104 262H105V261H104ZM109 262L111 263V261H109ZM114 262H115V261H114ZM126 262H127V261H126ZM146 262H147V261H146ZM157 262H158V260H157ZM168 262H169V261H168ZM182 262H184V261H182ZM186 262H188V261H186ZM202 262H203V261H202ZM214 262H215V261H214ZM214 262H213V264H214ZM234 262H235V261H234ZM234 262H233V263H234ZM243 262H244V261H243ZM245 262H246V261H245ZM251 262H252V261H251ZM256 262H257V261H256ZM3 263H4V262H3ZM5 263H6V262H5ZM11 263H12V262H11ZM41 263H42V262H41ZM59 263H60V262H59ZM80 263H81V262H80ZM80 263L78 262V264H80ZM110 263H108V264H110ZM112 263H113V262H112ZM150 263H151V262H150ZM154 263H155V262H154ZM158 263H159V262H158ZM160 263H161V262H160ZM162 263L165 264L164 262H162ZM169 263H170V262H169ZM174 263H175V262H174ZM176 263H177V262H176ZM176 263H175V264H176ZM204 263H206V262L204 261ZM210 263H211V262H210ZM210 263H209V264H210ZM229 263H231V262H229ZM258 263L260 264V262H258ZM263 263H264V262H263ZM6 264H9V263H6ZM42 264H43V263H42ZM44 264H46V263H44ZM64 264H68V263H64ZM88 264H90V263H88ZM95 264H96V263H95ZM119 264H120V263H119ZM122 264H123V263H122ZM126 264H127V263H126ZM128 264H129V263H128ZM131 264H133V263L131 262ZM139 264H140V262H139ZM145 264H146V263H145ZM147 264H148V263H147ZM170 264H172V263H170ZM194 264H196V263L194 262ZM197 264H199V263H197ZM216 264H217V263H216ZM218 264H219V263H218ZM225 264H228V263H225ZM234 264H235V263H234ZM239 264H241V262H240ZM249 264H250V263H249ZM256 264H257V263H256Z\"/></svg>","mask_w":264,"mask_h":264}]
</instances>
